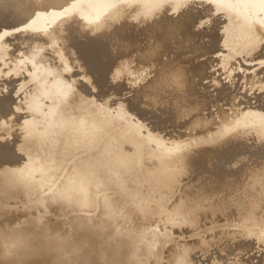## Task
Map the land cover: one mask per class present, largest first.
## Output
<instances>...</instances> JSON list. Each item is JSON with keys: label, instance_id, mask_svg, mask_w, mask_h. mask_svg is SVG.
Instances as JSON below:
<instances>
[{"label": "rangeland", "instance_id": "obj_1", "mask_svg": "<svg viewBox=\"0 0 264 264\" xmlns=\"http://www.w3.org/2000/svg\"><path fill=\"white\" fill-rule=\"evenodd\" d=\"M21 1V2H20ZM48 1V3H49V1H51V0H0V35L2 36V37H0V147L2 148V149H0V150H2V152H0L1 154H2V158L0 159V171H2V172H4V171H6V170H9L8 168L12 165V162H11V164H9L8 162L10 161V160H12V158H13V166H14V168H15V170H16V172H18L17 173V178L15 179V181H14V184L16 185V187L17 186H22V184H23V187L25 186V189L23 190L22 188L21 189H19V188H17V189H15V190H13V193H11V192H7V194H6V203L9 205H7L6 203V205L8 206V207H10L9 209H11V210H14V211H16V207L18 206V205H20V203L19 204H17L16 203V201L18 202V201H21V204H22V206L20 205V206H18V209H19V207H20V211H22V209H23V206H24V209L26 210H24V211H22L23 212V215H24V213L26 214L25 215V217L23 216V218L25 219V223H26V225L27 224H29V225H31L32 223H34L35 225L36 224H38V225H40V226H43V225H41V224H39V222H37L38 221V219L40 220V217L43 215V212H44V214H46V215H44V217L46 216L47 218L44 220V217H41V220H40V223H41V221L42 220H44V221H46L45 222V224H47L48 222H50V223H52L53 224V226H52V224H49L48 223V226L50 225V227L51 228H49V227H47V225H45V226H43L44 228L46 227V228H49V230H48V232H46L47 231V229L45 228V229H43L42 227H40V226H35L34 224V226L35 227H30V226H28L27 225V227H25L26 225H24V226H22V228H23V230L25 231V229H24V227L25 228H28V229H26V232H24L23 230H22V228H21V232H23V233H21V236L23 237H26V238H22L23 239V241H25V242H27L26 244H27V247H31L30 249H28V252H27V254L29 255L28 257H26V261H27V264H29L30 262V264H34V262L39 258V260H37V262H35V263H40V264H45V261L48 263L49 261H51L53 264H54V259L55 258H58L59 259V256H60V261L57 259V261H58V263L57 262H55V264H76L75 262H77L78 260L76 259V258H82L81 256L82 255H80V254H83V256H85L86 258H85V260H87V262L85 263L82 259V261L79 259V261L77 262V264L79 263V264H81V262H84V264H87L88 262H90L89 264H106L107 263V261L105 260L106 258H107V256H108V258L107 259H110V260H108L109 262V264H127V262H128V264H264V117H263V114H264V112L262 111V110H264V83L262 82V80H264V68L262 69V67H264V59H261V61H260V58H263L264 57V46H263V44H264V0H261V2H259L260 4H256V6H254V4H252V1L251 0H227V2L228 3H230V4H233V3H239V4H237V6L238 7H236L237 9H238V11L240 12V11H242V10H244V11H247L248 12V14H246V15H244L245 17H244V19L243 20H245V22L247 23V24H251V20H253V21H255L254 22V27H255V32H257V35H259L258 36V41L260 40L261 41V39H262V44H261V42L259 41V44H258V46H256L255 48H256V50H255V48H254V50L255 51H257V52H255V51H253V49H249V50H247V52L248 51H250V54H252V56L249 54V52H248V54H249V56H248V54L247 53H244V51L243 52H240V50H238L239 51V53L237 52V50H233V47H234V49L236 48V49H240L239 47H237V46H239L238 44H235L234 45V43H232V45H229L231 42L229 41V44H228V46L227 47H225V45L224 44H222L223 42L221 41V40H223V38H224V36L226 35V30L227 29H229V30H227L228 32H227V34L228 33H230L231 32V30H230V24H227V23H230V20H231V22H232V20L233 19H235V16H236V14L235 13H237V12H234V11H230L231 13H228V12H226L227 10L225 9V8H223L222 6H220V5H218V3L216 4V3H214V0H211V3H209L208 2V0H195V2H194V0H189V2H188V0H169V1H167V0H150L151 2H153V3H151L149 0H147L148 2H149V5L148 6H150V8L147 6V4H148V2H146V0H145V2L147 3H145L144 2V0H133V3L135 4H131L132 2H130V4H128V5H125V6H122V7H124V8H121V10L122 11H119L118 13H116V11H112V13L113 14H111V15H113V16H111L110 14V17L109 18H107V22L105 23L104 21L106 20V16L105 17H103V19H104V21L103 20H98L99 18H97V16L98 17H101L100 19H102V16H101V14H99V12H96V10L94 11H90V10H88L89 8L88 7H86L85 6V4L83 3H81V2H83V0H79V1H81L80 3L82 4V6H83V8L81 7H79V5H81L80 3H78L79 1L78 0H75V1H77V2H75V1H73V0H71L70 1V3L71 2H74V3H76V4H73V5H69V7H68V11L72 8L73 10H71V11H69V15L67 14L68 12H67V7H66V9L65 10H62V3H60L59 2V0H55L56 2L58 1V3H56L54 0V2L57 4V6H59L58 8L56 7V5L54 4V2L53 1H51L49 4L51 5V9H50V6H49V8H48V10H47V8H46V6H48L49 4L47 3L46 4V2ZM140 2L139 3V5H138V3L137 2ZM144 2V3H141V2ZM154 1H156V2H154ZM159 1L161 2V3H159ZM177 1V2H176ZM182 1V2H181ZM191 1V2H190ZM210 1V0H209ZM235 1V2H234ZM44 4H43V3ZM62 2V1H61ZM63 2H64V0H63ZM158 2V3H157ZM163 2V3H162ZM171 2H173V4H171ZM202 2V3H201ZM207 2V3H206ZM10 3V4H9ZM17 3V4H16ZM60 3V4H59ZM79 5H78V4ZM155 4V3H157V5H155V6H158L159 4H161V6L159 5L157 8L154 6V5H151V4ZM181 3V4H180ZM184 3V4H183ZM188 3V4H187ZM195 3V4H194ZM213 3V4H212ZM241 3V4H240ZM163 4V5H162ZM168 4V5H167ZM216 4V5H215ZM43 5V6H42ZM55 5V6H54ZM76 5H77V8L79 7L81 10H82V12H84L83 10H84V8L87 10V12H86V10H85V12L87 13V14H89L90 16H86L87 18H89V19H87V22L85 21V18L86 17H81V15L82 16H85L86 15V13H84V15H83V13L81 12V10L79 9H77L76 8ZM141 5V6H140ZM146 6V7H144V6ZM177 5H178V7H177ZM186 5V7H184V6ZM209 7H208V6ZM211 5H213V6H211ZM244 5V6H243ZM247 5V6H246ZM250 5V6H249ZM45 6V8H42L41 9V7H44ZM62 8H61V7ZM75 8V10H74V8ZM85 6V7H84ZM142 6L144 7V10H146V13H147V11L149 12H151V10H153L152 11V14L151 15H149V16H147L148 14H150V12L149 13H147V17L145 16V14L142 16V15H140V17H138V18H136V19H143V20H145L144 22H141V26H144V27H146L145 29H148V27H150V26H153L154 24L155 25H157V21L158 22H161L162 23V21H167V19H169L170 20V18L172 19V17L170 16L172 13H175V15L177 14L176 12L177 11H179L178 12V15H174L175 17H173L174 18V20L173 21H175L176 22V20L178 21H180V22H183V21H185L186 20V22H188V23H184L183 24V26H182V24H179V25H175V28L176 29H178L177 27L179 26V28H181V27H186V25H189V26H193V27H195L196 29H195V31H193V29L194 28H191L190 30H189V26L187 27L188 29H187V31L189 30L190 32H192L191 34H192V36H191V34L189 33V31L187 32V34H189V38H188V35L187 34H185L184 33V35H183V37L182 38H180V39H178L179 41L181 40V41H184L186 38V35H187V40H185L184 42H179V41H177L176 42V44H178V42L179 43H182V47H181V49H182V51L184 50V48L186 47L185 46V44L187 45V46H189L190 44H188V41H191V42H189V43H192V41L194 40L195 41V45H194V47L196 46V45H198L200 42V45H198V46H196V49H195V52L193 53V52H190V53H186V54H182L181 53V51H178V50H180V47H178L177 45H174L173 47H172V45L171 44H169L170 42L169 41H167L166 39V41L165 40H163L162 42L163 43H165L166 44V46H167V44H168V46H170V48H169V50L166 48V46H164V44L162 43V47H163V52L161 53V55H160V57L158 56L159 55V53H158V55H156V53L157 52H148V50L146 51V49L147 48H145L144 49V52L142 53V51H140L141 50V48H139V51H138V48H134V45H132V47H133V49H132V47H131V42H130V44H129V42H127L128 40L130 41V38H126V39H128V40H126V39H124L125 37H123V35L124 36H127V37H129V34H133V33H136V27H134V28H131L130 26H132L133 24H131V21H132V19H134L133 18V16L135 15V13H136V15H137V13H138V15H139V13L141 14V11L143 10V8H142ZM152 6H154L155 8L154 9H156V10H154L153 8H152ZM171 6H173L174 8H173V10H174V12H170L168 9H171V11H172V7ZM187 6H188V8H187ZM192 6V7H191ZM39 7V8H38ZM53 7H55V9H53ZM147 7H148V9H147ZM171 7V8H170ZM207 7V8H206ZM217 8V7H221V8H223V9H225V12L224 11H222L221 10V8H218L217 9V11L218 10H221V11H219V12H217V11H215V10H212L211 8ZM248 7V8H247ZM253 7V8H252ZM70 8V9H69ZM152 8V9H151ZM182 10H180V9ZM192 9L191 11H190V9ZM197 8V9H196ZM251 8V9H250ZM37 9H38V11H40L39 13H36V11H37ZM44 9H45V11H44ZM56 9H57V12H55L56 11ZM64 9V8H63ZM123 9L125 10V11H123ZM141 10V11H139V10ZM167 9V10H166ZM186 9V10H185ZM187 9H189V10H187ZM206 9V10H205ZM210 9H211V11H210ZM248 9H249V11H248ZM48 12H47V11ZM53 10V11H52ZM55 10V11H54ZM62 10V11H61ZM142 11L143 13H145V11ZM164 10V11H163ZM195 10V11H194ZM229 10V9H228ZM233 10V9H232ZM250 10H252V11H250ZM50 11L52 12V14H50ZM60 11V12H59ZM65 12V14H67V15H60V14H62V13H64ZM75 11V12H74ZM76 11H79L78 13L76 12ZM88 11H90L89 13H88ZM138 11V12H137ZM165 12V14H162L163 12ZM168 11V12H167ZM181 11V12H180ZM184 11V13H183V15H180V14H182V12ZM190 11V12H189ZM42 12V13H41ZM49 13V15H47V13ZM62 12V13H61ZM74 12V13H73ZM80 12L82 13L81 15H79L80 14ZM121 12H123V13H125V14H120ZM162 12V13H161ZM186 12H189V13H187L186 15L187 16H185V13ZM196 12V13H195ZM200 12V13H199ZM224 12V13H223ZM36 14V16H37V18H36V16L35 15H32V14ZM41 13V14H40ZM43 13H44V17L42 16L43 15ZM46 13V14H45ZM53 13L55 14H57V15H59V16H57V17H59V18H57L56 19V16L55 17H53L54 15H53ZM59 13V14H58ZM73 15H72V14ZM92 13L93 14H99V15H92ZM114 13H116V14H114ZM133 13V14H132ZM156 13V14H155ZM171 13V14H170ZM195 15H197V16H195ZM212 14V16H211V14ZM216 13H218V14H220L221 16H224L225 15V17H227V16H229V18H225L224 17V19H229L228 21L229 22H226V20H223V18L221 17V16H219L218 14V16L220 17H218L217 15H214V14H216ZM227 13H228V15H227ZM234 13V14H233ZM41 15V16H39V15ZM55 14V15H56ZM119 14V15H118ZM129 16H128V15ZM159 14V15H158ZM168 14V15H167ZM191 14V15H190ZM203 14V15H202ZM230 14V15H229ZM28 15V16H27ZM51 15V16H50ZM75 15V16H74ZM78 15L80 16V19L79 18H77L78 17ZM108 15V16H109ZM115 15V16H114ZM119 17H118V16ZM121 15H122V17H121ZM133 15V16H132ZM157 15V16H156ZM160 15H164V16H160ZM193 15V16H192ZM33 16V17H32ZM38 16H39V18L41 19V20H38ZM68 16V17H67ZM92 16L93 17H95L96 16V19L98 20V21H100V22H102V24H100V26L99 27H101V26H103V27H101V28H99L97 25H99L98 23H97V21H96V19L95 18H92ZM107 16V17H108ZM117 16V18H114V17H116ZM132 16V17H131ZM144 16H145V18H144ZM151 16V17H150ZM180 16H182L180 19H179V17ZM189 16V17H188ZM200 16H202V18H200ZM214 16H217L218 17V19L217 18H215ZM249 16H250V18H249ZM30 17V18H29ZM188 17V19H186ZM191 17V18H190ZM193 17H194V20H193ZM196 17V18H195ZM204 17H206V18H204ZM209 17V18H208ZM213 17V18H212ZM53 18V19H52ZM82 18V19H81ZM113 18V19H112ZM119 18H121L120 20H119ZM154 18V19H153ZM155 18L157 19L158 18V20H155ZM161 18V19H160ZM163 18H164V20H163ZM166 18V19H165ZM26 19V20H25ZM36 19L38 20V21H36ZM84 19V20H83ZM118 19V20H117ZM129 19V20H128ZM149 19V20H148ZM182 19V20H181ZM205 19V20H204ZM215 19V20H214ZM221 20V22H220V20ZM249 19V20H248ZM22 20H24V22L22 21ZM35 20V21H34ZM53 20H54V22L55 23H53ZM82 20H83V22H82ZM90 20H93V22L92 21H90ZM109 20V21H108ZM121 20H122V22H121ZM126 20V21H125ZM148 20V21H147ZM153 20L155 21V22H153ZM160 20V21H159ZM168 20V21H169ZM191 20V21H190ZM196 20V21H195ZM208 20V21H207ZM209 20L212 22H209ZM217 20L219 21V23L217 22ZM26 21V22H25ZM32 21V22H31ZM78 21H80V22H82L81 24H82V26H84V25H87L88 24V27L86 26L84 29H83V27L81 26V25H79V23L80 22H78ZM84 21L86 22V23H84ZM96 21V23H94ZM114 21V22H113ZM127 21H129V22H127ZM135 21V20H134ZM150 21V22H149ZM172 21V20H171ZM178 21V22H179ZM194 21V22H193ZM215 23H214V22ZM225 21V22H224ZM18 22L20 23V24H18ZM28 22H31L30 24L31 25H29V23ZM91 22V23H90ZM152 22H153V24H152ZM192 22H193V24H192ZM207 24H206V23ZM216 22H217V24H219V25H217L218 27L216 28V26L214 27V25H216ZM225 24H224V23ZM256 22L258 23V24H256ZM23 23H24V25H23ZM25 23L27 24V25H25ZM36 23H37V25H36ZM93 23V24H92ZM112 23H113V25H112ZM124 23V25H125V23H126V25H128V27L129 28H131V30L130 29H126L127 27L125 26V27H123L124 25H122ZM127 23H129V24H127ZM143 23H144V25H143ZM152 25H151V24ZM203 23H204V25H203ZM214 23V24H213ZM222 23L224 24V25H222ZM35 24V27L34 26H32V25H34ZM69 24V25H68ZM72 24V25H71ZM78 24V25H77ZM84 24V25H83ZM89 24H91V25H89ZM95 24H96V26H95ZM105 24H107V26L105 25ZM118 24L119 25H121V26H119V27H117L118 26ZM150 24V25H149ZM192 24V25H191ZM194 24H195V26H194ZM198 24V25H197ZM203 26H202V25ZM18 25V26H17ZM21 25V26H20ZM30 27H29V26ZM92 25H94L93 27H92ZM108 25H109V28H106V29H108V31H112V30H114V29H116V27L118 28L117 30H118V32H116L117 30H114L115 31V34H117V37L116 36H114V37H111V36H113V35H115V34H112L113 32H111V34H110V32H109V35H107L108 34V32L106 31V29H105V26L106 27H108ZM116 25V27H114ZM174 25H173V27H174ZM206 25H207V27H206ZM213 25V26H212ZM20 26V27H19ZM25 26H28L29 28L27 29ZM31 26L33 27V28H31ZM73 26V27H72ZM76 26V27H75ZM78 26V27H77ZM90 26V27H89ZM140 26V27H141ZM162 26H163V24L161 25L160 23H159V25H158V30H157V35L159 36L160 34H162V33H164V31H165V29L166 28H162ZM165 26V25H164ZM177 26V27H176ZM181 26V27H180ZM199 26V27H198ZM212 26V27H211ZM227 26L229 27V28H227ZM261 26H263V27H261ZM17 27V28H16ZM40 27H41V29H40ZM81 27V28H80ZM114 27V28H113ZM121 27H122V29H121ZM206 28V29H203L204 31L203 32H201L202 31V29L201 28ZM211 27V28H210ZM220 27V28H219ZM224 27H226V28H224ZM20 28V29H19ZM42 28H44V29H42ZM86 28H88V29H86ZM92 28H93V33H92ZM94 28H96L95 30H94ZM98 28V29H97ZM103 28L105 29V31L103 30ZM125 28V30H123ZM162 28V29H161ZM198 28V29H197ZM199 28H200V30H199ZM209 28V29H208ZM14 29V30H13ZM19 29V30H18ZM38 29H40V30H38ZM59 31H58V30ZM80 29V30H79ZM101 30V34L99 33V31ZM134 29H135V31H134ZM159 29H161V32H160V30ZM175 29V30H176ZM215 29V30H214ZM73 30V31H72ZM79 30V31H78ZM87 30V31H86ZM99 30V31H98ZM133 30V31H132ZM163 30V31H162ZM192 30V31H191ZM207 32H206V31ZM221 30H222V32H221ZM8 31V32H7ZM27 31V32H26ZM84 31V32H83ZM91 32L92 33V35H91V33H88V32ZM102 31H103V33L104 34H102ZM130 31H131V33H130ZM196 31H197V33H196ZM199 31H200V33H202V35L204 36H202V38H204V39H200V37H199V35L198 34H200L199 33ZM215 31H216V33H215ZM223 31H225L224 33H223ZM65 32V33H64ZM98 34V36L99 35H102V37L104 36V39L105 40H103V42L106 44V42H107V45H105V44H103L102 43V47H100L99 46V44H97V42L95 41V40H97V39H95V40H93V41H91L90 40V38L91 37H94V38H98V36H97V34ZM107 32V33H106ZM122 32H123V35H122ZM205 32V33H204ZM209 32V33H208ZM212 32V33H211ZM221 32V35H222V33L224 34V36L222 35H219V33ZM4 33V34H3ZM13 33V34H12ZM80 33V34H79ZM85 33H87L85 36H84V34ZM119 33L121 34L120 36H119ZM194 33V34H193ZM204 33V34H203ZM211 33V34H210ZM3 34V35H2ZM20 34V35H19ZM79 34V36H77ZM82 34V36H80ZM91 35V36H89V35ZM96 34V35H95ZM127 34V35H126ZM131 34V35H132ZM54 35V36H53ZM70 35V36H69ZM77 36L78 37V39H77V37H75V36ZM131 35H130V37H131ZM135 35V34H134ZM195 35V36H194ZM196 35H197V37H196ZM231 35H232V32H231ZM72 36H73V38H72ZM85 37V39L86 40H88V41H86L85 39H84V37ZM86 36H88L89 38L87 39V37ZM95 36H97V37H95ZM108 36V37H107ZM111 38H110V37ZM121 36H122V39H124L125 40V42H124V40L122 41V39H120L121 38ZM143 36V35H142ZM209 36V37H208ZM219 36H221L222 38H218ZM30 37V38H29ZM52 37H54V38H52ZM66 39H64V38ZM70 37V38H69ZM80 37H82V39L80 38ZM107 37V38H106ZM116 37V38H115ZM119 37V38H118ZM194 37V38H193ZM199 37V38H198ZM211 37V38H210ZM216 37V38H215ZM229 37H230V35H229ZM50 38H52L53 39V41H52V39H50ZM94 38H92V39H94ZM211 40H210V39ZM75 41H74V40ZM76 39H77V41H76ZM81 39V40H80ZM109 40V42L108 41H106V40ZM118 39L119 40V42H120V44L122 45L123 43H124V45H129L128 47L127 46H125L127 49L129 48V49H132V51L130 50L129 51V49L127 50V56H126V48H124V47H120L121 45H119V43L116 41V40ZM184 39V40H183ZM192 39V40H191ZM197 39V40H196ZM209 39V40H208ZM217 39V40H216ZM219 39V40H218ZM61 40V41H60ZM68 40V41H67ZM73 42H72V41ZM87 42H85V41ZM114 43V41H116V43L118 44H116L119 48H121V49H119V51H120V55L117 53V50L115 51V49H117V47L115 46V48H114V45H113V43H111V41ZM198 40L200 41V42H198ZM206 41V43L204 42V41ZM216 40V41H215ZM50 41V42H49ZM70 44V42H72L70 45L67 43V42ZM70 41V42H69ZM81 41V42H80ZM84 41V42H83ZM91 41V42H90ZM97 41H99V40H97ZM106 41V42H105ZM203 41V42H202ZM209 41V42H208ZM212 41V42H211ZM214 41V42H213ZM220 41V42H219ZM76 42H78V43H81V46H80V44L78 45ZM89 42V43H88ZM93 42H96V43H93ZM123 42V43H122ZM128 44H127V43ZM169 42V43H168ZM187 42V43H186ZM219 42V43H218ZM222 42V43H221ZM67 43V44H66ZM76 43V44H75ZM83 43V44H82ZM86 44V49L87 50H89L91 47L89 46V45H93V46H96L95 48L94 47H92L91 48V50L93 49V52H91V50H89V53H88V51H86L85 50V44ZM91 43V44H90ZM110 43H111V46H110ZM205 43V44H204ZM218 43V44H217ZM220 43L222 44V45H220ZM66 44V45H65ZM88 44V45H87ZM109 44V45H108ZM203 46H202V45ZM208 44V45H207ZM214 44H215V46H214ZM82 45H84V47L82 46ZM99 47H98V46ZM103 45H104V47H103ZM124 45H122V46H124ZM178 45H180V44H178ZM216 45H217V47H219V48H217L216 47ZM223 47V45H224V49L223 50H221V47ZM60 46V47H59ZM72 46V47H71ZM106 46H110L111 48H112V46H113V48L114 49H112V52H113V56L111 55V48H109V47H106ZM184 46V47H183ZM204 47V48H202V47ZM262 46V48H260ZM79 47V48H78ZM165 47V48H164ZM209 47V48H208ZM210 47H212V49L210 48ZM215 47H216V49H217V52H216V49H215ZM65 48V49H64ZM85 50L86 51V53L82 50ZM103 48V49H102ZM178 48V49H177ZM197 48H199L198 50H197ZM228 48H229V51H228ZM80 49L84 52V53H81V51H80ZM95 49V50H94ZM97 49H99L98 51V54H100V56H101V59H103V61H100V56L98 57V54H97ZM105 49H107V50H105ZM108 49H110V52H107V51H109ZM124 49H125V51H124ZM202 49V50H201ZM204 49H205V51H204ZM218 49H220L221 51H219ZM226 49V50H225ZM54 50V51H53ZM62 50V51H61ZM79 50V51H78ZM102 50V52H100ZM172 51V53L170 52V56L168 55V52H166V51ZM252 50V51H251ZM58 51V52H57ZM94 51H96V53L94 52ZM105 53H104V52ZM124 51V53H122ZM129 51V52H128ZM175 51H176V53H175ZM196 51H198V52H196ZM233 51H234V53L236 54L235 56H234V54H233ZM259 51H261V54H262V56H261V54H260V52ZM46 52V53H45ZM55 54H54V53ZM108 53V57L110 58L111 56L112 57H114V60L116 59H119V57H121L122 59V61L121 60H117V63H122V62H125V63H122L123 65H121V64H119V65H115L114 66V69H112L111 70V68H113L112 66H113V64H115L114 62L111 64V65H108L109 63L108 62H104V60L106 61V59H104L105 58V54H107ZM139 52H141L142 53V55H140L139 54ZM165 52V53H164ZM174 52V53H173ZM178 52H180V53H178ZM207 52V53H206ZM212 52V53H211ZM216 52V53H215ZM246 52V51H245ZM255 52V53H254ZM53 53V54H52ZM59 53H60V55H59ZM88 53V54H87ZM91 53V54H90ZM92 53H94V54H96L95 56H94V54H92ZM104 53V54H103ZM119 55H117V54ZM137 53H138V55H137ZM147 54V55H145V57H147V58H145V59H143V58H141V60L139 59V57H141V56H143L144 54ZM150 53L152 54V55H154L153 56V58L155 57V60H156V58H158L159 57V59L158 60H156L157 62H155V60H152L150 57L152 56H149L150 55ZM179 55H178V54ZM192 53V54H191ZM208 53H210L209 55H208ZM214 53V54H213ZM220 55H219V54ZM233 54V56L234 57H236L237 56V59H240L239 61L240 62H243V59H244V61L246 62L247 61V59H254V60H252V61H250V60H248L247 62H246V64H245V62H243L244 63V65H243V63L241 64V63H239V61H237L236 60V58H234L233 56H232V54ZM242 53V54H241ZM258 55H257V54ZM88 55L89 57H91V59L90 60H92L93 61V63L95 62H99L100 64L99 65H97V63L95 64H91L90 62H92V61H90L89 59H88V56H86V55ZM91 56H90V55ZM102 54V55H101ZM110 54V55H109ZM115 54H116V56H115ZM180 54H181V57H180ZM195 54V55H194ZM218 54V55H217ZM224 54V55H223ZM238 54V55H237ZM243 54H247V56H246V58H245V55H243ZM254 54H256V55H254ZM29 55V56H28ZM76 55H78V56H76V58H78L79 59V62L77 61L78 59H76L75 58V56ZM79 55L80 56H83V57H79ZM122 55H125L124 57L122 56ZM133 55V56H132ZM138 57H137V56ZM140 55V56H139ZM156 55V56H155ZM174 55H175V57H174ZM176 55L178 56V58L176 59ZM205 55V56H204ZM207 55V56H206ZM242 55V56H241ZM254 55V56H253ZM74 56V57H73ZM84 56H86V58L84 57ZM93 56V57H92ZM167 56V57H166ZM169 56V57H168ZM172 56H173V58H172ZM184 56V57H183ZM186 56H188V57H186ZM223 58H222V57ZM239 56V57H238ZM261 56V57H260ZM95 57V59H92V58H94ZM99 58V60L97 61V59ZM103 57V58H102ZM111 57V58H112ZM117 57V58H116ZM127 57H128V59H127ZM149 57V58H148ZM194 57V58H193ZM200 59H199V58ZM204 57V58H203ZM208 57V58H207ZM226 57H228V58H226ZM233 57V58H232ZM242 58V60H241V58ZM244 57V58H243ZM249 57V58H248ZM259 60H257L256 58ZM259 57V58H258ZM75 58V59H74ZM80 58H81V60L82 61H80ZM163 58V59H162ZM174 58L177 60H174ZM185 60H184V59ZM188 58V59H187ZM189 58H190V60H189ZM210 58V59H209ZM218 58H219V60H218ZM221 58V59H220ZM226 58V59H225ZM229 58H231L230 59V61L231 60H233V61H231V62H234V63H232V65H230L231 63L230 62H228V64L226 63L227 61H229ZM72 59H74V60H72ZM83 59H86V60H83ZM125 59H127V60H125ZM137 60V61H135V60ZM139 59V60H138ZM152 61H151V60ZM167 59V60H166ZM199 59V60H198ZM208 59V60H207ZM223 59V60H222ZM90 62H89V61ZM125 60V61H124ZM144 60H145V62H144ZM150 62H149V61ZM171 62H170V61ZM176 62V64L174 63V61ZM179 60V61H178ZM188 60V61H187ZM210 60V61H209ZM223 61L222 63L221 62H218V61ZM257 60V61H256ZM263 60V61H262ZM118 61H120V62H118ZM133 61V62H132ZM160 61H162L161 62V64L159 63ZM164 61V62H163ZM173 61V62H172ZM201 61V62H200ZM203 61H205V62H203ZM226 61V62H225ZM58 62H60V63H58ZM62 62V63H61ZM86 62V63H85ZM103 62V63H102ZM137 62V63H136ZM139 62V63H138ZM167 62H170V64L172 65V66H170L169 65V63H168V65L170 66H167L165 63H167ZM182 62V63H181ZM195 62V63H194ZM197 62V63H196ZM253 62V63H252ZM255 62H258V63H255ZM262 64H261V63ZM116 63V64H117ZM150 63V64H149ZM153 63H154V65H153ZM164 63V64H163ZM173 63H174V65H173ZM195 65H193V64ZM201 63V64H200ZM213 64V67H212V65L211 64ZM216 63H221V64H224L223 66H225V68L224 67H222L221 66V64H219V66H221V69H219L220 67L216 64ZM236 63V64H235ZM60 64V65H59ZM84 64V65H83ZM87 64V65H86ZM103 64V65H102ZM132 64V65H131ZM135 64V65H134ZM142 65V67H143V69H142V67H141V65ZM149 66H148V65ZM159 64H160V66H164V65H166L168 68H172V67H176V68H179L180 70H178V71H180L181 73V75H184L183 77L182 76H180V77H182V83H181V79L180 80H176V82L179 84V82H180V85H179V87L177 88V92H178V94H177V92H175V90H171L172 92L174 91V93H172L171 91H170V83H168V81L166 82V80L165 81H161V80H159V81H161V82H159V85H160V87H159V89L158 88H152V89H150L148 86H150L149 85V80H151V79H153L155 76L158 78L159 76H161V75H163V74H161V71H160V69L161 68H159L160 66H159ZM180 64V65H179ZM190 64V65H189ZM198 64H199V67H198ZM226 64V65H225ZM233 64H234V66H233ZM249 64V66H247ZM253 64V65H252ZM259 64H261V66L259 65ZM92 65V66H91ZM107 65H108V67H107ZM131 65V66H130ZM182 65H184V67L182 66ZM187 65H189V66H187ZM201 65V66H200ZM206 65V66H205ZM215 65H217V66H215ZM259 65V66H258ZM263 65V66H262ZM59 66H61V67H59ZM139 66V67H138ZM146 66H147V68H146ZM158 66V67H157ZM164 67V68H166V71L167 70H169L167 67ZM177 66H179V67H177ZM187 66V67H186ZM191 66H193V67H191ZM197 66V67H196ZM215 66V67H214ZM227 66V67H226ZM250 66H251V68H250ZM258 66V67H257ZM85 67V68H84ZM97 67H99V68H97ZM102 67H103V70H102ZM157 67V68H156ZM174 67V68H175ZM186 67V68H185ZM189 67V68H188ZM209 67H210V69H209ZM252 67H255V70H254V68H252ZM261 67V68H260ZM66 68H68V69H66ZM76 68V69H75ZM94 68V69H93ZM116 68V69H115ZM135 68V69H134ZM194 68V69H193ZM216 68V69H215ZM218 68V69H217ZM250 68V69H249ZM30 69V70H29ZM101 69V70H100ZM186 69H188V70H186ZM191 69V70H190ZM200 69V70H199ZM213 69V70H212ZM245 69H247V72H246V70ZM258 69V70H257ZM60 70V71H59ZM82 70V71H81ZM98 70V71H97ZM133 70V71H132ZM184 70V71H183ZM216 70H217V72H216ZM220 70H221V72H220ZM245 71V72H242V71ZM253 70V73L251 72ZM262 72H261V71ZM148 71V72H147ZM157 71V72H156ZM211 71H214V72H211ZM256 71V72H255ZM87 72V73H86ZM101 72V73H100ZM105 72H107V73H105ZM110 72V73H109ZM137 72V73H136ZM160 72V73H159ZM194 72V73H193ZM196 72V73H195ZM249 72V73H248ZM261 72V73H260ZM83 73V74H82ZM95 73V74H94ZM117 73V74H116ZM157 73V74H156ZM191 73V74H190ZM207 73H209V74H207ZM212 73V74H211ZM213 73H214V76H213ZM244 73V74H243ZM255 73H257V74H259V75H257V77L256 78H258V79H256V78H254L256 75H255ZM91 74V75H90ZM115 74V75H114ZM154 74V75H153ZM187 74V75H186ZM189 74V75H188ZM205 74V75H204ZM211 74V75H210ZM218 74V75H217ZM246 74V75H245ZM261 74V75H260ZM159 75V76H158ZM178 75H179V73H178ZM177 75V72H176V75L174 76V77H172V79H173V81L176 79V77L178 76ZM191 75V76H190ZM206 75H207V77L210 79H205V78H207L206 77ZM210 77H209V76ZM215 75H217V76H215ZM250 75H252L253 76V80H252V78H250ZM103 76V77H102ZM186 76V77H185ZM195 76H196V78H195ZM244 76V77H243ZM260 76H261V79H260ZM263 76V77H262ZM25 77V78H24ZM108 77H110V78H108ZM121 77V78H120ZM179 77V76H178ZM212 77H214L213 79H211ZM220 77V78H219ZM247 77V78H246ZM93 78V79H92ZM105 78H107L106 80H108V81H106L105 80ZM184 78H185V80H184ZM219 78V79H218ZM248 78H250V79H248ZM263 78V79H262ZM88 79H89V82H88ZM97 79V80H96ZM103 79H104V81H103ZM114 79V80H113ZM178 79V78H177ZM192 79V80H191ZM194 79V80H193ZM242 79V82L241 81H239V80H241ZM246 79V80H245ZM87 80V81H86ZM99 80V81H98ZM103 81V82H100V81ZM148 80V81H147ZM197 80H198V82H197ZM207 80H209V81H207ZM221 80V81H220ZM231 80V81H230ZM250 80V81H249ZM256 80V81H255ZM257 80H259V82L257 81ZM261 80V81H260ZM54 81V83L56 84L57 82V84L56 85H53L52 84V82ZM98 81V82H97ZM187 83H186V82ZM192 81H193V83H192ZM211 81H213V82H211ZM234 81H236L238 84H239V86H237L238 84H236ZM250 82V84H249V82ZM252 81V82H251ZM255 81V82H254ZM93 82V83H92ZM96 82H97V84H96ZM108 82V84L106 85V83ZM164 82V83H163ZM184 82H185V84H184ZM258 82V83H257ZM261 82V83H260ZM7 83V84H6ZM100 83V84H99ZM102 83V84H101ZM104 83V84H103ZM110 83V84H109ZM113 83V84H112ZM148 83V84H147ZM163 83V84H162ZM189 83V84H188ZM191 83H192V85H191ZM208 83V84H207ZM224 83H226L227 85H220V84H224ZM232 83H235V84H232ZM242 85H241V84ZM243 83H244V85H243ZM254 83H256V84H254ZM13 84V85H12ZM138 84V85H137ZM146 84H147V87H146ZM168 84V85H167ZM182 84H183V86H185V87H183L182 86ZM231 84V85H230ZM260 84H261V86H260ZM50 85V86H49ZM52 85V86H51ZM101 85H104V86H102L101 87ZM110 85V86H109ZM165 85V86H164ZM190 85V86H189ZM233 85H235V86H233ZM248 85V86H247ZM252 87H251V86ZM255 85H257V86H255ZM10 86V87H9ZM57 86V88H55ZM99 86V87H98ZM115 86V87H114ZM121 88H120V87ZM164 86V87H163ZM182 86V87H181ZM189 86V90H188V87ZM201 86V87H200ZM219 86H221V87H219ZM224 86H227V88L226 87H224ZM232 86V87H231ZM247 86V87H246ZM250 86V87H249ZM263 86V87H262ZM8 87H9V89H8ZM13 87H14V89L15 90H13ZM92 87V88H91ZM111 87H113L112 89H111ZM167 87H168V89H167ZM216 87V88H215ZM218 87L219 88H225L224 90L225 91H223V92H225V93H222V90L223 89H219L220 90V93H217L218 92ZM229 87H231V88H229ZM236 87V89L237 90H239V91H237L236 89H233V88H235ZM255 87V88H254ZM77 88V89H76ZM116 88V89H115ZM150 89V90H148V89ZM181 88V89H180ZM182 88H183V90H182ZM206 88V89H205ZM250 88H251V90H250ZM253 88H254V90H253ZM262 88V89H261ZM53 89H54V91H53ZM100 89V90H99ZM108 89H110L109 91H108ZM114 89V90H113ZM156 89H157V91H156ZM161 89V91H163V93H165V95L161 92V91H159ZM193 89V90H192ZM212 89H214V90H212ZM258 89V90H257ZM7 90V91H6ZM97 90V91H96ZM99 90V91H98ZM104 91L103 93H102V91ZM113 90V91H112ZM116 90V91H115ZM131 90V91H130ZM134 90V91H133ZM155 92H154V91ZM179 90V91H178ZM181 90V91H180ZM188 90V91H187ZM208 90V91H207ZM210 90V91H209ZM226 90H227V92H226ZM236 92H238L236 95L240 98L241 96V98L242 99H239L236 95H235V91ZM241 90V91H240ZM245 90H246V94L248 95L249 94V90L251 91L250 92V96L248 95H246L245 94ZM257 90V91H256ZM107 91V92H106ZM112 91V92H111ZM114 91H115V93H114ZM128 91H130L129 93H128ZM150 91H152L151 93H150ZM170 91V92H169ZM183 91V92H182ZM186 91V92H185ZM214 93H213V92ZM217 91V92H216ZM233 91V92H232ZM242 91H244L243 93H242ZM10 92V93H9ZM13 92H15V93H13ZM43 92V93H42ZM53 93L54 95H55V93H56V95H55V97L54 98H49V97H47V95H48V93ZM55 92V93H54ZM73 92V93H72ZM101 92V93H100ZM120 92V93H119ZM124 92V93H123ZM141 94H140V93ZM143 92V93H142ZM147 92V93H146ZM202 94H201V93ZM211 95V96H209V94ZM229 92H230V94H229ZM241 92V93H240ZM254 92V93H253ZM260 92V93H259ZM8 93V94H7ZM93 93V94H92ZM100 93V94H99ZM107 93H109V96H108V94ZM121 93H122V95H121ZM139 95H138V94ZM154 93H156V94H154ZM183 93V94H182ZM186 93V94H185ZM227 93V94H226ZM234 93V94H233ZM240 93V94H239ZM259 93V94H258ZM12 94V95H11ZM13 94H15V95H13ZM91 94V95H90ZM97 94V95H96ZM99 94V95H98ZM112 94V95H111ZM146 96H145V95ZM159 94H160V96H159ZM182 94V95H181ZM191 94V95H190ZM193 94V95H192ZM199 94V95H198ZM201 94V95H200ZM206 94V95H205ZM214 94V95H213ZM218 94V95H217ZM231 94H232V96H231ZM254 95V96H251V95ZM262 94V95H261ZM20 95V96H19ZM73 95V96H72ZM89 95V97H85V96H88ZM94 95H95V97H94ZM101 95V96H100ZM105 95V96H104ZM150 95V96H149ZM156 99V100H154V98L152 97V96ZM161 95H162V97H161ZM167 95V96H166ZM198 95V96H197ZM205 95V96H204ZM220 95H221V97H220ZM223 95V96H222ZM230 95V97H228ZM256 95V96H255ZM261 95V96H260ZM12 96H13V98H12ZM24 96V99L25 100H30V102H29V104H31V105H33V108L35 109V110H33V112H31V111H29V110H20V109H17V108H15V105L17 104V103H19V101H20V99H22V97ZM75 96V97H74ZM115 96V97H114ZM119 97V99H118V97ZM177 96H178V98H177ZM206 96H208L207 98H206ZM216 97V99H217V102H216V100H214V98ZM224 96H226L225 97V101L224 100H222V97H223V99H224ZM234 96H236L235 98H234ZM245 96V97H244ZM247 96V97H246ZM260 96V97H259ZM108 97V98H107ZM111 97V98H110ZM112 97H113V99H112ZM121 97V98H120ZM132 97V98H131ZM138 97V98H137ZM146 97H147V99H146ZM152 97V98H151ZM172 97V98H171ZM195 97V98H194ZM220 97V98H219ZM250 97H253V98H250ZM262 97V98H261ZM77 98V99H76ZM127 98V99H126ZM136 98V99H135ZM144 98V99H143ZM164 98L166 99V101L165 102H168V104L166 105V106H170V108L169 107H166L165 106V104H162L161 105V103H164V102H161V101H164ZM174 98H175V100H177L176 102H175V100H174ZM180 98H181V101H180ZM201 98V99H200ZM213 100H212V99ZM226 98H227V100H226ZM11 99H13V101L11 100ZM73 99V100H72ZM97 99V100H96ZM116 99V100H115ZM141 99H143L142 101H141ZM150 99V100H149ZM170 99V100H169ZM192 99V100H191ZM232 99V101H230ZM235 99V100H234ZM243 99H245V101L243 102V101H240V100H243ZM248 99V100H247ZM261 99V100H260ZM137 100V101H136ZM140 100V101H139ZM149 100V101H148ZM186 100V101H185ZM189 102H188V101ZM194 100V101H193ZM199 100V101H198ZM207 100H208V102H207ZM210 100H211V102H210ZM222 100V101H221ZM234 100V101H233ZM238 100V101H237ZM250 100H252V101H250ZM254 100V101H253ZM15 101V102H14ZM146 101H147V103H146ZM160 101V102H159ZM173 101H174V104H171V103H173ZM178 101H179V105H180V107L178 106ZM206 101V102H205ZM221 101V102H220ZM224 101V102H223ZM228 101V102H227ZM246 101H247V103H246ZM41 102V103H40ZM91 102V103H90ZM135 102H137L136 104H135ZM152 102V103H151ZM188 102V103H187ZM192 102V103H191ZM230 102H231V105H230ZM234 102V103H233ZM250 102H254V103H256V106L254 105V103H249ZM259 102V103H258ZM262 104H261V103ZM11 103H13V104H11ZM115 103H118V105L117 104H115ZM132 103V104H131ZM149 103L151 104V106L149 105ZM155 103V104H154ZM156 103H158V105L156 106ZM175 103H176V105H175ZM184 103V104H183ZM192 104V105H190V104ZM198 103H200V104H198ZM210 103V104H209ZM216 103V104H215ZM221 103V104H220ZM228 103V104H227ZM233 103V104H232ZM235 103H236V105H235ZM52 104V105H51ZM123 104V105H122ZM142 104H144V105H142ZM153 104V105H152ZM160 104V105H159ZM182 104V105H181ZM202 104V106H200ZM212 104V105H211ZM246 104H248V105H246ZM260 104V105H259ZM111 105V106H110ZM122 105V106H121ZM156 107H155V106ZM173 105L175 106V107H177L176 109L177 110H175L174 109V111H172L173 110ZM184 105H189L188 106V108H186ZM197 105L199 106V107H197ZM207 105V106H206ZM214 105H215V107H214ZM218 105H220V106H218ZM224 105V106H223ZM238 105V106H237ZM244 106V107H241V106ZM250 105H254L253 106V108L255 109H253L252 107H250ZM50 106V107H49ZM134 106V107H133ZM139 106V107H138ZM140 106H143L142 108L140 107ZM160 106V107H159ZM184 106V107H183ZM218 106V108H221V109H219L218 110V108H216ZM231 106V107H230ZM237 106V108L235 109L236 111H234V109L233 108H235ZM240 106V107H239ZM41 107V108H40ZM138 107V108H137ZM150 107V108H149ZM162 107V108H161ZM164 107H166V109L164 108ZM183 107V108H182ZM192 107H194V108H192ZM202 107V108H201ZM208 107H209V109H208ZM225 107V109L227 110V112H226V110H224L223 108ZM228 107H230L231 108V110L233 111V113H232V111L228 108ZM247 107V108H246ZM249 107V108H248ZM41 110H40V109ZM58 108L59 109H65L66 110V112H63L64 114H63V116L61 117V119H63V121H65V123H68V125H67V129H66V132H65V129L63 128V125H66V124H62V125H60L59 123H64V122H59L56 118H57V116H59V114H58V112H57V110H58ZM152 108V109H151ZM154 108V109H153ZM159 108H161V111H160V109ZM183 109V110H179V117H177V118H175V116H178V114H176L177 113V111H178V109ZM186 108V109H185ZM192 108V109H191ZM198 109V110H201V111H203V109H204V111H206V113L203 111L202 113H199V112H201V111H199L198 112V114L196 113L198 110H196V109ZM211 108H212V110H211ZM216 108V109H215ZM240 108H242V109H240ZM259 110V114L257 113L258 112V110ZM156 109V110H155ZM165 109V110H164ZM168 109H170V110H168ZM172 109V110H171ZM188 109H190V110H188ZM196 110V112H194V110ZM207 109V110H206ZM248 109V110H247ZM262 109V110H261ZM37 110V111H36ZM148 110H149V112H148ZM158 110V111H157ZM167 110V111H166ZM192 110V111H191ZM222 110V111H221ZM244 110H246V112L244 111ZM256 110H257V112H256ZM155 111L157 112V115H156V113H155ZM160 111V112H159ZM169 111V112H168ZM182 113H181V112ZM184 111H186V112H184ZM187 111H188V113L190 114H188L187 113ZM190 111V112H189ZM208 111H210V113L208 112ZM215 111V112H214ZM216 111L218 112V113H216ZM225 112V115H224V119L222 118L221 119V116L223 117V114H224V112ZM238 111V112H237ZM251 111V112H250ZM252 111H253V113H252ZM68 112V113H67ZM85 112V113H84ZM118 112V113H117ZM125 112V113H124ZM159 112V113H158ZM168 112V113H167ZM170 112H173V114H175V116L174 115H172L171 116V114H170ZM234 112L236 113V114H238L237 115V117H236V114H234ZM241 112V113H240ZM249 112V113H248ZM254 112H255V114H254ZM65 113H66V117L64 118V116H65ZM71 113V114H70ZM161 113V114H160ZM166 113H167V116L165 117L164 115H166ZM184 113L188 116V118H187V116H185L184 115ZM195 114L196 113V116L195 117H191L192 115L191 114ZM227 113V114H226ZM30 116H29V115ZM160 114V116L158 117V115ZM163 114V115H162ZM169 114H170V116H169ZM201 114V116H199L201 119H203L204 121V123H202V120H200V119H197L198 117V115H200ZM205 114V115H204ZM212 114V115H211ZM213 114L216 116L217 115V118L219 119L218 121H221V123L220 122H218L217 121V118L215 117V116H213ZM218 114H220L221 116H219ZM232 114V115H231ZM240 114L242 115V116H240ZM243 114H244V116L246 117V119L244 118V116H243ZM251 114V115H250ZM261 114V115H260ZM13 115V116H12ZM120 115V116H119ZM123 115V116H122ZM156 115V116H155ZM181 115H183V117L185 116L186 118H184V119H186V120H184L183 119V117L181 116ZM203 115V116H202ZM206 115H207V117H206ZM209 115V116H208ZM227 115H228V117H227ZM108 116V117H107ZM111 116V117H110ZM251 116V117H250ZM258 116H261L262 117V119L260 118V117H258ZM121 117V118H120ZM162 119H161V118ZM171 118V120H170V118ZM180 117H182V119L180 118ZM203 117H205V118H203ZM209 117H210V119H209ZM231 117V118H230ZM237 119H236V118ZM240 118V121H241V119L243 120V122L241 121V123H240V121H239V118ZM93 118V119H92ZM167 118V120H165ZM179 118V119H178ZM191 119V118H195V119H193V120H191L192 122H190V120L189 121H187V119ZM175 119V121H173V120ZM180 119L183 121H180ZM196 119H197V121H196ZM208 119V120H207ZM212 119V120H211ZM49 120V121H48ZM55 120V121H54ZM93 120V121H92ZM160 120V121H159ZM169 120H170V122H169ZM227 120V121H226ZM238 120V121H237ZM244 120H245V122H244ZM30 121V122H29ZM72 121H74V122H72ZM78 121V123H75V122H77ZM177 121V122H176ZM178 121H180V122H178ZM186 121V122H185ZM196 121V122H195ZM207 121H209V123H210V125L209 124H207V123H205V122H207ZM225 121L226 122H228V123H225ZM233 121V122H232ZM235 121V122H234ZM29 122V123H28ZM96 122V123H95ZM148 122V123H147ZM166 122H169V123H167L166 124ZM175 122H176V124H175ZM190 123V126H188L189 125V123ZM195 122V123H194ZM200 124H198V123ZM203 124V125H206V127L204 128V127H202L201 126V123ZM216 122H217V124H216ZM229 122H231V123H229ZM237 122H239V123H237ZM144 123V124H143ZM177 123H178V125H177ZM193 123V124H192ZM196 123L198 124V126L196 125ZM218 123H219V125H218ZM224 123V124H223ZM233 123V124H232ZM235 123H237V124H235ZM243 123V124H242ZM56 124V125H55ZM99 124V125H98ZM104 124V125H103ZM169 124V125H168ZM184 125V126H182V125ZM186 124V125H185ZM188 124V125H187ZM191 124H192V126H191ZM215 124V125H214ZM225 124H227V125H225ZM260 124V125H259ZM94 125H95V127H94ZM103 125V126H102ZM166 125V126H165ZM174 125V126H173ZM177 125V126H176ZM180 125V126H179ZM210 126V128H209V126ZM218 125V126H217ZM221 125H225L223 128H221ZM237 125V126H236ZM41 126L42 127H44L43 129H41ZM107 126V127H106ZM158 126V127H157ZM165 126V127H164ZM172 126V127H171ZM188 126V128L187 129H185L186 127ZM196 126V127H195ZM202 127V128H198V127ZM207 126H208V130L206 129L207 128ZM212 126V127H211ZM220 126V127H219ZM234 126V127H233ZM241 126H242V128H241ZM243 126H245L244 128H243ZM253 126H256L255 128L253 127ZM35 127H36V129L37 130H39V131H41V132H43V133H45V134H58L59 132H61L60 134H63V136H62V138L60 139V141H59V143L56 145V147L55 148H48V149H46V151H45V153H44V155H43V157L42 156H40V158H39V156L38 157H36V158H34L33 160V162L30 160V154H28L26 151H25V147H28V143H29V141H30V134L32 133V131H33V129H35ZM89 127H91V128H89ZM170 127V128H169ZM176 127V128H175ZM184 127V128H183ZM227 127V128H226ZM229 127H230V129H232L233 130V132H231L230 131V129H229ZM249 127V128H248ZM260 129H259V128ZM156 128V129H155ZM174 128V129H173ZM177 128H179V129H177ZM214 130H213V129ZM220 128V130L218 131V129ZM226 128V129H225ZM237 129L236 131H234L235 129ZM64 130V131H62V130ZM103 129V130H102ZM106 129V130H105ZM139 129H141V131L139 130ZM184 129V133H183V130ZM190 129H194V130H190ZM203 129V130H202ZM227 129H229V131L227 130ZM249 129V130H248ZM251 129V130H250ZM253 129V130H252ZM257 129V130H256ZM51 132H50V131ZM105 130V131H104ZM171 130V131H170ZM187 132H186V131ZM197 130V131H196ZM200 130L202 131V132H200ZM205 130H206V132H205ZM212 130V131H211ZM222 130V131H221ZM225 130V131H224ZM248 132H247V131ZM255 130H256V132H255ZM29 131V132H28ZM104 133H103V132ZM108 131V132H107ZM146 131V132H145ZM166 131V132H165ZM190 133H189V132ZM195 131V132H194ZM214 131V132H213ZM217 131V132H216ZM221 131V135H222V133H223V131L225 132L224 134H226L227 135V133L226 132H229L228 133V135L226 136V135H222V139H219V138H221V136H220V134H218L219 132ZM245 131H246V133H245ZM259 131H261L260 133H259ZM105 132H107V133H105ZM178 132H179V135H178ZM210 132V133H209ZM216 132V133H215ZM252 132V133H251ZM65 133V134H64ZM183 133V134H182ZM201 135H200V134ZM213 133V134H212ZM216 135H219V136H215V134ZM231 133H236L237 135H233L232 134V137L233 136H235V138L233 137V139H231L232 140V143L231 142H229V141H231L230 140V138H229V136L231 135ZM239 133V134H238ZM245 133V134H244ZM164 134V135H163ZM187 134V135H186ZM189 134V135H188ZM190 134H192V135H190ZM198 134V135H197ZM209 134V135H208ZM211 134V135H210ZM244 134V135H243ZM178 135V136H177ZM185 136V138H184V136ZM196 135L197 136H201V137H197L196 138ZM208 135V136H207ZM238 135H239V137H238ZM246 135H247V137L248 138H246ZM165 136V137H164ZM182 136V137H181ZM187 136H190V139L189 138H187ZM206 136V137H205ZM261 136V137H260ZM146 137V138H145ZM159 137V138H158ZM193 137V138H192ZM218 137V138H217ZM224 137H226V139L224 138ZM229 138V140H227L228 138ZM231 137V136H230ZM231 137V138H232ZM236 137H238V138H240L239 140H238V138L236 139ZM243 137H244V139H243ZM87 138V139H86ZM90 138V139H89ZM148 138H149V140H148ZM179 138V139H178ZM181 138V139H180ZM182 138H183V140H182ZM196 138V139H195ZM209 138H211V139H209ZM216 138L217 139H219V142H221L222 143V141H223V139H224V141H228V143L230 144H227L226 142L224 143L225 145H227V146H224L223 145V143L222 144H219L218 143V141L216 140ZM92 139V140H91ZM93 139H95L94 141H93ZM175 139H176V141H175ZM189 139V140H188ZM195 139V140H194ZM200 139V140H199ZM105 140V141H104ZM134 140V141H133ZM178 140V141H177ZM185 140H186V142H185ZM207 140V141H206ZM209 140V141H208ZM212 140V141H211ZM215 142H214V141ZM239 141V142H237V141ZM3 141V142H2ZM94 142V143H92V142ZM104 141V142H103ZM140 141V142H139ZM151 143H150V142ZM156 141V142H155ZM182 141H184V142H182ZM188 141V142H187ZM191 141H192V143H193V146L191 145ZM194 141H196V142H194ZM203 141H204V143H203ZM240 141H242V142H240ZM40 142H44L43 141V138H40ZM105 142L107 143L106 144V147H105ZM139 142V143H138ZM153 142V143H152ZM156 144H155V143ZM199 142H202V144H204V145H202L201 143H199ZM208 142H212L211 143V145L213 144V145H216L215 147H217L218 146V144H219V146H218V148L221 150H219V149H214L215 147H212V146H210V143L208 144ZM235 142H237V144L235 143ZM255 142V143H254ZM148 143V144H147ZM172 143V144H171ZM177 145V143H178V145L177 146H179V147H177L175 144ZM184 143H186V144H188V145H186V144H184ZM195 143V144H194ZM199 144V145H197V144ZM206 143H207V147H209V150H211L210 152L208 151V148H205V145H206ZM239 143H241V144H239ZM103 144H104V146H103ZM233 144V145H232ZM239 144V145H238ZM250 144V145H249ZM252 144H254L253 146H251ZM263 144V145H262ZM41 146L40 147H46L44 144L42 145V144H40ZM59 145V146H58ZM146 145V146H145ZM159 145V146H158ZM175 145V146H174ZM200 145H201V147H200ZM223 146V148H222V146ZM236 145V146H235ZM102 146L104 147V148H102ZM164 146H166V147H164ZM168 146H170V148L168 147ZM172 146H173V148H177L176 150H175V154H171V156H169V150H172L173 148H172ZM182 146V147H181ZM195 146V147H194ZM204 146V147H203ZM233 148H231V147ZM234 146H235V148H237V149H234ZM242 146V147H241ZM250 146V147H249ZM256 146H257V148H256ZM62 147V149H60ZM181 147V148H180ZM192 147V148H191ZM203 147V148H202ZM224 147H227V148H225L224 149ZM229 147V148H228ZM11 148V149H10ZM70 148L71 149H74V151H72V150H70ZM106 148H108V149H106ZM155 148V149H154ZM158 148V149H157ZM164 148V149H163ZM194 148V149H193ZM224 150V151H222V149ZM263 148V149H262ZM27 149V148H26ZM192 149V150H191ZM199 149V150H198ZM203 149H206V150H203ZM212 149H214V150H212ZM230 149V150H229ZM242 149V150H241ZM12 151V152H10V151ZM67 150V151H66ZM108 150V151H107ZM154 150V151H153ZM232 150V151H231ZM234 150V151H233ZM237 150V151H236ZM251 150V151H250ZM257 150V151H256ZM3 151H6L5 153L3 152ZM58 151V152H57ZM70 151V152H69ZM71 151H72V153L73 154H71ZM107 151V152H106ZM194 151V152H193ZM206 152L205 154H204V152ZM214 151V155L212 154V152ZM216 151H217V153H219V154H216ZM8 152V153H7ZM10 152V153H9ZM75 152V153H74ZM104 152L106 153V154H104ZM163 152H165L164 154H162ZM180 152V153H179ZM195 152H197V153H195ZM224 152H225V154L226 155H224ZM231 152V153H230ZM235 152H236V154H235ZM237 152H238V154H237ZM249 152V153H248ZM55 153V154H54ZM59 153V154H58ZM118 153H120V157H118L119 155H118ZM203 153V154H202ZM209 153V154H208ZM223 153V154H222ZM230 154V155H228V154ZM67 154H68V156H67ZM85 154V155H84ZM183 155V157H182V155ZM186 154V155H185ZM203 155L204 157H202L201 155ZM208 154V155H207ZM212 154V156H210ZM233 154V155H232ZM240 154H242V156H243V158H242V156H241V159L239 158V155ZM57 157H56V156ZM70 155V156H69ZM73 155H75V156H73ZM115 155H118L117 157L115 156ZM122 155H123V159H122ZM165 157H163V156ZM166 155H167V158H166ZM193 157H192V156ZM198 155V156H197ZM215 155L217 156L218 155V157L221 155V157H219L220 159H218V157H215ZM225 156L224 157V159H223V156ZM234 155H235V158H234ZM238 155V157H236ZM246 155V156H245ZM253 155V156H252ZM259 155H260V157H259ZM67 156V157H66ZM214 156V157H213ZM72 158V159H70L69 160V158ZM81 157V158H80ZM88 157V158H87ZM180 157V158H179ZM189 157H190V159H189ZM195 157V158H194ZM200 157V158H199ZM227 157H228V160H227ZM252 159H251V158ZM259 157V158H258ZM40 160H39V159ZM52 158L54 159V160H52ZM57 158V159H56ZM86 160H85V159ZM125 158V159H124ZM127 158H128V163L126 162L127 161ZM169 158H171V159H169ZM198 158V159H197ZM202 158V159H201ZM210 158V159H209ZM215 158V159H214ZM237 158V159H236ZM246 158H247V163L245 162L246 161ZM43 159H45V160H47L48 162H49V164L51 165L52 164V170L51 171H54L53 172V174H51V173H48V170H45V169H42L41 168V165H42V161H43ZM56 159V160H55ZM76 159V160H75ZM77 159L78 160H80L79 162H81V164L80 165H76V167H78L79 168V170L82 172V171H86V172H82V173H84V174H82V173H80V171L78 170V169H76L75 170V172H74V174L72 173V177H74L73 178V181L71 182L70 180H72V178H71V176L70 175H68V173H67V168H68V166L66 165V164H68L71 160L73 161V162H75V164H79V162L77 161ZM84 159V160H83ZM110 159V160H109ZM172 159H174V161H176V162H174ZM196 159H197V161H196ZM244 159V160H243ZM38 160V161H37ZM58 160V161H57ZM63 160V161H62ZM89 160V161H88ZM125 161V163H124V161ZM138 160V161H137ZM188 160V161H187ZM195 160V161H194ZM200 160V161H199ZM224 160V161H223ZM238 162H237V161ZM250 160V161H249ZM259 160V161H258ZM262 160V161H261ZM84 161V162H83ZM123 161V162H122ZM141 161V162H140ZM143 161V162H142ZM164 161V162H163ZM170 161V162H169ZM190 161V162H189ZM192 161V162H191ZM201 161H203V162H201ZM205 161V162H204ZM221 161V162H220ZM240 161V162H239ZM253 161V162H252ZM257 161V162H256ZM138 162H139V164H138ZM159 162H160V164H159ZM169 162V163H168ZM197 162V163H196ZM198 162H201L200 163V165L198 164ZM212 162V163H211ZM222 162H225V163H222ZM237 162V163H236ZM248 162H249V167L247 166V164H248ZM255 162V163H254ZM85 163H87V164H85ZM147 163V164H146ZM166 163V164H165ZM171 163V164H170ZM193 163H196L195 165H193ZM204 163H206V164H204ZM222 163V164H221ZM235 163V164H234ZM262 165H261V164ZM9 164V165H8ZM27 164V165H26ZM28 164L31 166V170L30 169H28L30 166H28ZM54 164V165H53ZM84 166H83V165ZM146 164V165H145ZM173 164V165H172ZM209 164H211V165H209ZM217 164V165H216ZM222 166H221V165ZM237 164V165H236ZM243 164V165H242ZM57 165V166H56ZM162 165V166H161ZM201 165H202V169H201ZM204 165H208V168H210V170H208V168H207V166H204ZM215 165V166H214ZM234 165V166H233ZM255 165V166H254ZM54 166H55V168H54ZM85 166L87 167V168H85ZM88 166H89V169H88ZM132 166V167H131ZM177 166H179V167H177ZM191 166V167H190ZM198 166H200V167H198ZM242 166V167H241ZM56 167H57V169H56ZM61 167V168H60ZM81 167H83L82 168V170H81ZM147 167V168H146ZM155 167V168H154ZM158 167V168H157ZM165 167V168H164ZM167 167H170V168H167ZM204 167H206V170H208V171H206L205 170V168ZM213 167V168H212ZM218 167V168H217ZM259 167V168H258ZM134 168V169H133ZM145 168V169H144ZM195 168V169H194ZM250 168V169H249ZM28 169V170H27ZM60 169V170H59ZM65 170V173H64V170ZM86 169V170H85ZM87 169L89 170V171H87ZM137 169V170H136ZM144 169V170H143ZM149 169V170H148ZM199 169V170H198ZM224 169H226V170H224ZM236 169V170H235ZM249 169V170H248ZM260 169V170H259ZM30 170V171H29ZM57 170V171H56ZM147 170H148V172H147ZM151 170V171H150ZM155 170V171H154ZM202 170V171H201ZM203 170H205L204 172H203ZM29 172V176H28V174H27V172ZM38 171H40V172H38ZM59 171V172H58ZM76 171H77V174H76ZM79 171V172H78ZM139 171V172H138ZM145 171V172H144ZM199 171H200V173H199ZM211 171V172H210ZM242 171H243V173H242ZM258 171V172H257ZM31 172V173H30ZM43 172H45V173H43ZM47 172V173H46ZM50 172V171H49ZM56 172L58 173V174H56ZM87 172H88V176H89V180L91 181V183H90V181L88 182V180L86 181L85 180V182L86 183H88V185L87 184H85V182H84V179L83 178H85L86 179V177H87V179H88V176L86 175L87 174ZM147 172V173H146ZM173 174H172V173ZM193 172V173H192ZM197 172V173H196ZM247 172V173H246ZM26 173V174H25ZM38 173H39V175H38ZM63 173V174H62ZM171 173V174H170ZM246 173V174H245ZM34 174V175H33ZM36 174V175H35ZM40 174H42L41 176H40ZM44 174H46V175H44ZM47 174H49V178H47L46 176H48ZM56 174V175H55ZM80 174H82V175H80ZM154 174H156V175H154ZM160 174H161V176H160ZM164 174V175H163ZM166 174V175H165ZM202 174H204L203 176H202ZM225 174H227V175H225ZM239 174V175H238ZM244 174H245V176H244ZM248 174V175H247ZM26 175H27V177H26ZM51 175V176H50ZM62 175V176H61ZM75 175H76V177L78 178L79 176V178H82V179H75L76 177H75ZM85 175V176H84ZM154 175V176H153ZM186 175H188L187 177H186ZM193 175V176H192ZM196 175V176H195ZM230 175V176H229ZM242 176L241 178L239 177V176ZM258 175H259V177H258ZM30 176H32L31 178H30ZM36 176H40V177H36ZM43 176V179H41V177ZM45 176V177H44ZM126 176V177H125ZM136 176V179H134V177ZM159 176H160V178H159ZM233 176V177H232ZM238 176V177H237ZM250 176V177H249ZM252 176V177H251ZM26 177V178H25ZM62 177V178H61ZM149 177V178H148ZM151 177V178H150ZM176 177H177V179H176ZM179 177V178H178ZM184 178V180L183 179H181V178ZM193 177V178H192ZM205 177V178H204ZM208 177V178H207ZM229 177V178H228ZM23 178H25L24 180V182H23ZM40 180H39V179ZM54 180H53V179ZM62 179V181H61V179ZM125 178V179H124ZM153 178V179H152ZM156 178V179H155ZM187 178V179H186ZM189 178H191V180L189 179ZM231 178H233L234 179V181H235V183H234V181L232 182V180L233 179H231ZM237 178V179H236ZM31 179V180H30ZM33 179V180H32ZM36 179H37V181H36ZM59 179V180H58ZM68 179V180H67ZM138 179V180H137ZM140 179V180H139ZM186 179V180H185ZM189 179V180H188ZM200 179H204L203 181L201 180L200 181ZM223 179V180H222ZM248 179V180H247ZM250 179V180H249ZM29 180H30V182H29ZM45 180L47 181V182H45ZM48 180L49 181H52L51 183L52 184H50V182H48ZM57 180V181H56ZM78 180V181H77ZM82 180V181H81ZM94 180V181H93ZM97 180V181H96ZM124 180V181H123ZM127 180H128V182H127ZM130 180V181H129ZM148 180V181H147ZM181 180H183L182 182H179V181H181ZM229 182H228V181ZM230 180H231V182H230ZM240 180H242V181H240ZM254 180V181H253ZM33 181H35V182H33ZM53 181H54V183H53ZM70 181V184L72 185V183H73V185L71 186L68 182ZM103 183V184H101V182ZM116 181V182H115ZM127 182V184H126V182ZM136 181H138V183L136 182ZM145 181V182H144ZM151 181V182H150ZM164 181V182H163ZM190 181H192V182H190ZM219 181V182H218ZM221 181V182H220ZM227 181V182H226ZM23 182V183H22ZM33 182V183H32ZM36 182H37V184H36ZM43 182V183H42ZM44 182H45V184H44ZM62 182L64 183V184H62ZM75 182V183H74ZM83 182V183H82ZM95 182V183H94ZM100 182V183H99ZM121 182V183H120ZM123 182H124V184H123ZM130 182V183H129ZM200 182H201V184H200ZM237 182V183H236ZM240 182V183H239ZM30 183V184H29ZM79 185H81V187H79L78 186V184ZM82 183V184H81ZM90 183V184H89ZM96 184V183H98V184H100V185H102L100 188L98 187V186H100V185H98L97 186V184H96V186L98 187V189H97V187L94 185V184ZM116 183V184H115ZM160 183V184H159ZM195 183V185H193ZM223 183V184H222ZM226 183V184H225ZM43 184V186H40V185H42ZM47 184V185H46ZM53 184H56V185H53ZM59 184H61L62 185V188H60L61 187V185H60V187H59ZM66 184H68L69 185V187L71 186V189L72 190H76L78 187L81 189V191H78V189L75 191H72L71 189H68L69 187H68V185H66ZM74 184H76V185H74ZM131 184H133V185H131ZM135 184V185H134ZM176 184V185H175ZM204 184V185H203ZM220 184H222V185H227V186H225L226 188H224V186L222 187V185L220 186ZM242 186H240V185ZM32 185V186H31ZM35 185H36V187H35ZM51 187H50V186ZM63 185H65L66 187H64ZM83 185H85V186H83ZM90 185H92V186H95L96 187V189H94V187L92 188V189H94V190H90V188L89 187H87V186H90ZM104 185V186H103ZM105 185H106V187H105ZM126 185V186H125ZM127 185H129V186H127ZM216 186V188H215V186ZM232 185V186H231ZM243 185H244V187H243ZM28 186H29V188H28ZM33 186H34V188H33ZM48 186H49V188H48ZM75 186V187H74ZM78 186V187H77ZM92 186H90V187H92ZM123 186V187H122ZM130 186H131V188H130ZM141 186V187H140ZM145 186H148V187H145ZM151 186V187H150ZM160 186V187H159ZM164 186H165V188H164ZM219 186V187H218ZM231 186V187H230ZM237 186V187H236ZM30 187H31V190H33V192L30 190V192H29V189H30ZM39 187H43V192H44V190H46L45 192H47V193H43L42 192V189L41 188H39ZM47 187V188H46ZM56 187V188H55ZM73 187V188H72ZM121 187V188H120ZM127 187V188H126ZM129 187V188H128ZM145 187V188H144ZM171 187V188H170ZM207 187H208V189H207ZM212 187V188H211ZM229 187H230V189H229ZM235 187V188H234ZM240 187V188H239ZM33 188V189H32ZM66 190H65V189ZM82 188H84V189H82ZM120 188V189H119ZM124 188H126V190L124 189ZM147 188V189H146ZM151 188H152V190H151ZM162 188V189H161ZM167 188V189H166ZM187 188H189V189H187ZM233 188V189H232ZM38 189V190H37ZM40 189H41V191H40ZM49 189V190H48ZM52 189H54V193H50V191L52 190ZM57 189V190H56ZM63 190L62 192H61V190ZM79 189V190H80ZM86 189L87 190H89L90 191V194H93L94 192H95V190H96V192L97 191H99V192H97V193H99L98 195H96V194H93V195H90L89 194V191L87 192V198H88V195H90L92 198L91 199H93V204H92V202H88V199H86L85 197L86 196H84V194H86ZM131 189V190H130ZM144 189V190H143ZM146 189V190H145ZM169 189H170V191H169ZM203 189V190H202ZM216 189V190H215ZM222 189V190H221ZM229 189V190H228ZM232 189V190H231ZM28 190V192H26ZM83 190V191H82ZM132 190H134V191H136V192H134V191H132ZM139 190V191H138ZM151 190V191H150ZM157 190V191H156ZM166 190V191H165ZM180 190V191H179ZM183 190V191H182ZM199 190H201V192L203 193H201ZM204 190H206V191H204ZM210 190L212 191V192H210ZM36 191V192H35ZM39 191H40V193H39ZM65 191H67V192H65ZM68 191H72L73 193H72V195H71V193L69 194V196H72V197H69V196H67V199H68V197H69V199H68V205H69V203H70V206H68L67 205V203H62L61 201V199L60 198H63V197H61V194H62V196H63V194H64V197L66 198V194L68 195ZM94 191V192H93ZM127 191H128V194L129 193H131V194H127ZM146 193H145V192ZM149 191V192H148ZM165 193H164V192ZM213 191H215V192H213ZM231 193V191H232V194H230L229 192ZM234 191H236V192H234ZM237 191H239V192H237ZM242 191V192H241ZM26 192V193H25ZM35 192V194H33ZM51 192H53V191H51ZM56 192H57V195H56ZM59 192V193H58ZM75 192H76V194H77V196L75 195V197H74V194H75ZM93 192V193H92ZM125 192V195L123 194ZM152 192V193H151ZM234 192V193H233ZM8 193H9V196H8ZM28 193V194H27ZM40 194V196L39 197H41V195L43 196V198H45V199H43L42 197L41 198H39V200L40 199H42L44 202H45V200L47 201V198L48 197H50L51 195L54 197H56V196H58V198L56 197V199H59V200H57L56 202H58V204L57 203H55V197L53 198H51L50 197V199L48 198V203L46 202V205L44 204V202L42 203V201H41V203H40V205H41V207H43V206H45L44 208H41V207H36V209H38V208H41L40 210H45L46 209V211H48L49 213L47 214V212L46 211H42V212H40L39 213V215H37L38 214V212L40 211L39 209V211H35L36 209H34L33 207H35V204H31L29 201H31V199H29L31 196L30 195H36V194ZM80 193V194H79ZM150 195H149V194ZM157 193V194H156ZM170 193V194H169ZM199 193H201L200 195H202V196H200L199 195ZM207 193V194H206ZM210 193H212V194H210ZM215 193V194H214ZM222 193V194H221ZM239 193V194H238ZM13 196V197H15V202L13 201V199L11 200V202H10V200L9 199H11V198H13L11 195ZM15 196H14V195ZM18 194V195H17ZM23 196H22V195ZM27 194V195H26ZM48 194V195H47ZM54 194V195H53ZM79 194V195H78ZM81 194H83L82 196H84V198L81 196V198L79 197ZM120 194V195H119ZM134 194H135V196H134ZM163 194V195H162ZM178 194V195H177ZM198 196H197V195ZM206 194V195H205ZM44 195H45V197H44ZM116 195V196H115ZM153 195V196H152ZM205 195V196H204ZM19 196H21V198H19ZM24 196H27V197H25L24 198ZM30 196V197H29ZM48 196V197H47ZM90 196H89V198H90ZM102 196H103V198H102ZM130 198H129V197ZM134 196V197H133ZM138 196V197H137ZM144 196V198H142ZM156 196V197H155ZM199 196H200V198H199ZM207 196V197H206ZM211 196V197H210ZM10 197V198H9ZM76 197H78V198H80V199H83V200H81V201H79L78 202V199L76 198ZM105 197H107V198H105ZM127 197V198H126ZM179 197H181V198H179ZM195 197L197 198V200L195 199ZM7 198H8V201H7ZM19 198V199H18ZM23 198V199H22ZM76 200H75V199ZM137 198V199H136ZM142 198V199H141ZM185 198V199H184ZM195 199V200H193V199ZM204 198V199H203ZM28 199V205H27V200ZM53 199V200H52ZM71 199H72V201H74L73 203H72V201H71ZM79 199V200H80ZM87 200V202H86V204H85V202L84 201H86ZM102 199H104L105 201H103ZM120 199V200H119ZM135 199H136V201H135ZM140 199V200H139ZM144 199V200H143ZM150 199V200H149ZM163 201H162V200ZM199 199H201V200H199ZM207 199V200H206ZM23 200H25L24 202H23ZM50 200V201H49ZM69 200L71 201V202H69ZM102 200V201H101ZM108 202H107V201ZM167 200V201H166ZM174 201L173 203L171 202V201ZM203 200V201H202ZM39 201V202H40ZM59 201L61 202L60 204H61V208L63 209V206H64V210H62L61 208H60V205H59ZM75 201H76V206H75ZM144 201V202H143ZM150 203H149V202ZM160 201V202H159ZM191 201V202H190ZM195 201V202H194ZM198 201V202H197ZM233 201V202H232ZM13 202H14V206H16L15 208L13 207ZM32 202V201H31ZM50 202L51 203H53L51 206H50ZM83 202H84V204H83ZM95 202V203H94ZM103 202H104V205H103ZM107 202V203H106ZM137 202V203H136ZM141 202V203H140ZM143 202V203H142ZM148 202V203H147ZM186 202V203H185ZM187 202H188V205H187ZM192 202H193V204H192ZM199 202H202V203H199ZM210 202V203H209ZM227 202V203H226ZM229 202V203H228ZM10 203V204H9ZM24 203H26V204H24ZM80 203H82L83 205H86V207H83V205L82 206H80ZM88 203H90L91 205V207L88 205ZM139 203L141 204V205H139ZM154 205H152V204ZM161 203V204H160ZM163 203V204H162ZM191 203V204H190ZM195 203V204H194ZM196 203H198L199 204V211H198V209H197V204ZM233 203V204H232ZM12 204V205H11ZM30 204H31V207H30ZM42 204H44L43 206H42ZM49 204V205H48ZM56 205V207H55V205ZM66 204V205H65ZM72 204H74V205H72ZM106 204V205H105ZM108 204V205H107ZM151 206H150V205ZM166 204H167V206H166ZM172 204V205H171ZM174 204H176V205H174ZM189 204H190V206H189ZM201 204V205H200ZM228 204H230V205H228ZM11 205V206H10ZM26 205V206H25ZM33 205V206H32ZM54 205V207H52ZM57 205H59L58 206V210L56 209L57 208ZM78 205H79V208L80 207H82V210L85 208V210H87L86 212L85 211H81V208L79 209V211H78ZM94 205V206H93ZM143 205V206H142ZM147 205H149L148 207H146ZM162 205L164 206V207H162ZM187 205V207H189L188 209H187V211H186V208L187 207H185V206ZM209 205H210V207H211V209H210V207H209ZM214 205V206H213ZM226 206L225 208L226 209H224V206ZM234 205V206H233ZM37 206V205H36ZM67 206V207H66ZM102 206L104 207V206H109L108 207V209H110L109 211L110 212H108V214H107V216H106V208L104 207V209L102 208ZM173 206H175L174 208H172ZM177 206H179V207H177ZM195 207V208H193V207ZM207 206H208V208H207ZM228 206V207H227ZM231 206H232V208H231ZM13 207V208H12ZM30 207V210H31V208H33V212L32 211H30L28 208ZM47 207V208H46ZM48 207H51V209H49V210H47L48 209ZM69 207V211L67 210V208ZM73 208V210H72V208ZM76 209H75V208ZM90 207V209H88ZM111 207V208H110ZM140 207V208H139ZM142 207V208H141ZM143 207H144V209H143ZM158 207V208H157ZM167 207H168V209H167ZM191 207V208H190ZM202 207V208H201ZM203 207H205V208H203ZM216 207V208H215ZM22 208V209H21ZM54 208H55V211L57 210V212H56V214L55 213H52L51 211H53V212H55L54 211ZM59 208L61 209V210H59ZM145 208H146V210H147V212H148V214H147V212H146V210H145ZM150 208L151 209H153V210H150ZM171 208H172V210H171ZM193 208V209H192ZM222 208V209H221ZM250 208V209H249ZM102 209H103V212H102ZM108 209H107V211H108ZM141 209H142V212H141ZM156 209V210H155ZM201 209H203V210H201ZM207 209V210H206ZM210 209V210H209ZM215 209V210H214ZM230 209H232V210H230ZM246 209H247V211H246ZM257 209V210H256ZM65 210H67V211H65ZM77 212H76V211ZM137 210H138V213H137ZM143 210H144V212H143ZM149 210V211H148ZM191 210V212H188V211H190ZM193 210H195V211H198V213H194L195 211H193ZM213 212H212V211ZM226 210H228L227 212H226ZM18 211V210H17ZM28 211H29V214H27L28 213ZM61 212V213H59L58 214V218H57V213L58 212ZM63 211V212H62ZM65 211V212H64ZM71 211H75V213L74 212H72L73 213V215L71 216H69L68 217V215H69V213L71 212ZM156 213H154V212ZM162 211V212H161ZM181 211H182V213H181ZM185 211V212H184ZM192 211H193V213H192ZM202 211V212H201ZM204 211V212H203ZM246 211V212H245ZM46 212V213H45ZM51 212V213H50ZM66 212H68V215H67V213ZM103 214H102V213ZM152 212V213H151ZM201 212V213H200ZM230 212V213H229ZM255 214H254V213ZM262 212V213H261ZM32 213H33V215H34V217H36V218H34V220L33 219H31L30 217H32V216H27V215H32ZM64 213H66V214H64ZM72 213H70V214H72ZM76 213H78V215L82 218V219H86L87 217H90V219L92 220H90L89 218L88 219H86L85 221L88 223L89 221H90V223H92V222H94V223H97L99 220V222H98V225L96 224V226H99V228H100V226H102L101 224H104L102 227H103V229H102V227L100 228V230L101 231H103L104 229V232H101L100 231V233H99V235H93V238H94V236H95V238L93 239L92 238V234H91V231L93 230L92 229V227H94L95 226V224L93 223V226H92V224L90 225V223H86V222H83L84 220H82L81 221V223L79 224V222H80V220H79V216L76 214ZM144 213V214H143ZM147 215H146V214ZM180 215H179V214ZM206 213V214H205ZM209 213V214H208ZM211 213V214H210ZM213 213H215V214H213ZM242 213H243V215H242ZM261 213V214H260ZM49 214H51V215H53V217L51 216V215H49ZM61 214H63V216H61ZM77 216H76V215ZM102 214V215H101ZM105 214V215H104ZM159 214V215H158ZM177 214V215H176ZM187 214V215H186ZM189 214V215H188ZM191 214V215H190ZM196 214H198L197 215V219H199L198 221L196 220ZM234 214V215H233ZM64 215H66L65 216V218H66V220L63 222V217H64ZM77 217V218H75V216ZM145 215V216H144ZM193 215V216H192ZM209 215V216H208ZM212 215V216H211ZM218 215H219V217H218ZM261 215V216H260ZM15 216H17L18 217V215H14L13 217H15ZM53 218V220H52V218ZM74 216V217H73ZM84 216H87V217H85L84 218ZM101 216L103 217V218H101ZM169 216H171V217H169ZM188 216V217H187ZM205 216V217H204ZM259 216V217H258ZM27 217L29 218V219H27ZM38 217V218H37ZM62 217V218H61ZM70 217H71V219H70ZM79 217V218H78ZM97 217V218H96ZM105 217V218H104ZM107 217V218H106ZM137 217V218H136ZM141 217V218H140ZM175 217V218H174ZM183 217V218H182ZM189 219H187V218ZM213 217V218H212ZM249 217V218H248ZM33 218V217H32ZM51 218V219H50ZM57 218V219H56ZM59 218H61V219H59ZM97 220H95V219ZM100 218V219H99ZM145 220V222H143V219ZM173 218V219H172ZM262 218V219H261ZM14 219V218H13ZM26 219L28 220L27 222H29L30 220H32V221H36V222H32L31 223V221H30V223H27L26 222ZM36 219V220H35ZM47 219H48V221H47ZM50 219V220H49ZM55 219V220H54ZM59 219V220H58ZM69 219V220H68ZM76 219V220H75ZM101 219H102V221H101ZM113 219V220H112ZM58 220V221H57ZM61 220V221H60ZM71 220H72V222H74V220H75V223H72L71 222ZM95 220V221H94ZM142 220V221H141ZM186 220V221H185ZM245 220V221H244ZM262 220V221H261ZM52 221V222H51ZM54 221V222H53ZM68 223H70V224H68ZM70 221V222H69ZM76 221H78V222H76ZM199 221H201V222H199ZM213 221V222H212ZM57 223V225L61 228V226H62V229L61 230H63V226H65L66 224V226H68V225H71V226H69V228L71 227V229H69V231H71L70 232V234H71V236H66V235H69L68 233H69V231L68 230H66V228H68V227H65V229L64 230H66V232H68V233H66L64 230H63V233L62 234H60L62 231H60V230H58V229H60V228H58V226L56 225V223ZM100 222H102V223H100ZM103 222H105V223H103ZM177 222V223H176ZM188 222V223H187ZM207 222V224H205ZM218 222V223H217ZM55 223V224H54ZM60 225H59V224ZM65 225H64V224ZM84 224V225H81V224ZM143 223V224H142ZM147 223V224H146ZM211 224V226H210V224ZM217 223V224H216ZM244 225H243V224ZM246 223V224H245ZM76 225L75 227L74 226H72V225ZM77 224H79V225H77ZM85 224H87L86 225V227H88V225L89 226H91L90 228H88V230L89 229H91V231H88L87 232V228L85 227ZM220 224H222L221 226H220ZM33 225H31V226H33ZM54 225H56V229H55V226ZM81 225V226H80ZM142 227H141V226ZM209 225V226H208ZM215 225V226H214ZM219 225V226H218ZM239 227V228H237V226ZM241 225H242V228H241ZM80 226V227H79ZM200 226V227H199ZM207 226L208 227H212L211 229H207ZM225 226V227H224ZM228 226V227H227ZM234 226V227H233ZM244 226H246V229H245V227ZM29 227H30V229H29ZM37 227V228H36ZM82 227L86 230H82ZM184 227V228H183ZM204 227V228H203ZM214 227H217V228H214ZM219 227V228H218ZM223 227V228H222ZM236 227V228H235ZM31 228H33L34 230L32 231V229ZM54 229V231H53V229ZM73 228H75L74 229V231L78 228V230L80 229L81 230V233H83L82 231H84V236L81 234V233H78V236H75L76 234H77V232H80V230L78 231V230H76L75 232L73 231ZM173 228V229H172ZM206 228V229H205ZM214 228V229H213ZM234 228V229H233ZM36 229H37V232H39L38 230H40V232L39 233H37L36 232ZM51 229H52V231H51ZM237 229V230H236ZM27 230H28V232L29 233H31V234H29V235H39V236H35V238H36V241H35V238H34V236H33V238H34V243L32 242L33 241V239L31 240V237L27 234ZM30 230H31V232H30ZM42 230V231H41ZM44 230H46L45 232L47 233H43V231ZM55 230H56V232H55ZM202 230V231H201ZM209 230V231H208ZM58 231V232H57ZM175 231V232H174ZM212 231V232H211ZM33 232H36V233H34L33 234ZM41 232L43 233V235L44 234H46V235H48V233L49 234H51L52 236H55L54 234H56L57 235V233H58V235L60 236V237H64L65 238V242H67L66 244H68V243H71V245L70 244H68V245H66V244H62V248H61V250H58V249H60V248H58L59 246L58 245H60V244H58L57 245V247H56V241H57V238H58V241H59V236L57 235V238L56 237H53V239L55 238V242L53 241V239H52V236L51 235H49L48 237H50V240H49V238L46 236V235H42L41 234ZM54 232V233H53ZM65 232V233H64ZM74 232V233H73ZM148 232H149V234H150V236H148L149 234H148ZM184 232H186V233H184ZM86 233V234H85ZM91 235H90V234ZM146 233V234H145ZM23 234V235H22ZM26 236H25V235ZM64 234V235H63ZM72 234H75L74 236L72 235ZM234 234V235H233ZM83 237H82V236ZM85 235H86V237H87V235L89 236L88 237V239L86 240L85 239ZM186 235L188 236V237H186ZM29 238H28V237ZM43 236V237H42ZM91 236V237H90ZM98 236V237H97ZM145 236H146V238H145ZM227 236V237H226ZM229 236V237H228ZM230 236H231V239H230ZM236 236V237H235ZM45 237H47V239H45ZM66 237H68V238H66ZM71 237V239H69ZM73 237H75V239H73ZM78 237V238H77ZM115 237V238H114ZM130 237V239H129V241L132 243V244H130V242L128 241V238ZM150 237V238H149ZM190 237V239H188ZM200 237V238H199ZM0 238H2V237H0ZM39 238V239H38ZM44 238V239H43ZM80 238H82L81 240H79ZM83 238L85 239V241H84V244H83ZM89 238H90V242L92 241V243H90L89 242ZM91 238H92V240H91ZM96 238H98V239H96ZM228 238H229V240H228ZM4 240H0V241H2V243H3V252H4V249L5 248H7L8 250L9 249H11V250H9V251H11L12 252V250H13V248L14 247H12L11 245H13V243L10 245V243H11V241L9 242V239H6V238H3ZM24 239H27L28 241H26V240H24ZM38 239V240H37ZM43 239V240H42ZM51 239H52V242H47L46 243V241H51ZM70 240V242H69V240ZM78 240V241H73V240ZM147 241H146V240ZM188 239V240H187ZM196 239V240H195ZM232 239H234V240H232ZM5 240L6 241H8L7 243H9V245H10V247L7 245V243L5 242ZM31 240V241H30ZM41 240V241H40ZM46 240V241H45ZM94 240H95V243H94ZM111 240V241H110ZM124 240V241H123ZM142 240V241H141ZM150 240V241H149ZM223 240V241H222ZM40 241V242H39ZM43 241V242H42ZM72 241H73V243H75V244H73L72 243ZM81 241H82V244H80L81 243ZM97 241V242H96ZM117 241L120 243V244H118L117 243ZM123 242L122 244H121V242ZM126 241H128V242H126ZM180 241V242H179ZM29 242L31 243V245L29 244ZM36 242H37V244L39 243L40 245H42L41 243H45V244H50V245H48V247L50 248V246H51V244L54 246V248L57 250V254L55 253H52L53 251L55 252V250L53 249H50V250H52V252L48 249V247H45V244H43V246H44V249H47V250H44V249H40L41 248V246L40 245H36ZM53 242H54V244H53ZM64 242V243H65ZM80 242V243H79ZM88 242H89V244H91V245H89V246H87L88 245ZM32 243H33V245H35V248H34V246L32 245ZM59 243V242H58ZM76 243H77V245H78V243H79V245L78 246H80V247H82L83 249H85V247H86V249L88 250V248L91 246L92 248V250L89 248V254L91 253V251L93 252V253H91L90 255H91V257H90V255L89 254H87V256L85 255L88 251L85 249V250H83L82 248H78V246H76ZM86 243V244H85ZM115 243H116V246H118L119 245V247H115ZM129 244L130 245V247H131V250H130V248L129 247H127L128 245H126V244ZM29 244V245H28ZM92 244H94L93 246H92ZM220 244V245H219ZM221 244H223V246L221 245ZM229 244H231V245H229ZM46 245V246H47ZM63 245L64 246H66V248L64 249L63 248ZM75 245V246H74ZM85 245V246H84ZM110 245V246H109ZM122 245V246H121ZM123 245H125V246H123ZM164 245V246H163ZM8 246V247H7ZM36 246H38V248H39V250H41L40 252H38L39 250H38V248L36 247ZM67 246H68V250H71V251H73V255L72 256H74V257H72L71 256V254H72V252L70 251H68V250H66L67 249ZM74 247L73 249H75V250H72V248H70V247ZM96 246V247H95ZM100 246V247H99ZM102 246V247H101ZM112 248V246H114L113 248L115 249H111V252H112V255H114V256H112V258L113 257H116L115 259V261H114V258L112 259V258H109L110 256H111V252L110 253H108L110 250H108V248ZM220 246V247H219ZM225 246V247H224ZM227 246V247H226ZM32 247H33V254L31 253L32 252ZM104 247V248H103ZM124 247V249H122ZM126 247V248H125ZM135 248V250H134V252H133V249ZM141 247V248H140ZM43 248V247H42ZM76 248H78L77 250H76ZM93 248H95V249H93ZM99 248H100V250H99ZM108 250V254L106 253L105 255H103L107 250ZM120 250H119V249ZM129 248V249H128ZM162 248V249H161ZM166 248H167V250H166ZM168 248L170 249V250H168ZM210 248V249H209ZM7 249H5V252L6 253H1L0 254V261H1V263L0 264H4L5 262H9V263H5V264H17L18 262H16V261H18V259H17V257H16V259L14 260L13 259V257L12 256H14L13 255V252L12 253H9V251L7 250ZM34 249H37V251L35 250L34 251ZM83 251H82V250ZM98 249V250H97ZM103 249H105V250H103ZM122 249V250H121ZM142 249V250H141ZM31 250V252H30V254H29V251ZM45 252H44V251ZM63 250V251H62ZM78 250L80 251V252H78ZM103 250V251H102ZM168 251V255H167V252L166 251ZM202 250V251H201ZM214 250V251H213ZM43 251V252H42ZM50 253H49V252ZM58 251L60 252V251H62L61 252V254H62V256H64L65 257V259H64V257H61V255H59L58 254ZM65 251V252H64ZM66 251H67V255H66ZM85 251H87V252H85ZM97 251V252H96ZM105 251V252H104ZM118 251L120 252V254H118ZM121 251H123L122 253H121ZM133 253H132V252ZM176 251V252H175ZM216 251V252H215ZM223 251V252H222ZM40 253L41 254V257L37 254V256H35L36 254H34V253ZM77 252L79 253V255L77 254ZM83 252V253H82ZM84 252H85V254H84ZM117 252V253H116ZM217 252H219V253H217ZM42 253H44V256H45V254H47L48 255V258H46L47 257V255H46V257H44L43 256V254ZM53 255H52V254ZM68 253H71V254H69L71 257H67V256H69L68 255ZM114 253V254H113ZM217 253V254H216ZM3 254V255H2ZM7 254H12V256H8ZM31 254L33 255V256H35V257H37V259L36 260H33L34 259V257L33 256H31ZM64 254V255H63ZM78 256V257H76L75 258V256L76 255ZM98 254V255H97ZM103 256H102V255ZM166 254V255H165ZM214 254V255H213ZM221 254V255H220ZM16 255V254H15ZM55 255H59L58 257L57 256H55ZM89 255V256H88ZM92 255H93V257H92ZM115 255H117V256H115ZM118 255H119V257H118ZM120 255H122V256H120ZM217 255V256H216ZM219 255V256H218ZM6 256V257H5ZM50 256H52L51 257V260L49 259V257ZM95 256H97V257H95ZM98 256H99V259H98ZM104 256H106V257H104ZM165 256V257H164ZM4 259H3V258ZM9 257V258H8ZM10 257H12V258H10ZM30 257H32V259H31V261L29 260L30 259ZM46 258V260L44 259H42V258ZM88 257H90V258H93L92 260L91 259H89L88 260ZM120 258L119 260H118V258ZM219 257V258H218ZM223 257V258H222ZM7 258L9 259L8 261H7ZM29 258V259H28ZM41 258V259H40ZM52 258H54V259H52ZM67 258V259H66ZM74 258V259H73ZM103 258V259H102ZM105 258V259H104ZM186 258V259H185ZM3 259V260H2ZM6 259V260H5ZM63 259H64V261H66V262H62L63 261ZM70 259V260H69ZM73 261H72V260ZM76 259V260H75ZM83 259H84V257H83ZM98 259V260H97ZM111 259H112V261H111ZM122 259V260H121ZM131 259V260H130ZM223 259V260H222ZM11 260H12V262H11ZM33 260V261H32ZM40 260H42V261H40ZM68 260H69V262H68ZM105 260V262L103 263V262H101V261H104ZM118 260V261H117ZM182 260V261H181ZM186 260H187V262H186ZM225 260V261H224ZM13 261H14V263H13ZM25 261V262H26ZM40 261V262H39ZM44 261V262H43ZM56 261V260H55ZM75 261V262H74ZM93 261V262H92ZM100 261V262H99ZM121 261V262H120ZM126 261V262H125ZM133 261V263H130V262H132ZM3 262V263H2ZM16 262V263H15ZM25 262H23L24 264H25ZM41 262H43V263H41ZM59 262H61V263H59ZM71 262V263H70ZM72 262H74V263H72ZM99 262V263H98ZM46 263V264H47ZM52 263H50L49 262V264H52ZM107 263V264H108ZM19 264H21V262H19ZM83 264V263H82Z\"/></svg>", "mask_w": 264, "mask_h": 264}, {"label": "bare ground", "instance_id": "obj_2", "mask_svg": "<svg viewBox=\"0 0 264 264\" xmlns=\"http://www.w3.org/2000/svg\"><path fill=\"white\" fill-rule=\"evenodd\" d=\"M51 1H53V0H51ZM51 1H49V3H50ZM54 1H55V0H54ZM54 1H53V2H54ZM61 1H62V2H61ZM70 1H71V0H64V2H63V0H59V2L62 3L61 6L64 8V9H63V8L60 6V7L62 8V10H65L66 7H67L66 10H67V12H68V13H67L68 15H69V11L73 10L72 8H71V9L69 8L70 10L68 11V7H69V5H70V4H71V5L76 4V3H74V2H71V3H70ZM73 1H75V0H73ZM78 1H79V0H78ZM139 1H140V0H139ZM149 1H150V0H149ZM160 1H161V0H160ZM160 1H159V3H161ZM162 1H163V0H162ZM164 1H165V0H164ZM164 1H163V2H164ZM167 1H169V0H167ZM177 1H178V0H177ZM177 1H176V2H177ZM182 1H183V0H182ZM182 1H181V2H182ZM235 1H236V0H235ZM235 1H234V2H235ZM251 1H252V4H254V6H256L257 3L260 4L259 2H261V0H251ZM20 2H21V1H20ZM55 2H56V1H55ZM55 2H54V4H55L56 7L58 8L59 6H57V4H56V3H58V1H57L56 3H55ZM75 2H77V1H75ZM80 2H81V1H79L78 3H80ZM130 2H132L131 4H134V3H133V0H83V2H81V3H82V4L84 3L85 6L89 8L88 10H90L91 12H92L93 10H94V11L96 10V12H99V14H101V16H102V19H100L101 17H98V16H97V15H99V14L96 15V14H93V13H92V15H96L97 18H99L98 20H103V21H104L103 17L106 16V17H105L106 20L104 21V22L106 23V22H107V18H109L110 15L113 14L112 11H113V12L116 11V13H118L119 11H122L121 8H124V7H122V6H125V5L130 4ZM136 2H137V1H136ZM144 2H145V0H144ZM144 2L142 1L141 3H144ZM146 2H148V1L146 0ZM146 2H145V3H146ZM150 2H151V1H150ZM154 2H156V1H154ZM163 2H162V3H163ZM178 2H179V1H178ZM188 2H189V0H188ZM190 2H191V1H190ZM194 2H195V0H194ZM208 2L211 3V0H210V1L208 0ZM42 3H43V2H42ZM44 3H45V2H44ZM44 3H43V4H44ZM47 3H48V1L46 2V4H47ZM49 3H48V4H49ZM60 3H59V4H60ZM72 3H73V4H72ZM78 3H77V4H78ZM81 3H80V4H81ZM137 3H138V5H139L140 2H137ZM145 3H144V4H145ZM151 3H153V2H151ZM151 3H150V4H151ZM157 3H158V2H157ZM157 3H155V4H151V5H154V6H155V5H157ZM201 3H202V2H201ZM206 3H207V2H206ZM214 3H216V4L218 3V5L222 6L223 8H225V9L227 10L226 12L229 11L228 13H231L230 11L237 12V13H235V14H236L235 19H233L232 22H231V20H230V23H227V24H230L229 27H230V30H231V32H232V35H231V32L227 34V32H228L227 30H229V29H227L226 32L223 31V33L225 32L226 35L224 36V34L222 33V35L224 36V38H223V40H221L223 43H222V42H221V43L224 44L225 47L228 46L229 41L231 42L229 45H232V43H234V45H235V44H238L239 46H237V47H239L240 49H236V48L234 49V47H233V50H237L238 53H239L238 50H240V52H243V51H244V53H247V54H248V52H249V54H250V51L247 52V50H249V49H253V51H255L256 48H257L256 46H258L260 40L258 41V36H259V35H257V32H255L256 30H255V27L253 26L255 21L251 20V21H250L251 24H247V23L245 22V20H243L244 17H245L244 15L248 14V12H247V11H244V10H242V11L239 12L238 9L236 8V7H238L237 4H239V3H236V4H235V3L230 4V3L227 2V0H214ZM9 4H10V3H9ZM16 4H17V3H16ZM50 4H51V3H50ZM50 4H49L48 6H46L47 10H48L49 6H50V9H51V5H50ZM82 4H81V5L78 4L79 7L81 6V7L83 8ZM146 4H147V3H146ZM171 4H173V2H171ZM180 4H181V3H180ZM183 4H184V3H183ZM187 4H188V3H187ZM194 4H195V3H194ZM212 4H213V3H212ZM216 4H215V5H216ZM240 4H241V3H240ZM55 5H54V6H55ZM134 5H135V4H134ZM148 5H149V2H148V4H147V6H148ZM159 5L161 6V4H159ZM159 5H158V6H159ZM162 5H163V4H162ZM167 5H168V4H167ZM42 6H43V5H42ZM85 6H84V7H85ZM140 6H141V5H140ZM143 6H144V5H143ZM143 6H142V8H143V10H144V7H146V6H144V7H143ZM154 6H152L153 9H154L155 7H156V8L158 7V6H155V7H154ZM183 6H184V5H183ZM207 6H208V5H207ZM211 6H213V5H211ZM243 6H244V5H243ZM246 6H247V5H246ZM249 6H250V5H249ZM72 7H73V6H72ZM79 7H78V8H79ZM81 7H80V8H81ZM86 7H85V8H86ZM148 7L150 8V6H148ZM148 7H147V9H148ZM171 7H172V11H171V9H168V10L172 13V12H174V10H173L174 7H173V6H171ZM171 7H170V8H171ZM177 7H178V5H177ZM184 7H186V5H185ZM191 7H192V6H191ZM208 7H209V6H208ZM213 7H214V6H213ZM38 8H39V7H38ZM42 8H45V6H44V7H41V9H42ZM73 8H74V7H73ZM76 8H77V5H76ZM78 8H77V9H78ZM80 8H79V9H80ZM85 8H84V10H83L84 12H82V10L80 9L81 12L83 13V15H84V13L87 12V10H86L87 8H86V9H85ZM152 8H151V9H152ZM187 8H188V6H187ZM206 8H207V7H206ZM218 8H221V7H217V8L215 7L214 9H213V8H211V9H212V10H215V9H216L215 11H217ZM223 8H221V10L225 12V9H223ZM247 8H248V7H247ZM252 8H253V7H252ZM50 9H49V10H50ZM53 9H55V7H53ZM79 9H78V10H79ZM179 9H180V8H179ZM189 9H190V8H189ZM189 9H187V10H189ZM196 9H197V8H196ZM211 9H210V11H211ZM228 9H229V10H228ZM232 9H233V10H232ZM250 9H251V8H250ZM47 10H46V11H47ZM49 10H48V11H49ZM62 10H61V11H62ZM74 10H75V8H74ZM85 10H86V12H85ZM138 10H139V9H138ZM141 10H142V9H141ZM141 10H139V11H141ZM143 10H142V11H143ZM154 10H156V9H154ZM166 10H167V9H166ZM180 10H181V9H180ZM185 10H186V9H185ZM191 10H192V9H190V11H191ZM205 10H206V9H205ZM221 10H218L217 12H219V11H221ZM44 11H45V9H44ZM48 11H47V12H48ZM52 11H53V10H52ZM54 11H55V10H54ZM90 11H88V13H89ZM123 11H125V10L123 9ZM142 11H141V14L139 13V15H138V13H137V15H136V13H135L134 16L132 15L134 19H132L131 24H133V25L130 26V27H131V28L136 27V29H137V30H136V33H133V34H132L131 31H130V33H131L132 35L129 34V37H127L128 35L126 34L127 36H124V35H123V32H122L123 37H125L124 39H126V38H130V41H129L128 39H126V40H128L127 42H129V44H130V42L132 43V44H131V47H132V45H134V48H135V49L138 48V51H139V48H141L140 51L143 50L142 53L144 52V49L147 48L146 51L148 50V52H149V51H150V52H157L156 55H158V53H159L158 56L160 57L161 53L163 52V47H162V46H163V45H162L163 42H162V41L165 40V39H166L167 41L170 42V43H169V42H168V43L171 44L172 47H173L174 45H177L178 47H180V50H178V51H181V53H182L183 55L186 54V53L188 54V53L193 52V51L195 52L196 46L200 45L201 42H200L199 40H198V42H200V43H199L198 45H196L195 47H194V45H195L196 43H195L194 40L192 41V43H189V42H191V41H188V44H190V45L187 46V45L185 44L186 47H185L184 50L182 51V49H181V47H182V43H179V42H184L185 40H187V35H188V38H189V34H187V32H188L191 28H194L193 31H195L196 28L193 27V26L186 25V27H185V26H184V27H181V26H180L181 28H179V26H178V27L176 26V27L178 28V29H176V28H175V25L182 24V26H183L184 23H188V22H186V20L183 21V22H180L179 20H178L179 22H178L177 20H176V22L173 21V20H174L173 17H175L176 15H178V12H179V11L176 12V13H177L176 15H175V13H172V14L170 13V14H171L170 16H171V17L173 16L172 19H171V18H170V20L167 19V21H166V20H165V21H162V23L157 21V25L154 24L153 26L148 27V29H145L146 27L141 26V22H144L145 20H143V19H136V18L140 17V15H142V14L144 15V14H145V16H146L147 13L150 12V11H149V12L147 11V13H146V10H144L145 13H143ZM152 11H153V10H151L150 14H148L147 16L151 15V14H152ZM163 11H164V10H163ZM163 11H162V12H163ZM181 11H182V10H181ZM181 11H180V12H181ZM190 11H189V12H190ZM194 11H195V10H194ZM248 11H249V9H248ZM250 11H252V10H250ZM39 12H40V11H38V9H37L36 13H39ZM47 12H46V13H47ZM55 12H57V9H56ZM59 12H60V11H59ZM63 12H64V11H63ZM74 12H75V11H74ZM74 12H73V13H74ZM76 12L78 13L79 11H76ZM81 12H80L79 15L82 14ZM91 12H90V13H91ZM137 12H138V11H137ZM153 12H154V11H153ZM162 12H161V13H162ZM167 12H168V11H167ZM189 12H186V13H185V16H187L186 14L189 13ZM224 12H223V13H224ZM41 13H42V12H41ZM41 13H40V14H41ZM46 13H45V14H46ZM61 13H62V12H61ZM110 13H111V14H110ZM116 13H114V14H116ZM122 13H123V12H121L120 14H122ZM183 13H184V11H183L182 14H180V15H183ZM195 13H196V12H195ZM199 13H200V12H199ZM219 13H220V12H219ZM228 13H227V15H228ZM50 14H52L51 11H50ZM55 14H56V13H55ZM55 14L53 13V15H54L53 17L56 16V19L59 18V17H57V16H59V15H57V14L55 15ZM58 14H59V13H58ZM64 14H65V12L62 13V14H60V15L62 16V15H64ZM67 14H65V15H67ZM71 14H72V13H71ZM109 14H110V15H109ZM123 14H125V13H123ZM132 14H133V13H132ZM155 14H156V13H155ZM162 14H165V12H163ZM173 14H174L175 16H174ZM193 14H194V13H193ZM210 14H211V13H210ZM217 14H218V13H216V14H214V15H217ZM220 14H221V13H220ZM220 14H218V15L221 16L222 14H221V15H220ZM233 14H234V13H233ZM32 15H35V16H36L35 13L32 14ZM38 15H39V14H38ZM47 15H49V13H47ZM65 15H64V16H65ZM72 15H73V14H72ZM79 15H78L77 18L80 19V16H79ZM87 15L90 16L89 14L86 13L85 16H82V15H81V17L84 18V17H86ZM108 15H109V16H108ZM118 15H119V14H118ZM118 15H117V16H118ZM127 15H128V14H127ZM143 15H142V16H143ZM158 15H159V14H158ZM165 15H166V14H165ZM167 15H168V14H167ZM190 15H191V14H190ZM194 15H195V14H194ZM197 15H198V14H197ZM197 15H195V16H197ZM202 15H203V14H202ZM218 15H217V16H218ZM229 15H230V14H229ZM27 16H28V15H27ZM39 16H41V15H39ZM39 16H38V20H41V19L39 18ZM42 16L44 17V13H43ZM50 16H51V15H50ZM74 16H75V15H74ZM96 16H95V17L92 16V18H95V19H96ZM107 16H108V17H107ZM111 16H113V15H111ZM114 16H115V15H114ZM117 16L114 17V18H117ZM128 16H129V15H128ZM132 16H131V17H132ZM145 16H144V18H145ZM147 16H146V17H147ZM156 16H157V15H156ZM160 16H164V15H160ZM192 16H193V15H192ZM211 16H212V14H211ZM217 16H214V17L218 19L219 16H218V17H217ZM246 16H247V15H246ZM32 17H33V16H32ZM67 17H68V16H67ZM90 17H91V16H90ZM118 17H119V16H118ZM121 17H122V15H121ZM150 17H151V16H150ZM176 17H177V16H176ZM181 17H182V16H180L179 19H180ZM188 17H189V16H188ZM188 17H187L186 19H188ZM221 17L223 18V20H226V19H224L225 15H224V16H221ZM29 18H30V17H29ZM36 18H37V16H36ZM110 18H111V17H110ZM182 18H183V17H182ZM190 18H191V17H190ZM195 18H196V17H195ZM200 18H202V16H200ZM204 18H206V17H204ZM208 18H209V17H208ZM212 18H213V17H212ZM219 18H220V17H219ZM225 18H229V16H227V17H225ZM249 18H250V16H249ZM52 19H53V18H52ZM81 19H82V18H81ZM87 19H89V18H87V17L85 18V21H86V22H87ZM112 19H113V18H112ZM120 19H121V18H119V20H120ZM153 19H154V18H153ZM160 19H161V18H160ZM165 19H166V18H165ZM25 20H26V19H25ZM38 20L36 19V21H38ZM83 20H84V19H83ZM83 20H82V22H83ZM98 20L96 19L97 23L99 24V25H97V26L99 27L100 24H102L103 21L100 22V21H98ZM117 20H118V19H117ZM128 20H129V19H128ZM134 20H135V21H134ZM148 20H149V19H148ZM148 20H147V21H148ZM155 20H158V18H157V19L155 18ZM163 20H164V18H163ZM168 20H169V21H168ZM171 20H172V21H171ZM181 20H182V19H181ZM193 20H194V17H193ZM204 20H205V19H204ZM214 20H215V19H214ZM219 20H220V19H219ZM228 20H229V19H227L226 22H229ZM248 20H249V19H248ZM22 21L24 22V20H22ZM34 21H35V20H34ZM85 21H84V23H86ZM90 21L93 22V20H90ZM96 21H95L94 23H96ZM108 21H109V20H108ZM125 21H126V20H125ZM159 21H160V20H159ZM190 21H191V20H190ZM195 21H196V20H195ZM207 21H208V20H207ZM211 21H212V20H211ZM211 21L209 20V22H211ZM25 22H26V21H25ZM31 22H32V21H31ZM31 22H28L29 25H31V24H30ZM55 22H56V21H55ZM55 22H54V20H53V23H55ZM78 22H80V21H78ZM82 22H80L79 25L82 26V24H81ZM113 22H114V21H113ZM121 22H122V20H121ZM127 22H129V21H127ZM145 22H146V21H145ZM149 22H150V21H149ZM153 22H155V21L153 20ZM153 22H152V24H153ZM193 22H194V21H193ZM193 22H192V24H193ZM213 22H214V21H213ZM217 22L219 23L218 20H217ZM217 22H216V25H214V27L216 26V28L218 27L217 25H219V24H217ZM220 22H221V20H220ZM224 22H225V21H224ZM224 22H223V23H224ZM28 23H27V24H28ZM87 23H88V22H87ZM90 23H91V22H90ZM159 23H160L161 25L163 24L162 28H166V29H165L164 33H162V34H160V35L158 36L156 33H157V30H158L157 28H158ZM175 23H176V24H175ZM205 23H206V22H205ZM211 23H212V22H211ZM214 23H215V22H214ZM214 23H213V24H214ZM223 23H222V25L225 24V23H224V24H223ZM18 24H20V23L18 22ZM27 24L25 23V25H27ZM92 24H93V23H92ZM127 24H129V23H127ZM150 24H151V23H150ZM150 24H149V25H150ZM152 24H151V25H152ZM174 24H175V25H174ZM188 24H189V23H188ZM192 24H191V25H192ZM206 24H207V23H206ZM256 24H258V23L256 22ZM23 25H24V23H23ZM29 25H28V26H29ZM36 25H37V23H36ZM68 25H69V24H68ZM71 25H72V24H71ZM77 25H78V24H77ZM83 25H84V24H83ZM89 25H91V24H89ZM105 25L107 26V24H105ZM112 25H113V23H112ZM122 25H124V23H123ZM143 25H144V23H143ZM164 25H165V26H164ZM173 25H174V27H173ZM184 25H185V24H184ZM197 25H198V24H197ZM201 25H202V24H201ZM203 25H204V23H203ZM203 25H202V26H203ZM17 26H18V25H17ZM20 26H21V25H20ZM20 26H19V27H20ZM28 26H25V27L28 29V28L30 27V26H29V27H28ZM32 26L35 27V24L32 25ZM32 26H31V28H33ZM86 26L88 27V24L82 26L83 29H84ZM93 26H94V25H92V27H93ZM95 26H96V24H95ZM97 26H96V27H97ZM103 26H104V25H103ZM103 26H101V27H103ZM106 26H105V29H106V28H109V25H108V27H106ZM119 26H121V25L118 24L117 27H119ZM125 26L127 27L126 29H130V30H131V28H129L128 25H126V23H125V25H124L123 27H125ZM133 26H134V27H133ZM140 26H141V27H140ZM188 26H189L190 28H189V30L187 31V29H188L187 27H188ZM194 26H195V24H194ZM204 26H205V25H204ZM212 26H213V25H212ZM212 26H211V27H212ZM72 27H73V26H72ZM75 27H76V26H75ZM77 27H78V26H77ZM89 27H90V26H89ZM101 27H99V28H101ZM114 27H116V25H115ZM114 27H113V28H114ZM117 27H116V29H114V30H117V29H118ZM198 27H199V26H198ZM206 27H207V25H206ZM211 27H210V28H211ZM229 27L227 26V28H229ZM261 27H263V26H261ZM16 28H17V27H16ZM35 28H36V27H35ZM80 28H81V27H80ZM162 28H161V29H162ZM219 28H220V27H219ZM224 28H226V27H224ZM19 29H20V28H19ZM19 29H18V30H19ZM40 29H41V27H40ZM40 29H38V30H40ZM42 29H44V28H42ZM86 29H88V28H86ZM95 29H96V28H94V30H95ZM97 29H98V28H97ZM105 29L103 28L104 31H105ZM121 29H122V27H121ZM156 29H157V30H156ZM161 29H159L160 32H161ZM175 29H176V30H175ZM197 29H198V28H197ZM201 29H202V31H201L200 28H199V30H200L201 32H203V31H204L203 29H206V28H203V27H202ZM208 29H209V28H208ZM13 30H14V29H13ZM57 30H58V29H57ZM79 30H80V29H79ZM79 30H78V31H79ZM88 30H89V29H88ZM99 30H100V29H99ZM99 30H98V31H99ZM114 30H112L111 32H113ZM123 30H125V28H124ZM214 30H215V29H214ZM58 31H59V30H58ZM72 31H73V30H72ZM86 31H87V30H86ZM95 31H96V30H95ZM106 31L108 32L107 35H109V32H110V31H108V29H106ZM125 31H126V30H125ZM132 31H133V30H132ZM134 31H135V29H134ZM162 31H163V30H162ZM191 31H192V30H191ZM200 31H199V33H200ZM205 31H206V30H205ZM7 32H8V31H7ZM26 32H27V31H26ZM83 32H84V31H83ZM100 32H101V30L99 31V33H100ZM107 32H106V33H107ZM111 32H110V34H111ZM116 32H118V30H117ZM206 32H207V31H206ZM221 32H222V30H221ZM221 32L219 33V35H221ZM64 33H65V32H64ZM88 33H91V32L89 31ZM92 33H93V28H92ZM92 33H91V35H92ZM95 33H96V32H95ZM97 33H98V32H97ZM97 33H96V34H97ZM99 33H98V34H99ZM184 33L187 34L186 37H185L186 39H185V40L183 39L184 41H181V40L179 41L178 39L182 38L183 35H184ZM189 33L191 34L192 32L189 31ZM196 33H197V31H196ZM204 33H205V32H204ZM204 33H203V34H204ZM208 33H209V32H208ZM211 33H212V32H211ZM211 33H210V34H211ZM215 33H216V31H215ZM3 34H4V33H3ZM3 34H2V35H3ZM12 34H13V33H12ZM79 34H80V33H79ZM79 34H78L77 36H79ZM86 34H87V33H85L84 36H85ZM93 34H94V33H93ZM96 34H95V35H96ZM98 34H97V36H98ZM100 34H101V33H100ZM102 34H104L103 31H102ZM112 34H115V31H114ZM134 34H135V35H134ZM193 34H194V33H193ZM19 35H20V34H19ZM88 35H89V34H88ZM91 35H89V36H91ZM120 35H121V34L119 33V36H120ZM130 35H131V37H130ZM142 35H143V36H142ZM198 35H199V37H200L201 40L204 39V38H202V36H203L202 33H200V34H198ZM222 35H221V36H222ZM229 35H230V37H229ZM53 36H54V35H53ZM69 36H70V35H69ZM74 36H75V35H74ZM77 36H75V37H77ZM80 36H82V34H81ZM84 36H83V37H84ZM97 36H95V37H97ZM104 36H105V35H104ZM104 36L102 37V35H99L98 38L91 37L90 40H91V41H93V40H95V39L99 40V41H97V40H95V41L97 42V44H99L100 47H102V43L105 44V43L103 42V40H105V39H104ZM114 36L117 37V34H115V35H113V36H111V37H114ZM191 36H192V34H191ZM194 36H195V35H194ZM204 36H205V35H204ZM204 36H203V37H204ZM221 36H219L218 38H222ZM0 37H2V36L0 35ZM86 37H87V39L89 38L88 36H86ZM107 37H108V36H107ZM107 37H106V38H107ZM109 37H110V36H109ZM111 37H110V38H111ZM116 37H115V38H116ZM196 37H197V35H196ZM199 37H198V38H199ZM205 37H206V36H205ZM208 37H209V36H208ZM29 38H30V37H29ZM52 38H54V37H52ZM52 38H50V39H52ZM63 38H64V37H63ZM69 38H70V37H69ZM72 38H73V36H72ZM80 38L82 39V37H80ZM92 38H94V39H92ZM118 38H119V37H118ZM193 38H194V37H193ZM210 38H211V37H210ZM210 38H209V39H210ZM215 38H216V37H215ZM263 38H264V37H263ZM64 39H65V38H64ZM77 39H78V37H77ZM77 39H76V41H77ZM81 39H80V40H81ZM84 39H85V37H84ZM120 39H122V36H121ZM124 39H122V41H123ZM209 39H208V40H209ZM65 40H66V39H65ZM73 40H74V39H73ZM78 40H79V39H78ZM82 40H83V39H82ZM85 40H86V39H85ZM85 40H84V41H85ZM115 40H116V39H115ZM117 40H118V39H117ZM117 40H116V41H117ZM166 40H165V41H166ZM191 40H192V39H191ZM196 40H197V39H196ZM210 40H211V39H210ZM216 40H217V39H216ZM216 40H215V41H216ZM218 40H219V39H218ZM52 41H53V39H52ZM60 41H61V40H60ZM67 41H68V40H67ZM67 41H66V42H67ZM71 41H72V40H71ZM74 41H75V40H74ZM84 41H83V42H84ZM86 41H88V40H86ZM86 41H85V42H86ZM91 41H90V42H91ZM106 41L109 42L108 39H107ZM106 41H105V42H106ZM110 41H111V40H110ZM116 41H114V43L111 41V43H113V45H114V44L116 43ZM177 41H179L178 44H180V45L176 44ZM203 41H204V40H203ZM203 41H202V42H203ZM261 41H262V39H261ZM261 41H260V42H261ZM49 42H50V41H49ZM69 42H70V41H69ZM72 42H73V41H72ZM72 42H70V44H71ZM80 42H81V41H80ZM96 42H93V43H96ZM117 42L119 43V45H121L120 42H119V40H118ZM124 42H125V40H124ZM127 42H126V43H127ZM193 42H194L195 44H194ZM204 42L206 43V41H204ZM208 42H209V41H208ZM211 42H212V41H211ZM213 42H214V41H213ZM219 42H220V41H219ZM219 42H218V43H219ZM67 43H68V42H67ZM67 43H66V44H67ZM76 43H77L78 45L80 44V46H81V43H78V42H76ZM76 43H75V44H76ZM86 43H87V42H86ZM88 43H89V42H88ZM111 43H110V46H111ZM122 43H123V42H122ZM184 43H185V42H184ZM186 43H187V42H186ZM205 43H204V44H205ZM218 43H217V44H218ZM221 43H220V45H222ZM66 44H65V45H66ZM68 44H69V43H68ZM70 44H69V45H70ZM82 44H83V43H82ZM84 44H85V43H84ZM90 44H91V43H90ZM116 44H117V43H116ZM116 44L114 45V48H115V46L117 47V49H115V51L117 50V53H118V52L120 53L121 50L119 51V49H121L122 47L126 48L125 46H127V45H124V43H123L122 45H124V46L121 45V46H120L121 48H119V47L117 46L118 44H117V45H116ZM127 44H128V43H127ZM163 44H164V46H166L165 43H163ZM193 44H194V45H193ZM261 44H262V42H261ZM87 45H88V44H87ZM105 45H107V42H106ZM108 45H109V44H108ZM201 45H202V44H201ZM207 45H208V44H207ZM220 45H219V46H220ZM224 45H223V47L220 46V47H221V50L224 49ZM82 46L84 47V45H82ZM89 46H90L91 48H92V47H94V48L96 47V46H93L92 44L89 45ZM97 46H98V45H97ZM99 46H98V47H99ZM110 46H106V47L111 48ZM128 46H129V45H128ZM128 46H127V47H128ZM202 46H203V45H202ZM202 46H201V47H202ZM214 46H215V44H214ZM263 46H264V44H263ZM59 47H60V46H59ZM71 47H72V46H71ZM103 47H104V45H103ZM167 47H168V48H167ZM183 47H184V46H183ZM216 47H217V45H216ZM216 47H215V49H216ZM228 47H229V46H228ZM255 47H256V48H255ZM258 47H259V46H258ZM78 48H79V47H78ZM84 48H85L86 51H88V53H89V50H91V48H90L89 50H87L88 48L86 49V44H85V47H84ZM114 48H113V46H112V48H111V52H112V49H114ZM164 48H165V47H164ZM166 48L169 50L170 46H168V44H167ZM194 48H195V49H194ZM202 48H204V47H202ZM208 48H209V47H208ZM210 48L212 49V47H210ZM217 48H219V47H217ZM254 48H255V50H254ZM260 48H262V46H261ZM64 49H65V48H64ZM81 49H82V48H81ZM81 49H80L81 53H84V52L86 53L85 50L82 49V50L84 51V52H83ZM102 49H103V48H102ZM128 49H129V48H128ZM128 49L126 48V56L129 54V53L127 54V50H128ZM132 49H133V47H132ZM132 49H129V51H130V50L132 51ZM170 49H171V48H170ZM177 49H178V48H177ZM198 49H199V48H197V50H198ZM257 49H258V48H257ZM263 49H264V48H263ZM94 50H95V49H94ZM98 50H99V49H97V54H98V52H99ZM105 50H107V49H105ZM108 50H109V51H107V52H110V49H108ZM201 50H202V49H201ZM218 50L221 51L220 49H218ZM225 50H226V49H225ZM242 50H243V51H242ZM53 51H54V50H53ZM61 51H62V50H61ZM78 51H79V50H78ZM124 51H125V49H124ZM124 51H123L122 53H124ZM129 51H128V52H129ZM165 51H166V50H165ZM198 51H199V50H198ZM198 51H196V52H198ZM204 51H205V49H204ZM228 51H229V48H228ZM245 51H246V52H245ZM251 51H252V50H251ZM263 51H264V50H263ZM57 52H58V51H57ZM91 52H93V49L91 50ZM94 52L96 53V51H94ZM100 52H102V50H101ZM103 52H104V51H103ZM107 52H106V53H107ZM111 52H110V53H111ZM113 52H114V51H113ZM113 52L111 53V55L113 54ZM166 52H168V55H169V56H170V52L172 53V51H166ZM194 52H193V53H194ZM216 52H217V49H216ZM216 52H215V53H216ZM221 52H222V51H221ZM255 52H257V51H255ZM255 52H254V53H255ZM259 52H260V54H261V51H259ZM45 53H46V52H45ZM53 53H54V52H53ZM53 53H52V54H53ZM88 53H87V54H88ZM104 53H105V52H104ZM104 53H103V54H104ZM114 53H115V52H114ZM117 53H116V54H117ZM119 53H118V54H119ZM140 53H141V52H139V54H140ZM142 53H141L140 55H142ZM164 53H165V52H164ZM173 53H174V52H173ZM175 53H176V51H175ZM178 53H180V52H178ZM178 53H177V54H178ZM206 53H207V52H206ZM211 53H212V52H211ZM235 53H236V52H235ZM235 53H234V51H233L234 56L236 55ZM54 54H55V53H54ZM90 54H91V53H90ZM90 54H89V55H90ZM92 54H94V53H92ZM116 54H115V56H116ZM118 54H117V55H118ZM124 54H125V53H124ZM152 54H153V53H152ZM152 54L150 53L149 56H151ZM191 54H192V53H191ZM209 54H210V53H208V55H209ZM213 54H214V53H213ZM218 54H219V53H218ZM218 54H217V55H218ZM231 54H232V53H231ZM233 54H232V56H233ZM241 54H242V53H241ZM247 54H246V55L243 54V55H245V58H246ZM249 54H248V56H249ZM252 54H253V53H252ZM252 54H250V55L252 56ZM256 54H257V53H256ZM256 54H254V55H256ZM262 54H263V53H262ZM262 54H261V56H262ZM59 55H60V53H59ZM85 55H86V54H85ZM95 55H96V54H94V56H95ZM101 55H102V54H101ZM109 55H110V54H109ZM119 55H120V54H119ZM119 55H118V56H119ZM137 55H138V53H137ZM137 55H136V56H137ZM140 55H139V56H140ZM145 55H147V54L145 53L143 56L139 57V59L141 60V58H143V59L147 58V57H145ZM156 55H155V56H156ZM162 55H163V54H162ZM162 55H161V56H162ZM178 55H179V54H178ZM194 55H195V54H194ZM219 55H220V54H219ZM223 55H224V54H223ZM237 55H238V54H237ZM254 55H253V56H254ZM257 55H258V54H257ZM28 56H29V55H28ZM74 56H75V55H74ZM74 56H73V57H74ZM76 56H78V55H76ZM76 56H75V58H76ZM86 56H88V55H86ZM86 56H84V57L86 58ZM90 56H91V55H90ZM96 56H97V55H96ZM96 56H95V57H96ZM99 56H100V54H98V57H99ZM112 56H113V55H112ZM112 56H111V57H112ZM120 56H121V55H120ZM122 56L124 57L125 55H122ZM132 56H133V55H132ZM147 56H148V55H147ZM153 56H154V55H152L150 58L152 59ZM169 56H168V57H169ZM184 56H185V55H184ZM184 56H183V57H184ZM204 56H205V55H204ZM206 56H207V55H206ZM234 56H233V57H234ZM241 56H242V55H241ZM261 56H260V57H261ZM79 57H83V56H80V55H79ZM92 57H93V56H92ZM95 57L92 58V59H95ZM98 57H97V58H98ZM111 57L109 58V57H108V53H107V54H105V58H104V59H106V61L104 60V62H108V63H109L108 65H111L113 62L115 63V64H113V66L111 65V66L113 67V68H111V70L114 69V66H115V65H119V64L123 65L122 63H125V62L117 63V60H121V59H122L121 57H119V59H117V60H116V59L114 60V57H112V58H111ZM137 57H138V56H137ZM159 57L156 58V60H158ZM166 57H167V56H166ZM174 57H175V55H174ZM180 57H181V54H180ZM186 57H188V56H186ZM221 57H222V56H221ZM233 57H232V58H233ZM238 57H239V56H238ZM262 57H263V56H262ZM75 58H74V59H75ZM89 58L91 59V57L88 56V59H89ZM102 58H103V57H102ZM116 58H117V57H116ZM148 58H149V57H148ZM172 58H173V56H172ZM177 58H178V56L176 55V59H177ZM193 58H194V57H193ZM198 58H199V57H198ZM203 58H204V57H203ZM207 58H208V57H207ZM222 58H223V57H222ZM226 58H228V57H226ZM226 58H225V59H226ZM234 58H236L237 61L240 60V59H237V56L234 57ZM240 58H241V57H240ZM243 58H244V57H243ZM248 58H249V57H248ZM255 58H256V57H255ZM258 58H259V57H258ZM74 59H72V60H74ZM76 59H78V58H76ZM90 59H89V60H90ZM127 59H128V57H127ZM127 59H125V60H127ZM139 59H138V60H139ZM151 59H150V60H151ZM162 59H163V58H162ZM176 59L174 58V60H176ZM178 59H179V58H178ZM183 59H184V58H183ZM187 59H188V58H187ZM199 59H200V58H199ZM199 59H198V60H199ZM209 59H210V58H209ZM220 59H221V58H220ZM230 59H231V58H229V61H227V62L225 61V62H226L227 64H228V62H230V63H231L230 65H232V63H234V62H231V61H233V60L230 61ZM256 59H257V58H256ZM261 59H264V57H263V58H260V61H261ZM83 60H86V59H83ZM89 60H88V61H89ZM95 60H96V59H95ZM98 60H99V58L97 59V61H98ZM125 60H124V61H125ZM134 60H135V59H134ZM145 60H146V59H145ZM145 60H144V62H145ZM152 60H155V57H154ZM152 60H151V61H152ZM156 60H155V62H157ZM166 60H167V59H166ZM174 60H173V61H174ZM184 60H185V59H184ZM189 60H190V58H189ZM207 60H208V59H207ZM218 60H219V58H218ZM222 60H223V59H222ZM241 60H242V58H241ZM248 60L252 61V60H254V59H253V58H252V59L249 58V59H247V61H248ZM257 60H258V59H257ZM257 60H256V61H257ZM74 61H75V60H74ZM77 61L79 62V59H78ZM80 61H82L81 58H80ZM90 61H92V60H90ZM90 61H89V62H90ZM100 61H103V59H101V56H100ZM100 61H99V62H100ZM121 61H122V60H121ZM135 61H137V60H135ZM141 61H142V60H141ZM148 61H149V60H148ZM169 61H170V60H169ZM173 61H172V62H173ZM176 61H177V60H176ZM178 61H179V60H178ZM187 61H188V60H187ZM209 61H210V60H209ZM247 61H246V62H247ZM258 61H259V60H258ZM262 61H263V60H262ZM99 62H96L97 65L100 64ZM118 62H120V61H118ZM132 62H133V61H132ZM149 62H150V61H149ZM161 62H162V61H160L159 63L161 64ZM163 62H164V61H163ZM170 62H171V61H170ZM170 62H167V63H165V64H166L167 66H169V65L172 66V65L170 64ZM200 62H201V61H200ZM203 62H205V61H203ZM218 62H221V63H222L223 61L220 60V61H218ZM243 62H245L244 59H243ZM243 62H240V61H239V63H241V64H242ZM246 62H245V64H246ZM263 62H264V61H263ZM58 63H60V62H58ZM61 63H62V62H61ZM85 63H86V62H85ZM90 63L92 64L93 61L90 62ZM94 63H95V62H94ZM94 63H93V64H94ZM96 63H95V64H96ZM102 63H103V62H102ZM116 63H117V64H116ZM136 63H137V62H136ZM138 63H139V62H138ZM168 63H169V65H168ZM174 63L176 64L175 61H174ZM174 63H173V65H174ZM181 63H182V62H181ZM194 63H195V62H194ZM196 63H197V62H196ZM205 63H206V62H205ZM221 63H219V64H221ZM252 63H253V62H252ZM255 63H258V62H255ZM260 63H261V62H260ZM149 64H150V63H149ZM160 64H159V66H160ZM163 64H164V63H163ZM192 64H193V63H192ZM200 64H201V63H200ZM210 64H211V63H210ZM216 64L219 66L218 63H216ZM235 64H236V63H235ZM261 64H262V63H261ZM261 64H259V65L261 66ZM59 65H60V64H59ZM83 65H84V64H83ZM86 65H87V64H86ZM102 65H103V64H102ZM108 65H107V67H108ZM131 65H132V64H131ZM131 65H130V66H131ZM134 65H135V64H134ZM140 65H141V64H140ZM147 65H148V64H147ZM153 65H154V63H153ZM166 65H164L163 67H162V66L159 67V68H161L160 71H161V74H163V75H161V76L158 75V76H159L158 78L155 76L153 79L149 80V82H150L149 85H150V86H148V87H149L150 89H152V88H153V89H154V88H158V89H159V87H160L159 82H161V81H165V80H166V82L168 81V83H170V85H169V86H170V91L173 89V90H175V92H177L176 90H177V88L179 87L180 82H179V84H178V83L176 82V80L178 81V80L181 79V83H182V80H183L182 77H183L185 74H184V75H181V74H180L181 72L178 71V70H180V69H179V68H180L179 66H177V67H179V68H176L175 66H174L175 68H174V67H172V68H168ZM176 65H177V64H176ZM179 65H180V64H179ZM189 65H190V64H189ZM189 65H187V66H189ZM193 65H194V64H193ZM211 65H212V67H213V64H211ZM217 65H215V66H217ZM223 65H224V64H221V66L225 68V66H223ZM225 65H226V64H225ZM243 65H244V63H243ZM252 65H253V64H252ZM259 65H258V66H259ZM91 66H92V65H91ZM148 66H149V65H148ZM165 66H166L169 70L166 71V68H164ZM170 66H169V67H170ZM182 66L184 67V65H182ZM187 66H186V67H187ZM194 66H195V65H194ZM200 66H201V65H200ZM205 66H206V65H205ZM215 66H214V67H215ZM221 66H219V67H220L219 69H221ZM233 66H234V64H233ZM247 66H249V64H248ZM258 66H257V67H258ZM262 66H263V65H262ZM59 67H61V66H59ZM138 67H139V66H138ZM141 67H142V65H141ZM157 67H158V66H157ZM157 67H156V68H157ZM186 67H185V68H186ZM191 67H193V66H191ZM196 67H197V66H196ZM198 67H199V64H198ZM226 67H227V66H226ZM84 68H85V67H84ZM97 68H99V67H97ZM146 68H147V66H146ZM188 68H189V67H188ZM250 68H251V66H250ZM250 68H249V69H250ZM252 68H254V70H255V67H252ZM260 68H261V67H260ZM263 68H264V67H262V69H263ZM66 69H68V68H66ZM75 69H76V68H75ZM93 69H94V68H93ZM115 69H116V68H115ZM134 69H135V68H134ZM142 69H143V67H142ZM193 69H194V68H193ZM209 69H210V67H209ZM215 69H216V68H215ZM217 69H218V68H217ZM29 70H30V69H29ZM100 70H101V69H100ZM102 70H103V67H102ZM186 70H188V69H186ZM190 70H191V69H190ZM199 70H200V69H199ZM212 70H213V69H212ZM245 70H246V72H247V69H245ZM257 70H258V69H257ZM59 71H60V70H59ZM81 71H82V70H81ZM97 71H98V70H97ZM132 71H133V70H132ZM183 71H184V70H183ZM188 71H189V70H188ZM260 71H261V70H260ZM262 71H263V70H262ZM262 71H261V72H262ZM147 72H148V71H147ZM156 72H157V71H156ZM176 72H177V75H178V73H179V75H178L179 77L177 76L176 79L173 81L172 77H174V76L176 75ZM211 72H214V71H211ZM216 72H217V70H216ZM220 72H221V70H220ZM242 72H245V71L243 70ZM246 72H245V73H246ZM251 72L253 73V70H252ZM255 72H256V71H255ZM261 72H260V73H261ZM86 73H87V72H86ZM100 73H101V72H100ZM105 73H107V72H105ZM109 73H110V72H109ZM136 73H137V72H136ZM159 73H160V72H159ZM193 73H194V72H193ZM195 73H196V72H195ZM217 73H218V72H217ZM248 73H249V72H248ZM82 74H83V73H82ZM94 74H95V73H94ZM116 74H117V73H116ZM156 74H157V73H156ZM190 74H191V73H190ZM207 74H209V73H207ZM211 74H212V73H211ZM211 74H210V75H211ZM243 74H244V73H243ZM90 75H91V74H90ZM114 75H115V74H114ZM153 75H154V74H153ZM186 75H187V74H186ZM188 75H189V74H188ZM204 75H205V74H204ZM217 75H218V74H217ZM217 75H215V76H217ZM245 75H246V74H245ZM255 75H256V76H255L254 78H256L257 75H259V74L255 73ZM260 75H261V74H260ZM180 76H182V77H180ZM190 76H191V75H190ZM208 76H209V75H208ZM213 76H214V73H213ZM102 77H103V76H102ZM185 77H186V76H185ZM206 77H207V75H206ZM209 77H210V76H209ZM243 77H244V76H243ZM262 77H263V76H262ZM24 78H25V77H24ZM108 78H110V77H108ZM120 78H121V77H120ZM177 78H178V79H177ZM195 78H196V76H195ZM213 78H214V77H212L211 79H213ZM219 78H220V77H219ZM219 78H218V79H219ZM246 78H247V77H246ZM250 78H252V80L254 79L252 75H250ZM250 78H248V79H250ZM92 79H93V78H92ZM106 79H107V78H105V80H106ZM205 79H209V78L207 77V78H205ZM256 79H258V78H256ZM260 79H261V76H260ZM262 79H263V78H262ZM96 80H97V79H96ZM113 80H114V79H113ZM159 80H161V81H159ZM184 80H185V78H184ZM191 80H192V79H191ZM193 80H194V79H193ZM209 80H210V79H209ZM209 80H207V81H209ZM245 80H246V79H245ZM86 81H87V80H86ZM98 81H99V80H98ZM98 81H97V82H98ZM103 81H104V79H103ZM103 81L101 80L100 82H103ZM106 81H108V80H106ZM147 81H148V80H147ZM220 81H221V80H220ZM230 81H231V80H230ZM239 81L242 82V79L239 80ZM249 81H250V80H249ZM249 81H248V82H249ZM255 81H256V80H255ZM255 81H254V82H255ZM257 81L259 82V80H257ZM260 81H261V80H260ZM88 82H89V79H88ZM97 82H96V84H97ZM104 82H105V81H104ZM185 82H186V81H185ZM185 82H184V84H185ZM197 82H198V80H197ZM211 82H213V81H211ZM234 82H235L236 84L239 83V82L237 83L236 81H234ZM251 82H252V81H251ZM258 82H257V83H258ZM262 82L264 83V80H262ZM53 83H54V81L52 82V84H53ZM57 83H58V82H57ZM57 83H56V84H57ZM92 83H93V82H92ZM163 83H164V82H163ZM163 83H162V84H163ZM186 83H187V82H186ZM192 83H193V81H192ZM192 83H191V85H192ZM235 83H232V84H235ZM260 83H261V82H260ZM6 84H7V83H6ZM56 84L54 83L53 85H56ZM99 84H100V83H99ZM101 84H102V83H101ZM103 84H104V83H103ZM107 84H108V82L106 83V85H107ZM109 84H110V83H109ZM112 84H113V83H112ZM147 84H148V83H147ZM147 84H146V87H147ZM188 84H189V83H188ZM207 84H208V83H207ZM240 84H241V83H240ZM249 84H250V82H249ZM254 84H256V83H254ZM12 85H13V84H12ZM137 85H138V84H137ZM167 85H168V84H167ZM185 85H186V84H185ZM220 85L222 86V85H227V84L224 83V84H220ZM230 85H231V84H230ZM241 85H242V84H241ZM243 85H244V83H243ZM49 86H50V85H49ZM51 86H52V85H51ZM102 86H104V85H101V87H102ZM109 86H110V85H109ZM164 86H165V85H164ZM164 86H163V87H164ZM182 86H183V84H182ZM182 86H181V87H182ZM189 86H190V85H189ZM189 86L187 87L188 90L190 89ZM221 86H219V87H221ZM227 86H228V85H227ZM227 86H224V87L227 88ZM233 86H235V85H233ZM237 86H239V84H238ZM247 86H248V85H247ZM247 86H246V87H247ZM250 86H251V85H250ZM250 86H249V87H250ZM255 86H257V85H255ZM260 86H261V84H260ZM9 87H10V86H9ZM9 87H8V89H9ZM98 87H99V86H98ZM104 87H105V86H104ZM114 87H115V86H114ZM119 87H120V86H119ZM183 87H185V86H183ZM200 87H201V86H200ZM219 87H218V92H217V91H216V92H217V93H220V90L223 89V90H222V93H225V92H223V91H225V90H224L225 88H219ZM231 87H232V86H231ZM231 87H229V88H231ZM251 87H252V86H251ZM262 87H263V86H262ZM55 88H57V86H56ZM91 88H92V87H91ZM112 88H113V87H111V89H112ZM120 88H121V87H120ZM215 88H216V87H215ZM254 88H255V87H254ZM254 88H253V90H254ZM76 89H77V88H76ZM115 89H116V88H115ZM147 89H148V88H147ZM150 89H148V90H150ZM167 89H168V87H167ZM180 89H181V88H180ZM205 89H206V88H205ZM219 89H220V90H219ZM233 89H236V87L233 88ZM261 89H262V88H261ZM13 90H15L14 87H13ZM99 90H100V89H99ZM99 90H98V91H99ZM109 90H110V89H108V91H109ZM113 90H114V89H113ZM113 90H112V91H113ZM182 90H183V88H182ZM188 90H187V91H188ZM192 90H193V89H192ZM212 90H214V89H212ZM236 90H237V89H236ZM250 90H251V88H250ZM250 90H249V94H250V92H251ZM257 90H258V89H257ZM257 90H256V91H257ZM6 91H7V90H6ZM53 91H54V89H53ZM96 91H97V90H96ZM101 91H102V90H101ZM112 91H111V92H112ZM115 91H116V90H115ZM115 91H114V93H115ZM130 91H131V90H130ZM130 91H128V93H129ZM133 91H134V90H133ZM153 91H154V90H153ZM156 91H157V89H156ZM159 91H161V89H160ZM170 91H169V92H170ZM178 91H179V90H178ZM180 91H181V90H180ZM183 91H184V90H183ZM183 91H182V92H183ZM207 91H208V90H207ZM209 91H210V90H209ZM234 91H235V90H234ZM237 91H239V90H237ZM240 91H241V90H240ZM103 92H104V91H102V93H103ZM106 92H107V91H106ZM151 92H152V91H150V93H151ZM154 92H155V91H154ZM161 92L163 93V91H161ZM171 92H172V91H171ZM185 92H186V91H185ZM212 92H213V91H212ZM214 92H215V91H214ZM214 92H213V93H214ZM226 92H227V90H226ZM232 92H233V91H232ZM243 92H244V91H242V93H243ZM9 93H10V92H9ZM13 93H15V92H13ZM42 93H43V92H42ZM54 93H55V92H54ZM72 93H73V92H72ZM100 93H101V92H100ZM100 93H99V94H100ZM119 93H120V92H119ZM123 93H124V92H123ZM139 93H140V92H139ZM142 93H143V92H142ZM146 93H147V92H146ZM165 93H166V92H165ZM165 93H163V94L165 95ZM172 93H174V91H173ZM200 93H201V92H200ZM207 93H208V92H207ZM237 93H238V92L235 91V95H236ZM240 93H241V92H240ZM240 93H239V94H240ZM253 93H254V92H253ZM259 93H260V92H259ZM259 93H258V94H259ZM7 94H8V93H7ZM92 94H93V93H92ZM99 94H98V95H99ZM107 94H108V96H109V93H107ZM137 94H138V93H137ZM140 94H141V93H140ZM154 94H156V93H154ZM166 94H167V93H166ZM177 94H178V92H177ZM182 94H183V93H182ZM182 94H181V95H182ZM185 94H186V93H185ZM201 94H202V93H201ZM201 94H200V95H201ZM208 94H209V93H208ZM226 94H227V93H226ZM229 94H230V92H229ZM233 94H234V93H233ZM245 94H246V90H245ZM249 94H248V95H249ZM11 95H12V94H11ZM13 95H15V94H13ZM55 95H56V93H55ZM55 95H54L53 93L50 92V93H48L47 97H49V98H54ZM90 95H91V94H90ZM96 95H97V94H96ZM111 95H112V94H111ZM121 95H122V93H121ZM138 95H139V94H138ZM144 95H145V94H144ZM167 95H168V94H167ZM167 95H166V96H167ZM190 95H191V94H190ZM192 95H193V94H192ZM198 95H199V94H198ZM198 95H197V96H198ZM205 95H206V94H205ZM205 95H204V96H205ZM213 95H214V94H213ZM217 95H218V94H217ZM246 95H247V94H246ZM248 95H247V96H248ZM261 95H262V94H261ZM261 95H260V96H261ZM19 96H20V95H19ZM72 96H73V95H72ZM100 96H101V95H100ZM104 96H105V95H104ZM145 96H146V95H145ZM149 96H150V95H149ZM151 96H152V95H151ZM159 96H160V94H159ZM209 96H211V95L209 94ZM222 96H223V95H222ZM231 96H232V94H231ZM236 96H237V95H236ZM236 96H234V98H235ZM247 96H246V97H247ZM249 96H250V95H249ZM251 96H254V95L252 94ZM255 96H256V95H255ZM260 96H259V97H260ZM74 97H75V96H74ZM85 97H89V95H88V96H85ZM94 97H95V95H94ZM114 97H115V96H114ZM117 97H118V96H117ZM152 97H153V96H152ZM152 97H151V98H152ZM161 97H162V95H161ZM207 97H208V96H206V98H207ZM214 97H215V96H214ZM220 97H221V95H220ZM220 97H219V98H220ZM225 97H226V96H224V99H223V97H222V100L225 101ZM228 97H230V95H229ZM237 97H238V96H237ZM241 97H242V96H241ZM241 97H240V98L238 97V98H239V99H242ZM244 97H245V96H244ZM12 98H13V96H12ZM107 98H108V97H107ZM110 98H111V97H110ZM120 98H121V97H120ZM131 98H132V97H131ZM137 98H138V97H137ZM153 98H154V97H153ZM171 98H172V97H171ZM177 98H178V96H177ZM194 98H195V97H194ZM250 98H253V97H250ZM261 98H262V97H261ZM76 99H77V98H76ZM112 99H113V97H112ZM118 99H119V97H118ZM126 99H127V98H126ZM135 99H136V98H135ZM143 99H144V98H143ZM143 99H141V101H142ZM146 99H147V97H146ZM200 99H201V98H200ZM211 99H212V98H211ZM235 99H236V98H235ZM235 99H234V100H235ZM253 99H254V98H253ZM11 100L13 101V99H11ZM72 100H73V99H72ZM96 100H97V99H96ZM115 100H116V99H115ZM149 100H150V99H149ZM149 100H148V101H149ZM154 100H156V99L154 98ZM169 100H170V99H169ZM174 100H175V98H174ZM191 100H192V99H191ZM212 100H213V99H212ZM214 100H216V102H217L216 97L214 98ZM222 100H221V101H222ZM226 100H227V98H226ZM234 100H233V101H234ZM247 100H248V99H247ZM260 100H261V99H260ZM136 101H137V100H136ZM139 101H140V100H139ZM165 101H166V99L164 98V101H161V102H164V103H161V105L166 103V104H165V106H166V105L168 104V102H165ZM176 101H177V100H175V102H176ZM180 101H181V98H180ZM185 101H186V100H185ZM187 101H188V100H187ZM193 101H194V100H193ZM198 101H199V100H198ZM221 101H220V102H221ZM224 101H223V102H224ZM230 101H232V99H231ZM237 101H238V100H237ZM240 101H243V102H244L245 99L240 100ZM250 101H252V100H250ZM253 101H254V100H253ZM263 101H264V100H263ZM14 102H15V101H14ZM29 102H30V100H28V99L25 100V99H24V96H23L22 99H20L19 103H17V104L15 105V108L20 109V110H29V111L33 112V110H35V109L33 108V105L29 104ZM159 102H160V101H159ZM188 102H189V101H188ZM188 102H187V103H188ZM205 102H206V101H205ZM207 102H208V100H207ZM210 102H211V100H210ZM225 102H226V101H225ZM227 102H228V101H227ZM40 103H41V102H40ZM90 103H91V102H90ZM136 103H137V102H135V104H136ZM146 103H147V101H146ZM151 103H152V102H151ZM191 103H192V102H191ZM233 103H234V102H233ZM233 103H232V104H233ZM246 103H247V101H246ZM248 103H249V102H248ZM250 103H254V102H250ZM250 103H249V104H250ZM256 103H257V102H256ZM256 103H254L255 106H256ZM258 103H259V102H258ZM260 103H261V102H260ZM11 104H13V103H11ZM115 104L118 105V103H115ZM131 104H132V103H131ZM154 104H155V103H154ZM171 104H174V101H173V103H171ZM183 104H184V103H183ZM189 104H190V103H189ZM198 104H200V103H198ZM209 104H210V103H209ZM215 104H216V103H215ZM220 104H221V103H220ZM227 104H228V103H227ZM261 104H262V103H261ZM51 105H52V104H51ZM122 105H123V104H122ZM122 105H121V106H122ZM142 105H144V104H142ZM149 105L151 106L150 103H149ZM152 105H153V104H152ZM157 105H158V103H156V106H157ZM159 105H160V104H159ZM168 105H169V104H168ZM175 105H176V103H175ZM181 105H182V104H181ZM190 105H192V104H190ZM211 105H212V104H211ZM230 105H231V102H230ZM235 105H236V103H235ZM246 105H248V104H246ZM254 105H253V106H254ZM259 105H260V104H259ZM110 106H111V105H110ZM154 106H155V105H154ZM156 106H155V107H156ZM178 106L180 107V105H179V101H178ZM184 106H185L186 108H188L189 105H188V106H187V105H184ZM184 106H183V107H184ZM200 106H202V104H201ZM206 106H207V105H206ZM218 106H220V105H218ZM218 106H217L216 108H218ZM223 106H224V105H223ZM237 106H238V105H237ZM237 106H236L235 108H233L234 111H236L235 109L237 108ZM253 106L250 105V107H252V108H253ZM49 107H50V106H49ZM133 107H134V106H133ZM138 107H139V106H138ZM138 107H137V108H138ZM140 107L142 108L143 106H140ZM151 107H152V106H151ZM159 107H160V106H159ZM166 107H169V108H170V106H166ZM166 107H164V108L166 109ZM183 107H182V108H183ZM197 107H199V106L197 105ZM214 107H215V105H214ZM220 107H221V106H220ZM230 107H231V106H230ZM230 107H228V108L231 110ZM239 107H240V106H239ZM241 107H244V106L242 105ZM40 108H41V107H40ZM40 108H39V109H40ZM149 108H150V107H149ZM161 108H162V107H161ZM161 108H159L160 111H161ZM176 108H177V107H175V106L173 105V110H172V109H171V110H172V111H174V109L177 110ZM186 108H185V109H186ZM192 108H194V107H192ZM192 108H191V109H192ZM201 108H202V107H201ZM216 108H215V109H216ZM222 108H223V107H222ZM246 108H247V107H246ZM248 108H249V107H248ZM151 109H152V108H151ZM153 109H154V108H153ZM165 109H164V110H165ZM195 109H196V108H195ZM204 109H205V108H204ZM204 109H203V111H204ZM208 109H209V107H208ZM219 109H221V108H218V110H219ZM223 109L226 110L225 107H224ZM237 109H238V108H237ZM240 109H242V108H240ZM253 109H254V108H253ZM256 109H257V108H256ZM40 110H41V109H40ZM155 110H156V109H155ZM168 110H170V109H168ZM179 110H183V109H181V108L178 109V111H177V113H176V114H178V116H175V114H173V112H170V114L172 113L171 116L174 115L175 118L179 117V113H178ZM188 110H190V109H188ZM193 110H194V109H193ZM196 110H198V109H196ZM196 110H194V112H196ZM206 110H207V109H206ZM211 110H212V108H211ZM247 110H248V109H247ZM254 110H255V109H254ZM257 110H258V109H257ZM257 110H256V112H257ZM261 110H262V109H261ZM36 111H37V110H36ZM157 111H158V110H157ZM160 111H159V112H160ZM166 111H167V110H166ZM191 111H192V110H191ZM199 111H201V110H198L196 113L198 114ZM203 111H201V112H199V113H202ZM212 111H213V110H212ZM219 111H220V110H219ZM219 111H218V112H219ZM221 111H222V110H221ZM231 111H232V110H231ZM244 111L246 112V110H244ZM262 111L264 112V110H262ZM57 112H58L59 116H57L56 119H57L59 122H64V123H59L60 125H62V124H66V125H63V128L65 129V132H66V129H67V125H68V123H65V121H63V119H61V117H62L63 114H64L63 112H66V110H65V109H59V108H58ZM148 112H149V110H148ZM159 112H158V113H159ZM168 112H169V111H168ZM168 112H167V113H168ZM180 112H181V111H180ZM182 112H183V111H182ZM182 112H181V113H182ZM184 112H186V111H184ZM189 112H190V111H189ZM204 112L206 113V111H204ZM208 112L210 113V111H208ZM214 112H215V111H214ZM218 112L216 111V113H218ZM223 112H224V111H223ZM226 112H227V110H226ZM237 112H238V111H237ZM250 112H251V111H250ZM67 113H68V112H67ZM84 113H85V112H84ZM117 113H118V112H117ZM124 113H125V112H124ZM155 113H156V115H157V112H156V111H155ZM167 113H166V115H164L165 117L167 116ZM187 113H188V111H187ZM187 113H186V114H187ZM196 113H195V114H194V113L191 114V115H192L191 117H195V116H196ZM232 113H233V111H232ZM240 113H241V112H240ZM248 113H249V112H248ZM252 113H253V111H252ZM257 113H258V114L260 113L259 110H258ZM70 114H71V113H70ZM160 114H161V113H160ZM160 114L158 115V117L160 116ZM170 114H169V116H170ZM186 114L184 113L185 116H187L189 113H188L187 115H186ZM206 114H207V113H206ZM226 114H227V113H226ZM234 114H236V113L234 112ZM254 114H255V112H254ZM28 115H29V114H28ZM156 115H155V116H156ZM162 115H163V114H162ZM189 115H190V114H189ZM204 115H205V114H204ZM211 115H212V114H211ZM218 115L221 116L220 114H218ZM224 115H225V112H224V114H223V117L221 116V119H222V118H223V119L225 118ZM231 115H232V114H231ZM237 115H238V114H236V117H237ZM250 115H251V114H250ZM260 115H261V114H260ZM12 116H13V115H12ZM29 116H30V115H29ZM66 116H67V115H66V113H65L64 118H65ZM119 116H120V115H119ZM122 116H123V115H122ZM181 116L183 117V115H181ZM185 116L183 117V119L186 118ZM199 116H201V114L197 116V117H198L197 119L202 120V123H204V122H203L204 120L201 119ZM202 116H203V115H202ZM208 116H209V115H208ZM213 116H215V115L213 114ZM240 116H242V115L240 114ZM243 116H244V114H243ZM245 116H246V115H245ZM245 116H244V118L246 119ZM107 117H108V116H107ZM110 117H111V116H110ZM172 117H173V116H172ZM182 117H180V118L182 119ZM206 117H207V115H206ZM215 117L217 118V115H216ZM227 117H228V115H227ZM236 117H235V118H236ZM250 117H251V116H250ZM258 117H260V118L262 119L261 116H258ZM263 117H264V114H263ZM120 118H121V117H120ZM160 118H161V117H160ZM169 118H170V117H169ZM187 118H188V116H187ZM203 118H205V117H203ZM230 118H231V117H230ZM238 118H239V117H238ZM92 119H93V118H92ZM161 119H162V118H161ZM178 119H179V118H178ZM181 119H180V121H182ZM193 119H195V118H191V119L189 118V119H187V121L190 120V122H192L191 120H193ZM197 119H196V121H197ZM209 119H210V117H209ZM236 119H237V118H236ZM242 119H243V118H242ZM242 119H241V121L243 122ZM165 120H167V118H166ZM170 120H171V118H170ZM170 120H169V122H170ZM172 120H173V119H172ZM184 120H186V119H184ZM207 120H208V119H207ZM211 120H212V119H211ZM218 120H219V119L217 118V121H218ZM48 121H49V120H48ZM54 121H55V120H54ZM92 121H93V120H92ZM159 121H160V120H159ZM173 121H175V119H174ZM180 121H178V122H180ZM196 121H195V122H196ZM221 121H222V120H221ZM221 121H218V122L221 123ZM226 121H227V120H226ZM226 121H225V123H228V122H226ZM237 121H238V120H237ZM239 121H240V118H239ZM241 121H240V123H241ZM29 122H30V121H29ZM29 122H28V123H29ZM72 122H74V121H72ZM169 122H166V124L169 123ZM176 122H177V121H176ZM176 122H175V124H176ZM182 122H183V121H182ZM185 122H186V121H185ZM195 122H194V123H195ZM211 122H212V121H211ZM211 122H210V123H211ZM222 122H223V121H222ZM232 122H233V121H232ZM234 122H235V121H234ZM244 122H245V120H244ZM75 123H78V121L75 122ZM95 123H96V122H95ZM147 123H148V122H147ZM188 123H189V122H188ZM197 123H198V122H197ZM197 123H196V125L198 126L199 123H198V124H197ZM200 123H201V122H200ZM202 123H201V126L203 125ZM205 123H207V124L210 125L209 121H207V122H205ZM229 123H231V122H229ZM237 123H239V122H237ZM237 123H235V124H237ZM143 124H144V123H143ZM192 124H193V123H192ZM192 124H191V126H192ZM211 124H212V123H211ZM216 124H217V122H216ZM223 124H224V123H223ZM232 124H233V123H232ZM242 124H243V123H242ZM55 125H56V124H55ZM98 125H99V124H98ZM103 125H104V124H103ZM103 125H102V126H103ZM168 125H169V124H168ZM177 125H178V123H177ZM177 125H176V126H177ZM181 125H182V124H181ZM185 125H186V124H185ZM187 125H188V124H187ZM199 125H200V124H199ZM209 125H208V126H209ZM214 125H215V124H214ZM218 125H219V123H218ZM218 125H217V126H218ZM225 125H227V124H225ZM225 125H221V128H223ZM237 125H238V124H237ZM237 125H236V126H237ZM259 125H260V124H259ZM165 126H166V125H165ZM165 126H164V127H165ZM173 126H174V125H173ZM179 126H180V125H179ZM182 126H184V125H182ZM188 126H190V123H189ZM188 126H187L185 129H187ZM208 126H207V128H206L207 130H208ZM222 126H223V127H222ZM94 127H95V125H94ZM106 127H107V126H106ZM157 127H158V126H157ZM171 127H172V126H171ZM195 127H196V126H195ZM202 127L205 128L206 125H203ZM202 127L199 126L198 128H202ZM211 127H212V126H211ZM219 127H220V126H219ZM233 127H234V126H233ZM244 127H245V126H243V128H244ZM253 127L255 128L256 126H253ZM43 128H44V127L41 126V129H43ZM89 128H91V127H89ZM169 128H170V127H169ZM175 128H176V127H175ZM183 128H184V127H183ZM209 128H210V126H209ZM226 128H227V127H226ZM226 128H225V129H226ZM241 128H242V126H241ZM248 128H249V127H248ZM258 128H259V127H258ZM155 129H156V128H155ZM173 129H174V128H173ZM177 129H179V128H177ZM188 129H189V128H188ZM212 129H213V128H212ZM229 129H230V127H229ZM229 129H227V130L229 131ZM234 129H235V128H234ZM259 129H260V128H259ZM61 130H62V129H61ZM102 130H103V129H102ZM105 130H106V129H105ZM105 130H104V131H105ZM139 130L141 131V129H139ZM190 130H194V129H190ZM202 130H203V129H202ZM213 130H214V129H213ZM219 130H220V128L218 129V131H219ZM231 130H232V129H230V131H231ZM236 130H237V129H235L234 131H236ZM248 130H249V129H248ZM250 130H251V129H250ZM252 130H253V129H252ZM256 130H257V129H256ZM256 130H255V132H256ZM49 131H50V130H49ZM62 131H64V130H62ZM170 131H171V130H170ZM182 131H183V133H184V129H183ZM185 131H186V130H185ZM196 131H197V130H196ZM208 131H209V130H208ZM211 131H212V130H211ZM221 131H222V130H221ZM221 131L218 133V134H220V136H221V138H219V139H222V135L225 133V132H224L225 130H224L223 133H222V135H221ZM246 131H247V130H246ZM246 131H245V133H246ZM28 132H29V131H28ZM50 132H51V131H50ZM102 132H103V131H102ZM107 132H108V131H107ZM107 132H105V133H107ZM145 132H146V131H145ZM165 132H166V131H165ZM186 132H187V131H186ZM188 132H189V131H188ZM194 132H195V131H194ZM200 132H202V131L200 130ZM205 132H206V130H205ZM213 132H214V131H213ZM216 132H217V131H216ZM216 132H215V133H216ZM231 132H233V130H232ZM236 132H237V131H236ZM247 132H248V131H247ZM260 132H261V131H259V133H260ZM60 133H61V132H59V133L56 134V135H55V134H45V133H43V132L37 130L36 127H35V129H33L32 133L29 135V136H30V141H29V143L27 144L28 147H25V151H26L28 154H30V160L33 162V161H34V160H33L34 158H36V157H38V156H39V158H40V156L43 157V155H44L46 149H48V148H55L56 145L59 143L60 139H61L62 136H63V134H60ZM103 133H104V132H103ZM183 133H182V134H183ZM189 133H190V132H189ZM209 133H210V132H209ZM215 133H214V134H215ZM226 133H227V135H228L229 132H226ZM245 133H244V134H245ZM251 133H252V132H251ZM64 134H65V133H64ZM199 134H200V133H199ZM212 134H213V133H212ZM232 134H233V133H231V135H230L231 137H232ZM234 134L237 135L236 133H234ZM234 134H233V135H234ZM238 134H239V133H238ZM244 134H243V135H244ZM163 135H164V134H163ZM178 135H179V132H178ZM178 135H177V136H178ZM186 135H187V134H186ZM188 135H189V134H188ZM190 135H192V134H190ZM197 135H198V134H197ZM197 135H196V138H197V137H201V136H197ZM200 135H201V134H200ZM208 135H209V134H208ZM208 135H207V136H208ZM210 135H211V134H210ZM224 135H226V134H224ZM224 135H223V136H224ZM227 135H226V136H227ZM183 136H184V135H183ZM215 136H219V135H216V134H215ZM230 136H229L230 140L233 139V137L235 138V136H233L232 138H231ZM164 137H165V136H164ZM181 137H182V136H181ZM205 137H206V136H205ZM238 137H239V135H238ZM238 137H236V139H237ZM248 137H249V136H248ZM248 137H247V135H246V138H248ZM260 137H261V136H260ZM40 138H43V141H44V142H40ZM145 138H146V137H145ZM158 138H159V137H158ZM184 138H185V136H184ZM187 138L190 139V136H187ZM192 138H193V137H192ZM196 138H195V139H196ZM217 138H218V137H217ZM217 138H216V140L218 141L219 144H222L223 142H224V143L226 142V141H224V139H223V141H222V143H221V142H219V139H217ZM224 138L226 139V137H224ZM227 138H228V137H227ZM229 138H228L227 140H229ZM240 138H241V137H240ZM240 138H238V140H239ZM249 138H250V137H249ZM86 139H87V138H86ZM89 139H90V138H89ZM178 139H179V138H178ZM180 139H181V138H180ZM189 139H188V140H189ZM195 139H194V140H195ZM209 139H211V138H209ZM243 139H244V137H243ZM91 140H92V139H91ZM94 140H95V139H93V141H94ZM148 140H149V138H148ZM182 140H183V138H182ZM199 140H200V139H199ZM104 141H105V140H104ZM104 141H103V142H104ZM133 141H134V140H133ZM175 141H176V139H175ZM177 141H178V140H177ZM206 141H207V140H206ZM208 141H209V140H208ZM211 141H212V140H211ZM213 141H214V140H213ZM236 141H237V140H236ZM2 142H3V141H2ZM91 142H92V141H91ZM139 142H140V141H139ZM139 142H138V143H139ZM149 142H150V141H149ZM155 142H156V141H155ZM155 142H154V143H155ZM182 142H184V141H182ZM185 142H186V140H185ZM187 142H188V141H187ZM194 142H196V141H194ZM214 142H215V141H214ZM229 142L232 143V140L229 141ZM237 142H239V141H237ZM237 142H235V143L237 144ZM240 142H242V141H240ZM92 143H94V142H92ZM150 143H151V142H150ZM152 143H153V142H152ZM199 143L202 144V142H199ZM203 143H204V141H203ZM209 143H210V142H208V144H209ZM211 143H212V142H211ZM211 143H210V146L213 145V144L211 145ZM224 143H223V145H224V146H227V145H225ZM226 143L229 144L228 141H227ZM231 143H230V144H231ZM254 143H255V142H254ZM40 144H42V145L44 144L46 147H40V146H41ZM106 144H107V143L105 142V147H106ZM147 144H148V143H147ZM155 144H156V143H155ZM171 144H172V143H171ZM174 144H175V143H174ZM184 144H186V143H184ZM194 144H195V143H194ZM196 144H197V143H196ZM219 144H218V146H219ZM230 144H229V145H230ZM239 144H241V143H239ZM239 144H238V145H239ZM175 145H176V144H175ZM175 145H174V146H175ZM177 145H178V143H177ZM177 145H176V146H177ZM186 145H188V144H186ZM191 145L193 146L192 141H191ZM197 145H199V144H197ZM202 145H204V144H202ZM232 145H233V144H232ZM249 145H250V144H249ZM253 145H254V144H252L251 146H253ZM262 145H263V144H262ZM58 146H59V145H58ZM103 146H104V144H103ZM103 146H102V148H104ZM145 146H146V145H145ZM158 146H159V145H158ZM210 146H209V147H210ZM215 146H216V145H213L212 147H215ZM218 146L215 147L214 149H216V148L219 149L220 147L218 148ZM221 146H222V145H221ZM235 146H236V145H235ZM235 146H234V149H237V148H235ZM164 147H166V146H164ZM168 147L170 148V146H168ZM177 147H179V146H177ZM181 147H182V146H181ZM181 147H180V148H181ZM194 147H195V146H194ZM200 147H201V145H200ZM203 147H204V146H203ZM203 147H202V148H203ZM209 147H207V143H206L205 148H208V151L210 152L211 150H209ZM230 147H231V146H230ZM241 147H242V146H241ZM249 147H250V146H249ZM26 148H27V149H26ZM172 148H173V146H172ZM191 148H192V147H191ZM222 148H223V146H222ZM222 148H221V149H222ZM225 148H227V147H224V149H225ZM228 148H229V147H228ZM231 148H232V147H231ZM256 148H257V146H256ZM0 149H2V148L0 147ZM10 149H11V148H10ZM60 149H62V147H61ZM106 149H108V148H106ZM154 149H155V148H154ZM157 149H158V148H157ZM163 149H164V148H163ZM176 149H177V148L175 147V148H173L172 150H169V156H171V154H175L174 152H175ZM193 149H194V148H193ZM214 149H212V150H214ZM232 149H233V148H232ZM262 149H263V148H262ZM70 150L74 151V149H71V148H70ZM191 150H192V149H191ZM198 150H199V149H198ZM203 150H206V149H203ZM219 150H220V149H219ZM229 150H230V149H229ZM241 150H242V149H241ZM9 151H10V150H9ZM66 151H67V150H66ZM72 151H71V154H73ZM107 151H108V150H107ZM107 151H106V152H107ZM153 151H154V150H153ZM220 151H221V150H220ZM222 151H224V150L222 149ZM231 151H232V150H231ZM233 151H234V150H233ZM236 151H237V150H236ZM250 151H251V150H250ZM256 151H257V150H256ZM0 152H2V150H0ZM3 152L5 153L6 151H3ZM10 152H12V151H10ZM10 152H9V153H10ZM57 152H58V151H57ZM69 152H70V151H69ZM193 152H194V151H193ZM203 152H204V151H203ZM206 152H207V151H206ZM206 152H204V154H205ZM7 153H8V152H7ZM74 153H75V152H74ZM164 153H165V152H163L162 154H164ZM179 153H180V152H179ZM195 153H197V152H195ZM210 153H211V152H210ZM213 153H214V151L212 152V154H213ZM230 153H231V152H230ZM248 153H249V152H248ZM54 154H55V153H54ZM58 154H59V153H58ZM104 154H106V153L104 152ZM202 154H203V153H202ZM208 154H209V153H208ZM208 154H207V155H208ZM212 154H211L210 156H212ZM216 154H219V153H217V151H216ZM222 154H223V153H222ZM227 154H228V153H227ZM235 154H236V152H235ZM237 154H238V152H237ZM84 155H85V154H84ZM118 155H119V156H118ZM118 155H115V156H116V157H117V156L120 157V153H118ZM181 155H182V154H181ZM183 155H184V154H183ZM183 155H182V157H183ZM185 155H186V154H185ZM200 155H201V154H200ZM213 155H214V154H213ZM224 155H226L225 152H224ZM228 155H230V154H228ZM232 155H233V154H232ZM55 156H56V155H55ZM67 156H68V154H67ZM67 156H66V157H67ZM69 156H70V155H69ZM73 156H75V155H73ZM162 156H163V155H162ZM164 156H165V155H164ZM164 156H163V157H164ZM191 156H192V155H191ZM193 156H194V155H193ZM193 156H192V157H193ZM197 156H198V155H197ZM201 156L204 157L203 155H201ZM222 156H223V155H222ZM241 156H242V154L239 155V158H240V159H241ZM245 156H246V155H245ZM252 156H253V155H252ZM2 157H3V156H2V154L0 153V159H1ZM56 157H57V156H56ZM213 157H214V156H213ZM215 157H218V155H217V156L215 155ZM219 157H221V155H220ZM219 157H218V159H220ZM224 157H225V156H223V159H224ZM236 157H238V155H237ZM259 157H260V155H259ZM259 157H258V158H259ZM39 158H38V159H39ZM80 158H81V157H80ZM87 158H88V157H87ZM164 158H165V157H164ZM166 158H167V155H166ZM179 158H180V157H179ZM194 158H195V157H194ZM199 158H200V157H199ZM234 158H235V155H234ZM242 158H243V156H242ZM250 158H251V157H250ZM36 159H37V158H36ZM56 159H57V158H56ZM56 159H55V160H56ZM70 159H72V158L70 157L69 160H70ZM84 159H85V158H84ZM84 159H83V160H84ZM122 159H123V155H122ZM124 159H125V158H124ZM169 159H171V158H169ZM189 159H190V157H189ZM197 159H198V158H197ZM197 159H196V161H197ZM201 159H202V158H201ZM209 159H210V158H209ZM214 159H215V158H214ZM236 159H237V158H236ZM251 159H252V158H251ZM39 160H40V159H39ZM52 160H54V159L52 158ZM75 160H76V159H75ZM85 160H86V159H85ZM109 160H110V159H109ZM172 160L174 161V159H172ZM220 160H221V159H220ZM227 160H228V157H227ZM243 160H244V159H243ZM13 161H14V160H13V158H12V160H10V161L8 162L9 164H11V162H12V165L8 168L9 170H6V171H4V172L0 171V237H2V238H0V240H1V239L4 240L3 238L9 239V242L11 241L10 245L13 243V245H11V246L14 247L13 250H12L14 256H12V254H7V255H8V256H9V255L12 256L13 259H14V258L16 259V257H17V259H18V261H16V262H18L17 264H19V262H21V264H24L23 262L26 261V257L29 256V255L27 254L28 249L31 248L30 246L27 247V244H26L27 242L23 241V239H22V238H26V237H24V236L22 237V236H21V233H23V232H21V231L23 230L22 226L26 225V223H25V219L23 218V216L25 217L26 214L24 213V215H23V212H22V211H24L26 208L24 209V206H23V209L21 208L22 211H20V210H19L20 207H19V209H18V206H20V205L22 206L21 201H18V202H17V201L15 200V197H16L15 195H16V194H15V195L13 194L15 197H13V196L10 194V195L13 197V198L9 199L10 202H11V200L13 199V201L15 200L16 203H17V204L20 203V205H18L17 207L14 206V202H15V201H14V202H13V207H14V208H15V207L17 208L16 211L9 209L10 207H8V206H9V205L7 204L8 202L6 203V194H7V192H11V193H13V190H15V189H17V188H19V189L22 188V189L24 190L26 185L23 187V184H24L23 182L25 181L24 179L27 177V175H26L25 178H23V182H22L23 184H22V186H17V187H16V185L14 184V181H15V179L17 178V173H18V172H16V170H15V168H14V166H13ZM37 161H38V160H37ZM57 161H58V160H57ZM62 161H63V160H62ZM77 161L79 162L80 160L77 159ZM88 161H89V160H88ZM123 161H124V160H123ZM123 161H122V162H123ZM137 161H138V160H137ZM187 161H188V160H187ZM194 161H195V160H194ZM199 161H200V160H199ZM223 161H224V160H223ZM236 161H237V160H236ZM249 161H250V160H249ZM258 161H259V160H258ZM261 161H262V160H261ZM83 162H84V161H83ZM126 162L128 163V158H127V161H126ZM140 162H141V161H140ZM142 162H143V161H142ZM163 162H164V161H163ZM169 162H170V161H169ZM169 162H168V163H169ZM174 162H176V161H174ZM189 162H190V161H189ZM191 162H192V161H191ZM201 162H203V161H201ZM201 162H198V164L200 165ZM204 162H205V161H204ZM220 162H221V161H220ZM237 162H238V161H237ZM237 162H236V163H237ZM239 162H240V161H239ZM245 162L247 163V158H246V161H245ZM252 162H253V161H252ZM256 162H257V161H256ZM124 163H125V161H124ZM196 163H197V162H196ZM196 163H193V165H195ZM211 163H212V162H211ZM222 163H225V162H222ZM222 163H221V164H222ZM254 163H255V162H254ZM9 164H8V165H9ZM80 164H81V162H79V164H78V163L75 164V162H73L72 160H71L68 164H66V165L68 166V168H67V173H68V175H70V174L72 175V173L74 174V172H75L76 169L79 170V168L76 167V165H80ZM85 164H87V163H85ZM138 164H139V162H138ZM146 164H147V163H146ZM146 164H145V165H146ZM159 164H160V162H159ZM165 164H166V163H165ZM170 164H171V163H170ZM204 164H206V163H204ZM221 164H220V165H221ZM234 164H235V163H234ZM260 164H261V163H260ZM26 165H27V164H26ZM30 165H31V164H30ZM30 165L28 164V166H30ZM53 165H54V164H53ZM82 165H83V164H82ZM87 165H88V164H87ZM172 165H173V164H172ZM209 165H211V164H209ZM216 165H217V164H216ZM236 165H237V164H236ZM242 165H243V164H242ZM248 165H249V162H248L247 166H248ZM261 165H262V164H261ZM56 166H57V165H56ZM83 166H84V165H83ZM161 166H162V165H161ZM204 166H207V168H208V165H204ZM214 166H215V165H214ZM221 166H222V165H221ZM233 166H234V165H233ZM249 166H250V165H249ZM249 166H248V167H249ZM254 166H255V165H254ZM50 167L52 168V164L50 165L49 162H48L47 160L43 159V161H42V165H41V168H42V169H45V170H48V173H51V172H52L51 174H53L54 171H51L52 169H51ZM131 167H132V166H131ZM177 167H179V166H177ZM190 167H191V166H190ZM198 167H200V166H198ZM241 167H242V166H241ZM30 168H31V166H30L28 169H30ZM54 168H55V166H54ZM60 168H61V167H60ZM82 168H83V167H81V170H82ZM85 168H87V167L85 166ZM146 168H147V167H146ZM154 168H155V167H154ZM157 168H158V167H157ZM164 168H165V167H164ZM167 168H170V167H167ZM204 168H205V170H206V167H204ZM212 168H213V167H212ZM217 168H218V167H217ZM258 168H259V167H258ZM28 169H27V170H28ZM56 169H57V167H56ZM88 169H89V166H88ZM88 169H87V171L90 170V169H89V170H88ZM133 169H134V168H133ZM144 169H145V168H144ZM144 169H143V170H144ZM194 169H195V168H194ZM201 169H202V165H201ZM249 169H250V168H249ZM249 169H248V170H249ZM263 169H264V168H263ZM30 170H31V169H30ZM30 170H29V171H30ZM57 170H58V169H57ZM57 170H56V171H57ZM59 170H60V169H59ZM63 170H64V169H63ZM85 170H86V169H85ZM136 170H137V169H136ZM148 170H149V169H148ZM148 170H147V172H148ZM198 170H199V169H198ZM205 170H203V172H204ZM208 170H210V168H208ZM208 170H206V171H208ZM224 170H226V169H224ZM235 170H236V169H235ZM259 170H260V169H259ZM49 171H50V172H49ZM79 171H80V170H79ZM79 171H78V172H79ZM150 171H151V170H150ZM154 171H155V170H154ZM201 171H202V170H201ZM263 171H264V170H263ZM26 172H27V171H26ZM38 172H40V171H38ZM58 172H59V171H58ZM82 172H86V171H82ZM82 172L80 171V173H82ZM138 172H139V171H138ZM144 172H145V171H144ZM147 172H146V173H147ZM210 172H211V171H210ZM257 172H258V171H257ZM30 173H31V172H30ZM43 173H45V172H43ZM46 173H47V172H46ZM64 173H65V170H64ZM171 173H172V172H171ZM171 173H170V174H171ZM192 173H193V172H192ZM196 173H197V172H196ZM199 173H200V171H199ZM242 173H243V171H242ZM246 173H247V172H246ZM246 173H245V174H246ZM25 174H26V173H25ZM27 174H28V176H29V172H27ZM56 174H58V173L56 172ZM56 174H55V175H56ZM62 174H63V173H62ZM76 174H77V171H76ZM82 174H84V173H82ZM82 174H80V175H82ZM172 174H173V173H172ZM200 174H201V173H200ZM245 174H244V176H245ZM33 175H34V174H33ZM35 175H36V174H35ZM38 175H39V173H38ZM41 175H42V174H40V176H41ZM44 175H46V174H44ZM47 175H48V176H46V177L49 178V174H47ZM71 175H70V176H71ZM86 175L88 176V172H87ZM154 175H156V174H154ZM154 175H153V176H154ZM163 175H164V174H163ZM165 175H166V174H165ZM203 175H204V174H202V176H203ZM225 175H227V174H225ZM238 175H239V174H238ZM247 175H248V174H247ZM40 176H36V177H40ZM50 176H51V175H50ZM61 176H62V175H61ZM84 176H85V175H84ZM160 176H161V174H160ZM160 176H159V178H160ZM187 176H188V175H186V177H187ZM192 176H193V175H192ZM195 176H196V175H195ZM229 176H230V175H229ZM242 176H243V175H242ZM242 176L240 175L239 177L241 178ZM31 177H32V176H30V178H31ZM44 177H45V176H44ZM75 177H76V175H75ZM79 177H80V176H79ZM79 177H78V178L76 177L75 179H79V180H80V179L83 178V177H82V178H79ZM125 177H126V176H125ZM133 177H134V176H133ZM232 177H233V176H232ZM237 177H238V176H237ZM245 177H246V176H245ZM249 177H250V176H249ZM251 177H252V176H251ZM258 177H259V175H258ZM32 178H33V177H32ZM61 178H62V177H61ZM61 178H60V179H61ZM71 178H72V180H70V181L72 182L74 177L71 176ZM148 178H149V177H148ZM150 178H151V177H150ZM178 178H179V177H178ZM180 178H181V177H180ZM192 178H193V177H192ZM204 178H205V177H204ZM207 178H208V177H207ZM228 178H229V177H228ZM33 179H34V178H33ZM33 179H32V180H33ZM38 179H39V178H38ZM41 179H43V176L41 177ZM52 179H53V178H52ZM83 179H84V182H85V180H86V181L88 180V182L90 181V180H89V176H88V179H87V177H86V179H85V178H83ZM124 179H125V178H124ZM134 179H136V176L134 177ZM152 179H153V178H152ZM155 179H156V178H155ZM160 179H161V178H160ZM176 179H177V177H176ZM181 179L184 180V178H181ZM186 179H187V178H186ZM186 179H185V180H186ZM189 179L191 180V178H189ZM189 179H188V180H189ZM231 179H233V178H231ZM236 179H237V178H236ZM30 180H31V179H30ZM30 180H29V182H30ZM39 180H40V179H39ZM53 180H54V179H53ZM58 180H59V179H58ZM67 180H68V179H67ZM137 180H138V179H137ZM139 180H140V179H139ZM183 180H181V181H179V182H182ZM201 180H202V179H200V181H201ZM203 180H204V179H203ZM203 180H202V181H203ZM222 180H223V179H222ZM247 180H248V179H247ZM249 180H250V179H249ZM36 181H37V179H36ZM56 181H57V180H56ZM61 181H62V179H61ZM70 181L68 182L69 184H70ZM77 181H78V180H77ZM81 181H82V180H81ZM93 181H94V180H93ZM96 181H97V180H96ZM123 181H124V180H123ZM129 181H130V180H129ZM147 181H148V180H147ZM227 181H228V180H227ZM227 181H226V182H227ZM233 181H234V179L232 180V182H233ZM240 181H242V180H240ZM253 181H254V180H253ZM33 182H35V181H33ZM33 182H32V183H33ZM45 182H47V181L45 180ZM45 182H44V184H45ZM48 182H50V184H52V183H51L52 181H49V180H48ZM100 182H101V181H100ZM100 182H99V183H100ZM115 182H116V181H115ZM125 182H126V181H125ZM127 182H128V180H127ZM127 182H126V184H127ZM136 182L138 183V181H136ZM144 182H145V181H144ZM150 182H151V181H150ZM163 182H164V181H163ZM190 182H192V181H190ZM218 182H219V181H218ZM220 182H221V181H220ZM228 182H229V181H228ZM230 182H231V180H230ZM42 183H43V182H42ZM53 183H54V181H53ZM74 183H75V182H74ZM82 183H83V182H82ZM82 183H81V184H82ZM90 183H91V181H90ZM90 183H89V184H90ZM94 183H95V182H94ZM94 183H93V184H94ZM120 183H121V182H120ZM129 183H130V182H129ZM234 183H235V181H234ZM236 183H237V182H236ZM239 183H240V182H239ZM29 184H30V183H29ZM36 184H37V182H36ZM62 184H64V183L62 182ZM77 184H78V183H77ZM85 184L88 185V183H86V182H85ZM96 184H97V186L100 185V184H98V183H96ZM96 184H94V185L96 186ZM101 184H103V183L101 182ZM115 184H116V183H115ZM123 184H124V182H123ZM159 184H160V183H159ZM200 184H201V182H200ZM222 184H223V183H222ZM222 184H220V186H221ZM225 184H226V183H225ZM46 185H47V184H46ZM53 185H56V184H53ZM60 185H61V184H59V187H60ZM66 185H68V184H66ZM70 185H71V184H70ZM72 185H73V183H72ZM72 185H71V186H72ZM74 185H76V184H74ZM131 185H133V184H131ZM134 185H135V184H134ZM175 185H176V184H175ZM193 185H195V183H194ZM203 185H204V184H203ZM239 185H240V184H239ZM31 186H32V185H31ZM40 186H43V184L40 185ZM49 186H50V185H49ZM49 186H48V188H49ZM56 186H57V185H56ZM63 186L66 187L65 185H63ZM71 186L69 187V185H68V187H69L68 189H71ZM78 186L81 187V185H79V184H78ZM78 186H77V187H78ZM83 186H85V185H83ZM90 186H92V185H90ZM90 186H87V187L90 188V190H91L93 187H94V189H96V187H97V186H96V187H95V186L90 187ZM101 186H102V185H100V186H98V187L100 188ZM103 186H104V185H103ZM125 186H126V185H125ZM127 186H129V185H127ZM214 186H215V185H214ZM223 186H224V185H222V187H223ZM225 186H227V185H225ZM225 186H224V188H226ZM231 186H232V185H231ZM231 186H230V187H231ZM240 186H241V185H240ZM35 187H36V185H35ZM50 187H51V186H50ZM74 187H75V186H74ZM79 187H78L77 189H78V191H81V189H80ZM98 187H97V189H98ZM105 187H106V185H105ZM122 187H123V186H122ZM140 187H141V186H140ZM145 187H148V186H145ZM145 187H144V188H145ZM150 187H151V186H150ZM159 187H160V186H159ZM218 187H219V186H218ZM230 187H229V189H230ZM236 187H237V186H236ZM241 187H242V186H241ZM243 187H244V185H243ZM245 187H246V186H245ZM245 187H244V188H245ZM28 188H29V186H28ZM33 188H34V186H33ZM33 188H32V189H33ZM39 188H41V187H39ZM46 188H47V187H46ZM55 188H56V187H55ZM60 188H62V185H61ZM72 188H73V187H72ZM101 188H102V187H101ZM120 188H121V187H120ZM120 188H119V189H120ZM126 188H127V187H126ZM126 188H124V189L126 190ZM128 188H129V187H128ZM130 188H131V186H130ZM164 188H165V186H164ZM170 188H171V187H170ZM211 188H212V187H211ZM215 188H216V186H215ZM234 188H235V187H234ZM239 188H240V187H239ZM34 189H35V188H34ZM34 189H33V190H34ZM41 189H42V192H43V187H42ZM41 189H40V191H41ZM64 189H65V188H64ZM64 189H63V190H64ZM66 189H67V188H66ZM66 189H65V190H66ZM68 189H67V190H68ZM77 189H76V190H77ZM79 189H80V190H79ZM82 189H84V188H82ZM94 189H92V190H94ZM146 189H147V188H146ZM146 189H145V190H146ZM161 189H162V188H161ZM166 189H167V188H166ZM187 189H189V188H187ZM207 189H208V187H207ZM229 189H228V190H229ZM232 189H233V188H232ZM232 189H231V190H232ZM30 190H31V187H30V189H29V192H30ZM33 190H31V191L33 192ZM37 190H38V189H37ZM48 190H49V189H48ZM56 190H57V189H56ZM60 190H61V189H60ZM63 190H61V192H62ZM71 190H72V189H71ZM74 190H75V189H74ZM74 190H72V191H74ZM76 190H75V191H76ZM84 190H85V189H84ZM98 190H99V189H98ZM130 190H131V189H130ZM143 190H144V189H143ZM151 190H152V188H151ZM151 190H150V191H151ZM202 190H203V189H202ZM215 190H216V189H215ZM221 190H222V189H221ZM40 191H39V193H40ZM45 191H46V190H44V192H45ZM51 191H53V192H51ZM51 191H50L51 194L54 193V189H52ZM72 191H68L69 193H68V195L66 194V198L64 197V194H63V196H62V194H61V197H63V198H60V199L62 200V201H61L62 203H67V205H68V199H69V197H72V196H69V194L71 193V195H72V193H73ZM82 191H83V190H82ZM88 191H89V190L86 189V194H84V196H86L85 198L88 199V202L91 200L90 202H92V204H93V199H91L92 197H91L90 195L96 194V193L99 192V191L96 192V190H95V192L93 191L94 193L92 192L93 194H90V191H89V194H90V195H88V198H87V192H88ZM132 191H134V190H132ZM138 191H139V190H138ZM156 191H157V190H156ZM165 191H166V190H165ZM169 191H170V189H169ZM179 191H180V190H179ZM182 191H183V190H182ZM199 191L201 192V190H199ZM204 191H206V190H204ZM26 192H28V190H27ZM26 192H25V193H26ZM29 192H28V193H29ZM35 192H36V191H35ZM35 192H34L33 194H35ZM44 192H43V193H44ZM47 192H48V191H47ZM47 192H45V193H47ZM63 192H64V191H63ZM65 192H67V191H65ZM76 192H77V191H76ZM76 192H75V194H74V197H75V195L77 196ZM134 192H136V191H134ZM144 192H145V191H144ZM148 192H149V191H148ZM163 192H164V191H163ZM210 192H212V191L210 190ZM213 192H215V191H213ZM228 192H229V191H228ZM234 192H236V191H234ZM234 192H233V193H234ZM237 192H239V191H237ZM241 192H242V191H241ZM28 193H27V194H28ZM39 193L36 194V195H33V196L30 195L31 197L29 196V197H30L29 199H31V201H32V202H31V201H29V202H30L31 204H35V207H33L34 209H36V207H38V206L41 207V205H40L41 201H42V203L44 202L42 199H40L41 201L39 200V198H41V197L43 198L42 195H41V197H39L40 194H41V193H40V194H39ZM58 193H59V192H58ZM77 193H78V192H77ZM99 193H100V192H99ZM99 193H97L96 195H98ZM145 193H146V192H145ZM151 193H152V192H151ZM164 193H165V192H164ZM201 193H202V192H201ZM201 193H199V195H200ZM229 193H230V192H229ZM27 194H26V195H27ZM79 194H80V193H79ZM79 194H78V195H79ZM123 194L125 195V192H124ZM127 194H128V191H127ZM129 194H131V193H129ZM129 194H128V195H129ZM148 194H149V193H148ZM156 194H157V193H156ZM169 194H170V193H169ZM202 194H203V193H202ZM206 194H207V193H206ZM206 194H205V195H206ZM210 194H212V193H210ZM214 194H215V193H214ZM221 194H222V193H221ZM230 194H232V191H231ZM238 194H239V193H238ZM17 195H18V194H17ZM21 195H22V194H21ZM47 195H48V194H47ZM53 195H54V194H53ZM56 195H57V192H56ZM82 195H83V194H81L79 197L81 198ZM119 195H120V194H119ZM149 195H150V194H149ZM162 195H163V194H162ZM177 195H178V194H177ZM196 195H197V194H196ZM205 195H204V196H205ZM8 196H9V193H8ZM22 196H23V195H22ZM67 196H69L68 199H67ZM84 196H82V197L84 198ZM89 196H90V198H89ZM115 196H116V195H115ZM134 196H135V194H134ZM134 196H133V197H134ZM152 196H153V195H152ZM197 196H198V195H197ZM200 196H202V195H200ZM200 196H199V198H200ZM25 197H27V196H24V198H25ZM44 197H45V195H44ZM47 197H48V196H47ZM50 197L52 198L53 196L51 195ZM50 197H48V198L50 199ZM54 197H55V196H54ZM54 197H53V198H54ZM56 197L58 198V196H56ZM56 197H55V200H54V201H55V203L58 204V202H56V201L59 200V199H56ZM128 197H129V196H128ZM137 197H138V196H137ZM155 197H156V196H155ZM206 197H207V196H206ZM210 197H211V196H210ZM9 198H10V197H9ZM19 198H21V196H19ZM19 198H18V199H19ZM27 198H28V197H27ZM45 198H46V197H45ZM45 198H43V199H45ZM48 198H47V201H48ZM72 198H73V197H72ZM76 198L78 199V202L81 201V200H83V199H80V198H78V197H76ZM102 198H103V196H102ZM105 198H107V197H105ZM126 198H127V197H126ZM129 198H130V197H129ZM142 198H144V196H143ZM142 198H141V199H142ZM179 198H181V197H179ZM22 199H23V198H22ZM74 199H75V198H74ZM79 199H80V200H79ZM86 199H85V200H86ZM89 199H90V200H89ZM136 199H137V198H136ZM136 199H135V201H136ZM184 199H185V198H184ZM192 199H193V198H192ZM195 199L197 200L196 197H195ZM195 199H193V200H195ZM203 199H204V198H203ZM50 200H51V199H50ZM50 200H49V201H50ZM52 200H53V199H52ZM75 200H76V199H75ZM102 200L105 201L104 199H102ZM102 200H101V201H102ZM119 200H120V199H119ZM139 200H140V199H139ZM143 200H144V199H143ZM149 200H150V199H149ZM161 200H162V199H161ZM199 200H201V199H199ZM206 200H207V199H206ZM7 201H8V198H7ZM24 201H25V200H23V202H24ZM26 201H27L26 203H27V205H28V204H29V203H28V199H27ZM39 201H40V202H39ZM47 201L45 200V202H44L45 205H46V202H47ZM71 201H72V199H71ZM71 201L69 200V202H71ZM106 201H107V200H106ZM162 201H163V200H162ZM166 201H167V200H166ZM202 201H203V200H202ZM61 202L59 201L60 208H61V204H60ZM73 202H74V201H72V203H73ZM81 202H82V201H81ZM84 202H85V204H86L87 200L84 201ZM84 202H83V204H84ZM107 202H108V201H107ZM107 202H106V203H107ZM143 202H144V201H143ZM143 202H142V203H143ZM148 202H149V201H148ZM148 202H147V203H148ZM159 202H160V201H159ZM171 202L173 203L174 201L172 200ZM190 202H191V201H190ZM194 202H195V201H194ZM197 202H198V201H197ZM232 202H233V201H232ZM5 203H6L8 206H7ZM11 203H12V202H11ZM26 203H24V204H26ZM47 203H48V202H47ZM53 203H54V202H53ZM53 203L50 202V206H51ZM94 203H95V202H94ZM136 203H137V202H136ZM140 203H141V202H140ZM140 203H139V205H141ZM149 203H150V202H149ZM185 203H186V202H185ZM199 203H202V202H199ZM209 203H210V202H209ZM226 203H227V202H226ZM228 203H229V202H228ZM9 204H10V203H9ZM31 204H30V207H31ZM44 204H42V206H43ZM76 204H77V203H76V201H75V206H76ZM83 204L80 203V206H82ZM151 204H152V203H151ZM160 204H161V203H160ZM162 204H163V203H162ZM190 204H191V203H190ZM190 204H189V206H190ZM192 204H193V202H192ZM194 204H195V203H194ZM196 204H197V206H198V207H197V209H198V208H199V204H198V203H196ZM232 204H233V203H232ZM11 205H12V204H11ZM11 205H10V206H11ZM36 205H37V206H36ZM48 205H49V204H48ZM54 205H55V204H54ZM54 205H53L52 207H54ZM59 205H57V208H56L57 210H58V206H59ZM65 205H66V204H65ZM72 205H74V204H72ZM88 205L90 206L91 204L88 203ZM103 205H104V202H103ZM105 205H106V204H105ZM107 205H108V204H107ZM149 205H150V204H149ZM149 205H147L146 207H148ZM152 205H153V204H152ZM171 205H172V204H171ZM174 205H176V204H174ZM187 205H188V202H187ZM187 205H186V206L184 205V206L187 207ZM200 205H201V204H200ZM228 205H230V204H228ZM25 206H26V205H25ZM32 206H33V205H32ZM68 206H70V203H69ZM91 206H92V205H91ZM91 206H90V207H91ZM93 206H94V205H93ZM142 206H143V205H142ZM150 206H151V205H150ZM153 206H154V205H153ZM164 206H165V205H164ZM164 206L162 205V207H164ZM166 206H167V204H166ZM166 206H165V207H166ZM213 206H214V205H213ZM223 206H224V205H223ZM233 206H234V205H233ZM13 207H12V208H13ZM30 207L28 208L29 210H30ZM44 207H45V206H43V207H41V208H44ZM55 207H56V205H55ZM66 207H67V206H66ZM83 207H86V205H83ZM90 207H89L88 209H90ZM104 207L106 208L107 206H104ZM104 207L102 206L103 209H104ZM108 207H109V206H108ZM108 207H107L106 210H105V211L107 212V213H106V216H107L108 212H110V211H109L110 209H108ZM171 207H172V206H171ZM174 207H175V206H173L172 208H174ZM177 207H179V206H177ZM192 207H193V206H192ZM209 207H210V205H209ZM225 207H226V206H224V209H226ZM227 207H228V206H227ZM33 208H31L30 211L33 212ZM41 208H38V209L40 210ZM46 208H47V207H46ZM60 208H59V210L62 209V208H61V209H60ZM71 208H72V207H71ZM74 208H75V207H74ZM80 208H81V211H85V212L87 211V210H85V208H84L83 210H82V207H80ZM80 208H79V205H78V211H79ZM86 208H87V207H86ZM91 208H92V207H91ZM110 208H111V207H110ZM139 208H140V207H139ZM141 208H142V207H141ZM148 208H149V207H148ZM157 208H158V207H157ZM172 208H171V210H172ZM175 208H176V207H175ZM179 208H180V207H179ZM188 208H189V207L186 208V211H187ZM190 208H191V207H190ZM193 208H195V207H193ZM193 208H192V209H193ZM201 208H202V207H201ZM203 208H205V207H203ZM207 208H208V206H207ZM215 208H216V207H215ZM231 208H232V206H231ZM38 209H36L35 211H39ZM49 209H51V207H48L47 210H49ZM68 209H69V207L67 208V210H68ZM75 209H76V208H75ZM103 209H102V212H103ZM107 209H108V211H107ZM143 209H144V207H143ZM167 209H168V207H167ZM210 209H211V207H210ZM210 209H209V210H210ZM221 209H222V208H221ZM249 209H250V208H249ZM17 210H18V211H17ZM26 210H27V209H26ZM26 210H25V211H26ZM43 210H44V209H43ZM43 210H40V211L38 212L37 215H39V213L42 212ZM57 210L55 211V208H54V211H55V212H53V211H51V212L56 214ZM62 210H64V206H63V209H62ZM67 210H65V211H67ZM69 210H70V209H69ZM69 210H68V211H69ZM72 210H73V208H72ZM145 210H146V208H145ZM150 210H153V209L150 208ZM155 210H156V209H155ZM201 210H203V209H201ZM206 210H207V209H206ZM214 210H215V209H214ZM230 210H232V209H230ZM256 210H257V209H256ZM44 211H46V209H45ZM65 211H64V212H65ZM75 211H76V210H75ZM75 211H71L70 213H72V212L75 213ZM148 211H149V210H148ZM193 211H195V210H193ZM193 211H192V213H193ZM198 211H199V209H198ZM198 211H195L194 213H198ZM211 211H212V210H211ZM227 211H228V210H226V212H227ZM246 211H247V209H246ZM246 211H245V212H246ZM46 212H47V214L49 213L48 211H46ZM46 212H45V213H46ZM51 212H50V213H51ZM62 212H63V211H62ZM76 212H77V211H76ZM102 212H101V213H102ZM141 212H142V209H141ZM143 212H144V210H143ZM146 212H147V210H146ZM153 212H154V211H153ZM161 212H162V211H161ZM184 212H185V211H184ZM188 212H191V210L188 211ZM201 212H202V211H201ZM201 212H200V213H201ZM203 212H204V211H203ZM212 212H213V211H212ZM59 213H61V212L59 211V212L57 213V218H58V214H59ZM66 213H67V215H68V212H66ZM66 213H64V214H66ZM70 213H69L68 217H69L70 215H71V216L73 215V213H72V214H70ZM103 213H104V212H103ZM103 213H102V214H103ZM137 213H138V210H137ZM151 213H152V212H151ZM154 213H155V212H154ZM181 213H182V211H181ZM194 213H193V214H194ZM229 213H230V212H229ZM253 213H254V212H253ZM261 213H262V212H261ZM261 213H260V214H261ZM27 214H29V211H28ZM76 214L78 215V213H76ZM76 214H75V215H76ZM102 214H101V215H102ZM143 214H144V213H143ZM145 214H146V213H145ZM147 214H148V212H147ZM147 214H146V215H147ZM155 214H156V213H155ZM178 214H179V213H178ZM205 214H206V213H205ZM208 214H209V213H208ZM210 214H211V213H210ZM213 214H215V213H213ZM254 214H255V213H254ZM14 215H18V217H17V216L13 217ZM44 215H46V214H44V212H43V215H42L41 217H44ZM49 215H51V214H49ZM53 215H54V214H53ZM53 215H51V216L53 217ZM59 215H60V214H59ZM75 215H74V216H75ZM77 215H76V216H77ZM104 215H105V214H104ZM158 215H159V214H158ZM176 215H177V214H176ZM179 215H180V214H179ZM186 215H187V214H186ZM188 215H189V214H188ZM190 215H191V214H190ZM197 215H198V214H196L195 216H196V220L198 221L200 218L197 219ZM233 215H234V214H233ZM242 215H243V213H242ZM27 216H28V217H29V216H32L33 218H32V217H30V218L33 219V220H34V218H36V217H34L33 213H32V215H27ZM46 216H47V215H46ZM46 216L44 217V220L48 217V216H47V217H46ZM51 216H50V217H51ZM54 216H55V215H54ZM61 216H63V214H61ZM65 216H66V215H64V217H63V218H64V219H63V222L66 220ZM74 216H73V217H74ZM76 216H75V218H77ZM78 216H79V215H78ZM80 216H81V215H80ZM80 216H79V217H80ZM144 216H145V215H144ZM192 216H193V215H192ZM208 216H209V215H208ZM211 216H212V215H211ZM260 216H261V215H260ZM28 217H27V219H29ZM41 217H40V220H41ZM52 217H51V218H52ZM55 217H56V216H55ZM66 217H67V216H66ZM79 217H78V218H79ZM81 217H82V216H81ZM81 217L79 218V220H80L79 224L81 223L82 220H84V219H82L83 217H82V218H81ZM85 217H87V216H84V218H85ZM107 217H108V216H107ZM107 217H106V218H107ZM169 217H171V216H169ZM187 217H188V216H187ZM187 217H186V218H187ZM204 217H205V216H204ZM218 217H219V215H218ZM258 217H259V216H258ZM13 218H14V219H13ZM25 218H26V217H25ZM37 218H38V217H37ZM51 218H50V219H51ZM57 218H56V219H57ZM61 218H62V217H61ZM61 218H59V219H61ZM88 218L90 219V217H87L86 219H88ZM96 218H97V217H96ZM101 218H103V217L101 216ZM104 218H105V217H104ZM136 218H137V217H136ZM140 218H141V217H140ZM174 218H175V217H174ZM182 218H183V217H182ZM212 218H213V217H212ZM248 218H249V217H248ZM27 219H26V222L28 221ZM50 219H49V220H50ZM59 219H58V220H59ZM70 219H71V217H70ZM86 219H85V220H86ZM94 219H95V218H94ZM99 219H100V218H99ZM142 219H143V218H142ZM144 219H145V218H144ZM144 219H143V222H145ZM172 219H173V218H172ZM187 219H188V218H187ZM261 219H262V218H261ZM35 220H36V219H35ZM40 220L38 219L37 222H39V224H41V225H43V226L47 225V227H49V228H51V227L53 226V224L50 223V222H48V223H49V224H52V226H51V227H50V225L48 226V223L45 224L46 221H44V220H42L41 223H40ZM52 220H53V218H52ZM54 220H55V219H54ZM58 220H57V221H58ZM61 220H62V219H61ZM61 220H60V221H61ZM68 220H69V219H68ZM75 220H76V219H75ZM75 220H74V222H72V220H71V222H72V223H75ZM85 220H84L83 222H86ZM90 220H91V219H90ZM95 220H96V219H95ZM95 220H94V221H95ZM97 220H98V219H97ZM97 220H96V221H97ZM112 220H113V219H112ZM188 220H189V219H188ZM30 221H31V223H32V222H36V221H32V220H30ZM30 221L27 222V223H30ZM47 221H48V219H47ZM91 221H92V220H91ZM99 221H100V220H99ZM99 221H98V222H99ZM101 221H102V219H101ZM141 221H142V220H141ZM185 221H186V220H185ZM244 221H245V220H244ZM261 221H262V220H261ZM37 222H36V223H37ZM51 222H52V221H51ZM53 222H54V221H53ZM66 222H67V221H66ZM69 222H70V221H69ZM71 222H70V223H71ZM76 222H78V221H76ZM98 222H97V223H94V222L90 223V221L88 222V223H90V225L92 224V226H93V223L95 224V226L92 227V229H93L92 231H91V229L88 230V228H90L91 226L88 225V227H86V225H87L88 223L86 222L87 224H85V227L87 228V232H88V231H91V234H92V235H91L90 233H89V234L92 236V238H93V235H99V233H100V231H101L100 228L104 225V224H101L102 226H100V228H99V226H96V224L98 225ZM199 222H201V221H199ZM212 222H213V221H212ZM31 223H30V224H31ZM55 223H56V222H55ZM55 223H54V224H55ZM67 223H68V222H67ZM70 223H68V224H70ZM100 223H102V222H100ZM103 223H105V222H103ZM176 223H177V222H176ZM187 223H188V222H187ZM217 223H218V222H217ZM217 223H216V224H217ZM23 224H24V225H23ZM33 224H34V223H32L31 225H33ZM58 224H59V223H58ZM63 224H64V223H63ZM79 224H77V225H79ZM142 224H143V223H142ZM146 224H147V223H146ZM205 224H207V222H206ZM209 224H210V223H209ZM242 224H243V223H242ZM245 224H246V223H245ZM27 225L30 226V227H35V226H37L38 224H36V225L34 224L35 226H34V225L31 226V225H29V224H27ZM27 225H26L25 227H27ZM56 225H57V223H56ZM56 225H54V226H55V229L57 228ZM59 225H60V224H59ZM64 225H65V224H64ZM66 225H67V224H66ZM66 225L63 226V227H64L63 230L65 229V227H68V228H66V230L69 231V229H71V227L69 228V226H71V225H68V226H66ZM81 225H84V224L82 223ZM81 225H80V226H81ZM221 225H222V224H220V226H221ZM243 225H244V224H243ZM38 226H40V225H38ZM38 226H37V227H38ZM43 226H40V227H42L43 229H45L46 227L44 228ZM57 226H58V225H57ZM72 226L75 227L76 225L74 224V225H72ZM80 226H79V227H80ZM140 226H141V225H140ZM142 226H143V225H142ZM142 226H141V227H142ZM208 226H209V225H208ZM208 226H207V229H208V228H209V229L212 228V227L210 228V227H208ZM210 226H211V224H210ZM214 226H215V225H214ZM218 226H219V225H218ZM236 226H237V225H236ZM25 227H24L25 231L23 230L24 232H26V229H28V228H25ZM30 227H29V229H30ZM37 227H36V228H37ZM76 227H77V226H76ZM76 227H75V228H76ZM143 227H144V226H143ZM199 227H200V226H199ZM224 227H225V226H224ZM227 227H228V226H227ZM233 227H234V226H233ZM244 227H245V229H246V226H244ZM21 228H22V230H21ZM49 228H46L47 231L44 230L43 233L48 232ZM58 228H60V227L58 226ZM75 228H73V231H74ZM86 228H85V229H86ZM183 228H184V227H183ZM203 228H204V227H203ZM214 228H217V227H214ZM214 228H213V229H214ZM218 228H219V227H218ZM222 228H223V227H222ZM235 228H236V227H235ZM237 228H239V227L237 226ZM241 228H242V225H241ZM31 229H32V231L34 230L33 228H31ZM52 229H53V228H52ZM52 229H51V231H52ZM61 229H62V226H61L60 229H58V230L62 231L60 234L63 233V230H61ZM83 229H84V228L82 227V230H83ZM85 229H84V230H85ZM102 229H103V227H102ZM172 229H173V228H172ZM205 229H206V228H205ZM233 229H234V228H233ZM66 230H64V231L66 232ZM76 230H78V228H77ZM76 230H75V231H76ZM79 230H80V229H79ZM79 230H78V231H79ZM104 230H105V229H104ZM104 230L101 231V232H104ZM236 230H237V229H236ZM34 231H35V230H34ZM38 231L40 232V230H38ZM41 231H42V230H41ZM45 231H46V232H45ZM49 231H50V230H49ZM53 231H54V229H53ZM75 231H74V232H75ZM85 231H86V230H85ZM201 231H202V230H201ZM208 231H209V230H208ZM30 232H31V230H30ZM36 232H37V229H36ZM36 232H33V234L36 233ZM39 232H37V233H39ZM55 232H56V230H55ZM57 232H58V231H57ZM65 232H64V233H65ZM70 232H71V231H69V233L66 232V233L69 234V235H66V236H71ZM74 232H73V233H74ZM82 232L84 233V231H82ZM174 232H175V231H174ZM211 232H212V231H211ZM28 233H29V232H28V230H27V234H28ZM37 233H36V234H37ZM43 233L41 232L42 235H43ZM49 233H50V232H49ZM49 233H48V235H46L47 233L44 234V235H46V236L48 237L49 235L52 234V233H51V234H49ZM53 233H54V232H53ZM71 233H72V232H71ZM78 233H81V230H80V232H77L76 235H75V234H72V235H73V236H74V235H75V236H78ZM83 233H81V234L84 236ZM184 233H186V232H184ZM27 234H26V235H27ZM29 234H31V233H29ZM29 234H28V235H29ZM85 234H86V233H85ZM145 234H146V233H145ZM148 234H149V232H148ZM22 235H23V234H22ZM24 235H25V234H24ZM26 235H25V236H26ZM39 235H40V234H39ZM39 235H37V236H39ZM44 235H43V236H44ZM52 235H53V234H52ZM52 235H51V236H52ZM54 235H55V236H52V239H53V237H56V238H57L58 233H57V235H56V234H54ZM63 235H64V234H63ZM82 235H81V236H82ZM233 235H234V234H233ZM29 236L31 237V240L33 239L32 242L34 243V242L36 241V238H35L36 235H32V236L29 235ZM33 236H34V238H35V241H34ZM37 236H36V237H37ZM40 236H41V235H40ZM40 236H39V237H40ZM43 236H42V237H43ZM51 236H50V237H51ZM58 236H59V235H58ZM83 236H82V237H83ZM91 236H90V237H91ZM148 236H150V234H149ZM21 237H22V238H21ZM27 237H28V236H27ZM47 237H45V239H47ZM50 237H48L49 240H50ZM64 237H65V236H64ZM64 237H60V236H59V241H58V238H57V241L55 240V238L53 239L54 242L56 241V244H55L56 247H57L58 244H60V245H58V246H59L58 248H60V249H58V250H61V248H62V244H66V243H67V242H65V238H64ZM71 237H72V236H71ZM71 237H70L69 239H71ZM88 237H89L88 235H87V237H86V235H85V239H86V240L88 239ZM97 237H98V236H97ZM186 237H188V236L186 235ZM226 237H227V236H226ZM228 237H229V236H228ZM235 237H236V236H235ZM28 238H29V237H28ZM66 238H68V237H66ZM77 238H78V237H77ZM92 238H91V240H92ZM94 238H95V236H94ZM94 238H93V239H94ZM114 238H115V237H114ZM145 238H146V236H145ZM149 238H150V237H149ZM199 238H200V237H199ZM38 239H39V238H38ZM38 239H37V240H38ZM43 239H44V238H43ZM43 239H42V240H43ZM52 239H51V241H49V240H48V241L45 240V241H46V243H47V242L50 243V242H52ZM69 239H68V240H69ZM73 239H75V237H73ZM81 239H82V238H80L79 240H81ZM85 239L83 238V244H84ZM96 239H98V238H96ZM129 239H130V237L128 238V241H129ZM188 239H190V237H189ZM188 239H187V240H188ZM230 239H231V236H230ZM24 240L28 241L27 239H24ZM31 240H30V241H31ZM145 240H146V239H145ZM195 240H196V239H195ZM228 240H229V238H228ZM232 240H234V239H232ZM40 241H41V240H40ZM40 241H39V242H40ZM73 241L76 242V241H78V240L76 239V240H73ZM73 241H72V243H73ZM92 241H93V240H92ZM92 241L90 242V238H89V242L92 243ZM110 241H111V240H110ZM123 241H124V240H123ZM128 241H126V242H128ZM141 241H142V240H141ZM146 241H147V240H146ZM149 241H150V240H149ZM222 241H223V240H222ZM5 242L7 243L8 241L5 240ZM42 242H43V241H42ZM54 242H53V244H54ZM58 242H59V243H58ZM64 242H65V243H64ZM69 242H70V240H69ZM85 242H86V241H85ZM89 242H88V245H87V246L91 245V244H89ZM96 242H97V241H96ZM120 242H121V241H120ZM129 242H130V241H129ZM129 242H128V243H129ZM179 242H180V241H179ZM3 243H4V242H3ZM3 243H2V241H0V254L3 252V248H2V247H3ZM33 243H32V245H33ZM79 243H80V242H79ZM79 243H78V245H79ZM94 243H95V240H94ZM117 243L120 244L118 241H117ZM122 243H123V242H121V244H122ZM128 243H127L126 245H128L127 247H129L130 250H131V247H130V245H129ZM132 243H133V242H132ZM132 243L130 242V244H132ZM29 244L31 245L30 242H29ZM29 244H28V245H29ZM41 244H42V245H40L39 243L37 244V242H36V245H40L41 248H40V247H39V248L42 250V249H44L43 244H45V243H41ZM68 244L71 245V243H68ZM68 244H66V245H68ZM73 244H75V243H73ZM80 244H82V241H81ZM83 244H82V245H83ZM85 244H86V243H85ZM7 245L10 247L9 243H7ZM46 245H47V244H45V247H48V245H50V244H48L47 246H46ZM78 245H77V243H76V246H78ZM93 245H94V244H92V246H93ZM219 245H220V244H219ZM221 245L223 246V244H221ZM229 245H231V244H229ZM8 246H7V247H8ZM33 246H34V248H35V245H33ZM52 246H53V245L51 244L50 248L48 247V249L50 250V249L53 248V249L55 250V252H54V251L52 252L53 249L50 250V251H51L52 253L55 254V253L57 252V250L55 249L56 247L54 248V246H53V247H52ZM71 246H72V245H71ZM74 246H75V245H74ZM80 246H81V245H80ZM80 246H78V248H79ZM84 246H85V245H84ZM109 246H110V245H109ZM121 246H122V245H121ZM123 246H125V245H123ZM163 246H164V245H163ZM36 247L38 248V246H36ZM42 247H43V248H42ZM51 247H52V248H51ZM64 247L66 248V246L63 245V248H64ZM69 247H70V246H69ZM82 247H83V246H82ZM82 247H80V248H82ZM95 247H96V246H95ZM99 247H100V246H99ZM101 247H102V246H101ZM106 247H107V246H106ZM113 247H114V246H112V248H113ZM115 247H119V245L116 246V243H115ZM219 247H220V246H219ZM224 247H225V246H224ZM226 247H227V246H226ZM39 248H38V250H39ZM65 248H64V249H65ZM70 248H72V247H70ZM73 248H74V247H73ZM73 248H72V250H75V249H73ZM78 248H76V250H77ZM80 248H79V249H80ZM89 248L91 249L92 247L90 246ZM89 248H88V250H87L86 247H85V249L88 251V252L85 251V252H87L86 254H85V252H84V254H85L86 256H87V254H89ZM103 248H104V247H103ZM107 248H108V247H107ZM112 248H111V249H112ZM125 248H126V247H125ZM129 248H128V249H129ZM133 248H134V247H133ZM140 248H141V247H140ZM5 249H7V248H5ZM5 249H4V252H3V253H6V252H7V251L5 252ZM82 249H83V248H82ZM82 249H81V250H82ZM85 249H83V250H85ZM93 249H95V248H93ZM105 249H106V248H105ZM105 249H103V250H105ZM111 249L108 248V250H110L109 252H108V250L106 249L107 251L105 250L106 252L104 251L105 253H104L103 255H105L107 252L110 253V252H111ZM113 249H114V248H113ZM118 249H119V248H118ZM122 249H124V247H123ZM122 249H121V250H122ZM161 249H162V248H161ZM209 249H210V248H209ZM7 250H8V249H7ZM9 250H11V249H9ZM9 250H8V251H9ZM31 250H32V252H31ZM31 250L29 251V254H30V252L33 254V247H32ZM35 250L37 251V249H34V251H35ZM41 250H39L38 252H40ZM44 250H47V249H44ZM44 250H43V251H44ZM66 250H68V246H67V249H66ZM83 250H82V251H83ZM91 250H92V249H91ZM97 250H98V249H97ZM99 250H100V248H99ZM103 250H102V251H103ZM114 250H115V249H114ZM114 250H113V251H114ZM119 250H120V249H119ZM134 250H135V248L133 249V252H134ZM141 250H142V249H141ZM166 250H167V248H166ZM166 250H165V251H166ZM168 250H170V249L168 248ZM43 251H42V252H43ZM62 251H63V250H62ZM62 251H60V252L58 251V254L60 253L59 255H61V257H64L65 255L63 254L64 256H62V254H61ZM68 251L70 252L71 250H68ZM113 251H112V252H113ZM201 251H202V250H201ZM213 251H214V250H213ZM12 252L9 251V253H12ZM44 252H45V251H44ZM48 252H49V251H48ZM64 252H65V251H64ZM71 252H72V254H71V253H68V255L71 254V256H72V255H73V251H71ZM78 252H80V251L78 250ZM78 252H77V254L79 255ZM96 252H97V251H96ZM112 252H111V256H110L109 258H112V256H114V255H112ZM122 252H123V251H121V253H122ZM131 252H132V251H131ZM133 252H132V253H133ZM166 252H167V255L170 253V252L168 253V251H166ZM175 252H176V251H175ZM215 252H216V251H215ZM222 252H223V251H222ZM49 253H50V252H49ZM52 253H51V254H52ZM82 253H83V252H82ZM91 253H93V252L91 251ZM91 253H90V254H91ZM108 253H107V254H108ZM116 253H117V252H116ZM217 253H219V252H217ZM217 253H216V254H217ZM15 254H16V255H15ZM32 254H31V256H33ZM34 254H36L35 256H37V254H38V255L41 257V254H40V253H36V252H35ZM42 254H43V256H44V253H42ZM56 254H57V253H56ZM90 254H89V255H90ZM113 254H114V253H113ZM118 254H120L119 251H118ZM2 255H3V254H2ZM46 255H47V254H45L44 257H46ZM52 255H53V254H52ZM59 255H58V256H59ZM66 255H67V251H66ZM75 255H76V254H75ZM80 255H82V256H81L82 258H79V259H80V260L82 259V260L84 261L86 257L83 256V254H80ZM89 255H88V256H89ZM97 255H98V254H97ZM101 255H102V254H101ZM103 255H102V256H103ZM165 255H166V254H165ZM213 255H214V254H213ZM220 255H221V254H220ZM15 256H16V257H15ZM35 256H33V257H34L33 260H36L37 257H38V256H37V257H35ZM55 256H57V255H55ZM58 256H57V257H58ZM71 256L69 255V256H67V257H71ZM115 256H117V255H115ZM120 256H122V255H120ZM216 256H217V255H216ZM218 256H219V255H218ZM5 257H6V256H5ZM5 257H4V258H5ZM12 257H10V258H12ZM44 257H43L42 259H43V260H44V259L46 260V258H48V255H47L46 258H44ZM51 257H52V256L49 257L50 260H51ZM72 257H74V256H72ZM72 257H71V258H72ZM76 257H78V256L76 255L75 258H76ZM83 257H84V259H83ZM90 257H91V255H90ZM90 257H88V260H89V259H91V260L93 259V258H90ZM92 257H93V255H92ZM95 257H97V256H95ZM104 257H106V256H104ZM118 257H119V255H118ZM118 257H117V258H118ZM164 257H165V256H164ZM2 258H3V257H2ZM4 258H3V259H4ZM8 258H9V257H8ZM8 258H7V261L9 260ZM107 258H108V256H107ZM107 258H106V259L104 258V259H105V260L107 261V263H108V262H109L108 260H110V259H107ZM113 258H114V261H115V260H116V259H115L116 257H113ZM113 258H112V259H113ZM218 258H219V257H218ZM222 258H223V257H222ZM3 259H2V260H3ZM15 259H14V260H15ZM28 259H29V258H28ZM31 259H32V257H30L29 260L31 261ZM40 259H41V258H40ZM52 259H54V258H52ZM57 259H58V258H55V259H54V264H55V262L58 263ZM59 259H60V256H59ZM59 259H58V260H59ZM64 259H65V257H64ZM64 259H63V261H62L63 263L66 262V261H64ZM66 259H67V258H66ZM73 259H74V258H73ZM76 259L79 261L78 258H76ZM76 259H75V260H76ZM98 259H99V256H98ZM98 259H97V260H98ZM102 259H103V258H102ZM112 259H111V261H112ZM119 259H120V258H118V260H119ZM185 259H186V258H185ZM5 260H6V259H5ZM33 260H32V261H33ZM37 260H39V258H38ZM37 260H36L35 262H37ZM55 260H56V261H55ZM60 260H61V259H60ZM60 260H59V261H60ZM69 260H70V259H69ZM69 260H68V262H69ZM71 260H72V259H71ZM82 260H81V261H82ZM93 260H94V259H93ZM99 260H100V259H99ZM105 260H104V261H101V262L104 263ZM118 260H117V261H118ZM121 260H122V259H121ZM130 260H131V259H130ZM222 260H223V259H222ZM27 261H28V260H27ZM27 261L25 262V264H27ZM40 261H42V260H40ZM40 261H39V262H40ZM46 261H47V260H46ZM46 261H45V264L47 263ZM51 261H52V260H51ZM51 261H49V262L52 263L53 261H52V262H51ZM72 261H73V260H72ZM78 261H77V262H78ZM89 261H90V260H89ZM181 261H182V260H181ZM224 261H225V260H224ZM11 262H12V260H11ZM16 262H15V263H16ZM35 262H34V264H37V263H35ZM43 262H44V261H43ZM43 262H41V263H43ZM49 262H48L47 264H49ZM74 262H75V261H74ZM74 262H72V263H74ZM77 262H75V263L77 264ZM84 262L86 263L87 260H85ZM84 262H81V264H82V263L84 264ZM92 262H93V261H92ZM99 262H100V261H99ZM99 262H98V263H99ZM120 262H121V261H120ZM125 262H126V261H125ZM186 262H187V260H186ZM0 263H1V261H0ZM2 263H3V262H2ZM5 263H9V262H5ZM5 263H4V264H5ZM13 263H14V261H13ZM30 263H31V262H30ZM30 263H29V264H30ZM59 263H61V262H59ZM70 263H71V262H70ZM79 263H80V262H79ZM79 263H78V264H79ZM89 263H90V262H88L87 264H89ZM107 263H106V264H107ZM109 263H110V262H109ZM109 263H108V264H109ZM130 263H133V261L130 262ZM32 264H33V263H32ZM38 264H40V263H38ZM52 264H53V263H52ZM61 264H62V263H61ZM65 264H66V263H65ZM67 264H68V263H67ZM100 264H101V263H100ZM111 264H112V263H111ZM125 264H126V263H125ZM127 264H128V262H127ZM182 264H183V263H182Z\"/></svg>", "mask_w": 264, "mask_h": 264}]
</instances>
